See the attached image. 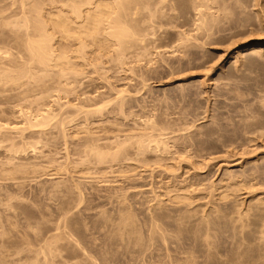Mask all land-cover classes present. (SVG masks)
Listing matches in <instances>:
<instances>
[{"label":"bare ground","instance_id":"6f19581e","mask_svg":"<svg viewBox=\"0 0 264 264\" xmlns=\"http://www.w3.org/2000/svg\"><path fill=\"white\" fill-rule=\"evenodd\" d=\"M215 1V2H214ZM220 1V0H219ZM221 1H223L224 2V0H221ZM228 1V0H227ZM230 1H233L232 3H234V4H232L231 2H227L228 4H232L231 6H232V8H233V5L234 6H236L238 3L239 4H242V5H239L241 8H243V12H244V14H245V16H244V14L242 13V11H241V8H239V6H237L238 7V9H240V10H237V8H234L235 10H237V12H241V14L244 16V17H246V16H251L250 14H252L253 12V16H251L250 18H252L251 20L252 21H256L257 23V25L258 24H261L260 26H261V29H263V31H264V0H230ZM237 1V3H235ZM210 2H211V4H210ZM215 3V5L217 6V4H216V2H217V0H0V46H1V48H0V122L2 123V121H5L6 119H7V114H9L10 112H11V108H10V111H9V113H8V111H5V110H7V108L6 107H8L9 108V106L10 105H13L12 107H14V104H15V106H16V108H17V106L18 105H16V103L17 104H20V103H18L19 101H17L16 100V102L14 101L13 103L14 104H9V102H11L12 101V99H22L23 98V101H24V99L26 100V99H28L29 97H28V95H30V94H32L30 97H31V99L34 97H38L40 94H39V92L38 91H40L41 90V94L43 95V97H44V95H45V92L47 91V92H49L48 91V87L50 86V88H51V90L53 89V91H57V89L59 88V90L60 91H62V92H66L67 93V95L70 93V92H72V88H73V91L75 92V90H76V88H77V90H79L78 89V87H80V84H79V86L78 87H76V88H74L73 87V83L75 84L76 82H78L79 83V81H80V79L82 80L83 78H80L79 79V77L83 74L84 76H85V73L84 72H86V70L84 71L83 69V67H85L86 69H87V67H91L90 69H93V68H95V70L93 69V71H95L94 73H97V72H99L100 74H101V72H103V71H107L105 68V70L103 69V68H101L102 66H103V61H102V58L104 57V58H111V57H109V56H112V53L110 54V53H108L110 50H113V51H115L114 52V57L113 58H111V59H115V58H117L116 56H118V60L120 59V63H122L123 61H125V56H126V54L129 52H132V53H134V54H136V56H139V55H141V54H143V57L146 55V57L150 54L149 52H148V55H147V48H149L148 49V51L150 50V48L153 46V45H151V44H153L154 42V44H157L158 46H160V48H162L163 49V35L161 34V35H159V33H160V31H162V29H163V26H165V23L164 22H166V23H171L175 18L177 19V17H178V19L177 20H175V21H173L174 23H172L173 25H169V24H166V25H168V26H165L166 28L168 27H170V26H173L172 27V29L174 28V25H177V24H175V22L176 21H179V19H180V17L182 18V16L181 15H183L184 13H186V14H188L189 12H191L192 13V11L195 13V16L197 17L196 18V20H194L193 19V17H192V15L193 14H191L190 13V15H191V17H190V15L188 16H184L185 18H183V19H185L184 21L181 19V21H183V22H187V20H186V18L188 19L189 18V23H186V24H191L193 21L192 20H194L195 21V23L196 24H200V26H197L195 23H192V24H194L195 26H196V28L197 27H199L200 28V30H198L199 28H197V30H198V33H197V37L198 38H200L199 36L200 35H198L199 34V32L201 31V29L202 30H204L205 29V33H204V35H207L209 32H210V30H211V28L213 29V26L216 24L215 22L217 21V20H219V21H217V24L218 23H220L221 22V24H220V26L221 25H224V26H227L226 24L227 23H229L230 24V26H227V27H232L231 26V23L230 22H232V21H229L228 19L232 16L233 18H234V16H237V17H235V19H232V17L230 18V20L232 19L233 21L234 20H236V23H234L233 22V27L232 28H235L236 26H239L240 28L241 27H244L243 28V31L245 32V31H247V30H245V28H248L247 26L245 27L244 26V24L241 22V20H240V22H237V18H238V16L240 15V14H238V13H235V14H231V12L229 11H225L224 9H227L226 7L224 8V9H222V8H220V9H222V11L220 10V9H218L219 7H217V9L218 10H220L219 12H220V14H221V12L222 13H227V15H231L230 17L228 16V18L227 17H225L224 15L225 14H223L221 17L223 18V16L225 17V18H227V20L226 21H228V22H225L224 20L225 19H219V13H217L218 12V10H217V14L216 15H218V17H216V15L214 14V16H213V12L215 13V11L216 10H214V9H211V7L213 6V7H215V5H213V3ZM218 3V2H217ZM225 3H226V1H225ZM211 5V6H210ZM224 5V4H223ZM227 6H229V5H227ZM212 7V8H213ZM216 8V7H215ZM229 8H230V6H229ZM209 9L211 10V13H208V12H210L209 11ZM173 10H174V12H173ZM212 10H213V12H212ZM228 10V9H227ZM229 10H231V9H229ZM235 10H234V12H235ZM251 10L253 11L252 13H251ZM167 11H169L168 13H167ZM180 11H181V13H180ZM225 11V12H224ZM170 12H173V14L174 13H176V12H179V13H176V14H178V15H172ZM180 14V15H179ZM212 14V15H211ZM236 14H238V15H236ZM176 16V17H175ZM243 16H241V17H243ZM256 18H255V17ZM216 19H214V18ZM240 17V16H239ZM253 18H255L254 20H253ZM190 19H191V23H190ZM243 19V18H242ZM257 19V20H256ZM220 20H223V21H220ZM248 20H249V18H248ZM248 20H246V23H248L247 21ZM167 21H169V22H167ZM197 21V22H196ZM200 22V23H199ZM211 22V23H210ZM224 22V24H222ZM251 22V21H250ZM177 23V22H176ZM179 24H181V22L179 21L178 22ZM210 23V24H209ZM213 23V24H212ZM239 23V24H238ZM245 23V24H246ZM254 22H252V23H250V24H253ZM178 24V25H179ZM186 24H183V25H181V28H183V27H187L188 25H186ZM191 24V25H192ZM211 24L213 25V26H211ZM216 24V25H217ZM228 24V25H229ZM235 24H236V26H235ZM240 24H241V26H240ZM242 24H243V26H242ZM256 24H254V26H256L255 27V30H257L258 31V29L260 30V27H259V25L257 26ZM178 25L176 26V27H178ZM185 25V26H184ZM205 25H208L209 26V29L207 28L208 26H205ZM183 26V27H182ZM193 26V25H192ZM207 28H205V27ZM248 26H249V23H248ZM251 26H253V25H250V28H248V30L250 31V32H252V31H255V30H253L252 29V27ZM253 26V27H254ZM164 27V31L162 32V33H164V32H166V28ZM180 27V26H179ZM189 27V26H188ZM204 29H203V28ZM215 27V26H214ZM217 27V26H216ZM216 27L213 29V31H214V35L215 36H217V37H219L218 35H216V34H218L219 32V30L218 29H216ZM222 27V28H221ZM221 27H219L220 29H221V31H222V29H223V26H221ZM227 27H225V30H223L224 32H229V29L227 28ZM257 27H259V28H257ZM263 27V28H262ZM171 28V27H170ZM169 28V29H170ZM194 28V27H193ZM192 28V29H193ZM196 28H194V29H196ZM218 28V27H217ZM231 28V29H232ZM257 28V29H256ZM171 29V30H172ZM190 30H191V28H189ZM226 29H228V31L226 30ZM230 29V30H231ZM235 29H237V27L235 28ZM252 29V30H251ZM175 30H177V29H174V31L173 32H175ZM179 30V29H178ZM188 30V29H187ZM190 30H189V32H190ZM196 30V31H197ZM216 30H217V32H216ZM233 30V29H232ZM242 30V29H241ZM238 31L239 33H241V35H239V36H244V35H242L244 32L243 31ZM192 31H194V30H192ZM196 31H194L195 33H196ZM212 31V30H211ZM212 31V32H213ZM236 31V30H235ZM234 30H233V33H231L232 35H228V36H238V32L236 33V34H234V32H235ZM249 31L247 32L248 34H249ZM261 32V33H263L262 35H261V33H260V39L258 40V42L256 41V45H250V44H248L249 46H247L246 47V49H245V53L246 54H248V55H246V56H249V55H251V54H253V55H255L256 53H260V51H263V54H264V32ZM181 32V31H180ZM216 32V33H215ZM256 32V31H255ZM253 32L254 34H256V38H257V36L259 37V35H257L260 31H258V33L256 32ZM56 34V35H59V40H60V42L62 41V43L60 44V42L57 44L58 45V47H57V49L59 48V46L60 45H63L62 47H60V52L61 53H59L58 54V52L59 51H56L55 50V45H53V42L56 40V36L54 37L53 35L54 34ZM158 33V35H159V39H160V36H161V45L157 42L156 43V41H158V37H156V36H153V35H156ZM167 33V35H168V32H166ZM177 33V32H176ZM179 33V32H178ZM188 32H186V34H187ZM200 33H202V31L200 32ZM246 33V32H245ZM244 33V34H245ZM246 33V34H247ZM179 34H181V33H179ZM190 34V33H189ZM193 34V33H192ZM212 35H213V33H211ZM210 33L208 34V37L207 36H204L203 34H201L202 36H204V38L205 37H207V39H205V41H206V43L208 42V38H209V43H210V41H211V44H213V42L215 43H217L218 41L217 40H215L214 41V39L216 38L214 35L212 36ZM219 34H222V32L221 33H219ZM227 34V33H226ZM229 34H230V32H229ZM247 34V35H248ZM152 35V37H150ZM178 35V34H177ZM210 35L212 36V37H210ZM247 35H245L246 36V38L248 37H250V35L249 36H247ZM181 36H183L181 39L182 40H184L183 42H184V48L185 49H187V47H185V45H187L188 47H189V43H191L192 41V39H190V40H188L189 38H187V41L189 42H187L185 39V37H187L188 36V34H187V36H185V34L183 35V34H181ZM196 36V35H195ZM237 36H236V38H237ZM244 36V37H245ZM61 37V38H60ZM150 37V38H149ZM155 37V38H154ZM164 37H167V36H164ZM174 37L175 36H173V37H171L173 40H174ZM189 37H191V36H189ZM226 37V36H225ZM243 37V38H244ZM254 37V39H255V36L253 35L252 37H251V39ZM53 38H54V40H53ZM151 38H154V39H157V40H152ZM170 38V37H169ZM168 38V39H169ZM177 38V37H176ZM198 38H194V40H196L197 41V39ZM202 39H204L203 37H201ZM211 38V39H210ZM239 38V37H238ZM242 38V39H243ZM201 39V40H202ZM219 39H221V38H219ZM218 39V40H219ZM223 39V38H222ZM229 39V38H228ZM227 39V40H228ZM233 39V38H232ZM245 39V38H244ZM250 39V38H249ZM160 40H159V42H160ZM167 40V38H165V42L166 43H169V42H167L166 41ZM181 40V41H182ZM200 40V41H201ZM224 40H226V39H224ZM226 40V41H227ZM238 40V39H237ZM239 40H240V38H239ZM247 40V39H246ZM175 41V40H174ZM176 41H177V39H176ZM178 41H180V40H178ZM186 41V42H185ZM195 41V42H196ZM203 41V40H202ZM204 41V42H205ZM223 41V40H222ZM225 41V42H226ZM240 41H242V40H240ZM153 42V43H152ZM164 42V43H165ZM227 42H229V40L227 41ZM234 42H235V39H234ZM233 42V43H234ZM238 42V41H237ZM176 43V42H175ZM180 43V42H179ZM182 43V42H181ZM180 43V47H182L183 45ZM194 43V42H193ZM208 43V44H209ZM224 42H222L221 44H223ZM54 44H55V42H54ZM75 44H78L77 46L75 45ZM172 44V43H171ZM189 44V45H188ZM203 43L201 42V45H202ZM220 44V45H221ZM225 44V43H224ZM151 45V46H150ZM168 46H169V44H167ZM191 45H194V44H191ZM198 45V44H197ZM201 45H199V47H197V48H200L201 47ZM206 45V44H205ZM210 45V44H209ZM236 45V44H235ZM72 46H75V47H73L74 49L75 48H77V50H75L76 52H72V51H69L70 49L69 48H71V50H73L72 49ZM157 46V47H158ZM162 46V47H161ZM165 46V45H164ZM176 46V45H175ZM175 46H173V47H175ZM211 46V45H210ZM215 46V45H214ZM217 46V45H216ZM234 46V45H233ZM232 46V44H231V46H227V48L228 47H233ZM241 46V45H240ZM243 46V45H242ZM89 47H91V48H89ZM153 47H155V45L153 46ZM156 47V48H157ZM167 47V46H166ZM180 47H179V50H180ZM213 47V46H212ZM244 47V46H243ZM2 48H5V49H3V50H1ZM61 48H64V49H61ZM88 48L90 49V51H88ZM159 48V47H158ZM168 48V47H167ZM172 48V47H171ZM211 48V47H210ZM217 48V47H216ZM218 48H221V47H218ZM226 48V49H227ZM239 48V47H238ZM162 49H160V50H162ZM175 49V48H174ZM177 49V48H176ZM136 50V51H135ZM137 50H138V52L140 51V50H142L143 51V53H139L138 54V52H137ZM151 50H154V49H151ZM170 50V49H169ZM168 50V51H169ZM172 50H173V48H172ZM182 50H183V47H182ZM181 50V51H182ZM188 50V49H187ZM190 50H191V48H190ZM190 50H188V52L190 51ZM195 50V49H194ZM201 50H203V48L201 49ZM228 50H229V48H228ZM239 50H240V48H239ZM238 50V51H239ZM244 50V49H243ZM242 50V51H243ZM135 51V52H134ZM157 51H158V49H157ZM156 51V49H155V52H157ZM167 51V52H168ZM196 51H199V50H196ZM71 52V53H70ZM117 52V53H116ZM127 52V53H126ZM154 52V51H153ZM159 53L161 52V51H158ZM176 52V51H175ZM179 52V51H178ZM187 52V51H186ZM185 52V53H186ZM205 52V51H204ZM204 52L202 51L201 53H203V55H204ZM236 52V51H235ZM107 53L109 54L108 56H107ZM166 53V52H165ZM181 53V52H180ZM184 53V52H183ZM194 52L192 51V54H193ZM196 54H198L197 52H195ZM195 53H194V55H195ZM206 53H208V52H206ZM240 53V52H239ZM239 53H237L238 54V56H239ZM243 54H244V52H242ZM106 54V56H104ZM116 54H118V55H116ZM125 54V55H124ZM131 54V53H130ZM133 54V55H134ZM163 54V53H162ZM162 54H161V56H162ZM172 54V53H171ZM171 54H170V56H171ZM174 54V53H173ZM173 54H172V57H176V56H173ZM213 54V53H212ZM242 54V55H243ZM116 55V56H115ZM153 55V54H152ZM151 55V56H152ZM168 55V54H167ZM175 55V54H174ZM179 56H180V54H178ZM181 55H182V53H181ZM187 55V54H186ZM185 54H184V58H185V56H186ZM190 55V54H189ZM189 55H187V60H188V57H190ZM199 56L201 55L202 56V54H198ZM206 55V54H205ZM204 55V56H205ZM234 55H236V54H234ZM233 55V56H234ZM241 55V54H240ZM245 55V54H244ZM243 55V56H244ZM90 56H92V58L90 57ZM127 56H129V54H127ZM126 56V57H127ZM135 56V55H134ZM157 56V55H156ZM160 56V55H159ZM179 56H178V58H179ZM195 56H197V55H195ZM207 56H210V54L208 53L207 55H206V57ZM212 56V55H211ZM217 56V55H216ZM219 56V55H218ZM243 56H239V60H241V62L243 61V63H244V58H245V56H244V58H243ZM124 57V58H123ZM140 57V56H139ZM143 57H142V59H143ZM146 57L144 58L145 60H147L146 59ZM163 57V56H162ZM194 57V56H193ZM192 56H191V60H192V62H193V59H195V57L193 58ZM220 57V56H219ZM258 57V58H257ZM264 57V56H263ZM262 57V58H263ZM104 59V61H106L105 63L106 64H108L109 62H108V59ZM130 58V57H129ZM128 57H127V63H129L130 62V60H129V62H128V59H129ZM131 58H132V56H131ZM136 58H138V57H136ZM156 57H154L153 59H155ZM169 58V57H168ZM181 58H182V56H181ZM181 58H180V60H181ZM193 58V59H192ZM204 58V57H203ZM208 58V61H209V58L210 57H207ZM206 58V59H207ZM212 58V57H211ZM210 58V60H212ZM216 58V57H215ZM235 58H236V56H235ZM240 58H242V59H240ZM254 58H257V60L259 59V56H257V54H256V56L254 57ZM253 57L251 58V60L253 61V60H255ZM111 59H109V60H111ZM122 59H124L123 61H122ZM139 59V58H138ZM148 59H150V58H148ZM166 59V58H165ZM177 59V58H176ZM185 59V60H186ZM136 60V59H135ZM141 60V59H140ZM162 60H164L163 58H162ZM161 60V61H162ZM168 60H170V59H168ZM174 60V59H173ZM191 60H190V63H191ZM201 60H203V59H201ZM201 60H200V64H201ZM218 60V59H217ZM260 60V59H259ZM262 60V59H261ZM116 61V60H115ZM122 61V62H121ZM125 61V62H126ZM150 61H151V59H150ZM152 61H154V60H152ZM158 61V60H157ZM157 61L155 62V63H157ZM167 61V60H166ZM170 61H172V60H170ZM169 61V62H170ZM178 61H179V59H178ZM182 61H183V59H182ZM195 61V60H194ZM203 61H207V60H203ZM238 62V60H237V58H236V60H235V62ZM252 61H250V63L252 62ZM124 62V63H125ZM138 62V61H137ZM136 62V63H137ZM162 62H164V63H166L165 61H162ZM168 62V63H169ZM175 62V61H174ZM188 63H189V61H187ZM186 62V63H187ZM198 62H199V60H198ZM219 62V61H218ZM234 62V64L232 65V66H234V70L233 71H235L236 72V70L237 69H235V66H236V64L237 63H235ZM256 62V61H255ZM258 62V61H257ZM261 62V61H260ZM263 62H264V60H263ZM263 62H261V63H263ZM104 63V64H105ZM111 63H112V61H111ZM118 63H119V61H118ZM117 63V64H118ZM119 63V64H120ZM123 63V64H124ZM131 63H132V61H131ZM131 63H129V66H130V64ZM135 63V62H134ZM140 63H141V61H140ZM160 63V62H159ZM177 64H178V62H176ZM187 63V64H188ZM193 63H195V62H193ZM206 63V62H205ZM209 63V62H208ZM214 63H216V59H215V61L213 60V64ZM243 63H241V64H243ZM246 63V62H245ZM250 63H247V64H250ZM254 63V62H253ZM253 63H252V65H253ZM260 63V64H261ZM116 64V62H115V65H117ZM119 64H118V66H119ZM123 64H121V65H123ZM142 64V63H141ZM141 64H139V65H141ZM146 64H150V63H146ZM152 64V63H151ZM161 64V63H160ZM169 64H171V63H169ZM172 64H173V62H172ZM182 64H184V63H182ZM198 64V63H197ZM211 64V63H210ZM238 64H240V62L238 63ZM247 64H246V66H247ZM256 64L257 63H254V65L256 66ZM110 65V64H109ZM108 65V66H109ZM112 65V64H111ZM121 65H120V67H121ZM164 65V64H163ZM162 65V66H163ZM165 65H167V66H169L168 64H165ZM164 65V66H165ZM179 65V64H178ZM186 65V64H185ZM190 66H192L193 65V67H194V64H189ZM199 65V64H198ZM203 65V64H202ZM201 65V66H202ZM205 65H207V64H205ZM212 65V64H211ZM217 65V64H216ZM251 65V64H250ZM264 65V64H263ZM87 66V67H86ZM107 66V65H106ZM114 66V65H113ZM128 66V67H129ZM143 66H144V64H143ZM147 66V65H146ZM154 66V65H153ZM156 66V65H155ZM159 66V65H158ZM161 66V65H160ZM159 66V67H160ZM161 66V67H162ZM173 66V65H172ZM175 66H176V64H175ZM179 66H181V65H179ZM209 66V65H208ZM212 66H215V65H212ZM232 66H230V67H232ZM242 66V65H241ZM261 66V65H260ZM93 67V68H92ZM103 67H105V65L103 66ZM116 67V66H115ZM138 67V66H137ZM142 67V66H141ZM170 68H171V66H169ZM168 67V68H169ZM181 67H184L185 68V66H181ZM197 67V66H196ZM199 67V66H198ZM210 67V66H209ZM244 67V66H243ZM250 67H252V66H250ZM254 67V66H253ZM262 67V66H261ZM260 67V68H261ZM57 68V69H56ZM100 68H101V70H103V71H101L100 70ZM111 68H113V67H111ZM122 68H123V66H122ZM132 68V67H131ZM153 68V67H152ZM177 68H179V67H176V69ZM188 68V67H187ZM211 69H212V67H210ZM226 68V67H225ZM228 68V67H227ZM237 68V67H236ZM40 69H41V71H43V70H45L44 71V73L46 72V74H45V76H44V73L42 74L43 75V77H41L40 76V74L38 75L40 78H37L38 76L37 75H35V74H37V72L38 71H40ZM56 71H55V70ZM99 71H98V70ZM117 69H119V68H117ZM127 69V68H126ZM135 69V68H134ZM139 69V68H138ZM141 69H145V67L144 68H141ZM149 69V68H148ZM154 69H155V67H154ZM153 69V70H154ZM164 69V68H163ZM162 69V70H163ZM186 69V68H185ZM199 69H201V68H199ZM204 69H206L205 67H204ZM203 69V70H204ZM231 69V68H230ZM232 69H233V67H232ZM239 69H240V67H239ZM238 69V70H239ZM254 69V68H253ZM259 68H257V70H258ZM261 69H264L263 67L261 68ZM261 69H259V70H261ZM35 70H36V72H35ZM38 70V71H37ZM111 70V69H110ZM114 70H115V68H114ZM131 70V69H130ZM136 70V69H135ZM134 70V71H135ZM156 71L157 70H159V69H155ZM167 70V69H166ZM172 69H170V71H171ZM173 70H175V69H173ZM180 70H181V68H180ZM193 70V69H192ZM198 70V69H197ZM210 70V69H209ZM208 70V72H210ZM228 70H229V68H228ZM256 70V69H255ZM256 70V71H257ZM258 70V71H259ZM84 71V72H83ZM90 71V70H89ZM89 71L86 73V74H88L89 73ZM112 71V70H111ZM123 71V70H122ZM137 71H139V70H136L135 72H137ZM141 71H143V70H141ZM145 71V70H144ZM152 71V70H151ZM150 71V72H151ZM155 71V72H156ZM169 71V72H170ZM182 72H183V70H181ZM186 71V70H185ZM184 71V73L183 74H185V73H187V75H188V73L189 72H185ZM190 71V70H189ZM202 71V70H201ZM241 71V70H240ZM242 71H243V73H244V70L242 69ZM241 71V72H242ZM247 70H245V72H246ZM249 71H250V68H249ZM251 71H252V68H251ZM255 71V72H256ZM264 71V70H263ZM263 71H261L262 73H264ZM91 72V71H90ZM108 72V71H107ZM107 72H103V73H107ZM114 72V71H113ZM118 72V71H117ZM120 72V71H119ZM133 72V68H132V70H131V73ZM134 72V73H135ZM146 72H147V70H146ZM161 72V71H160ZM176 72V74L175 75H177L178 73V71L176 70L175 71ZM192 72V71H191ZM205 74H206V72L205 71H203ZM212 72V71H211ZM224 72V71H223ZM232 72V71H231ZM230 72V73H231ZM235 72H233V73H235ZM239 72V71H238ZM240 72V73H241ZM260 72V71H259ZM39 73V72H38ZM93 73V72H92ZM102 73V74H103ZM110 73V72H109ZM112 73V72H111ZM130 73V71H128V74ZM141 73H143V72H141ZM154 73V72H153ZM156 73H158V72H156ZM161 73H163V72H161ZM166 73H167V71H166ZM192 73H194L195 74V72H194V70H193V72ZM247 73V72H246ZM252 73V72H251ZM251 73H250V75H251ZM262 73H260V75L262 74ZM100 74H96V75H99L100 77H103L104 75H100ZM137 74H138V72H137ZM145 73H143V74H138V75H144ZM147 74V73H146ZM149 74V73H148ZM152 74V73H151ZM165 73H163L162 74V78H163V75H164ZM182 74V73H181ZM182 74V75H183ZM193 74V75H194ZM199 74V73H198ZM197 74V75H198ZM202 74V73H201ZM208 74H210V73H208ZM228 74H229V72H228ZM239 73H237V75H234V76H237V77H239V75H238ZM253 74H254V71H253ZM91 75H93V74H91ZM90 75V76H91ZM107 75L109 76V74L107 73ZM106 75V76H107ZM115 75V74H114ZM117 75V74H116ZM122 75H123V73H122ZM131 75V74H130ZM156 75H158V74H156ZM156 75L154 76V77H156ZM169 75H171L170 73H169ZM178 75H180V74H178ZM177 75V76H178ZM191 75V74H190ZM244 75V74H243ZM246 75H248V74H246ZM256 75V74H255ZM263 75V74H262ZM261 75V76H262ZM36 76V77H35ZM94 76H95V74H94ZM105 76V77H106ZM132 76V75H131ZM133 76H136L135 74L133 75ZM147 76V75H146ZM167 76H168V73H167ZM174 76V75H173ZM173 76H171V77H173ZM186 76V75H185ZM184 76V77H185ZM220 76V75H219ZM226 76V75H225ZM224 76V77H225ZM229 75H227V77H228ZM233 76V74H232V77H234ZM242 76V75H241ZM249 76V75H248ZM257 76H258V74H257ZM82 77V76H81ZM86 77V76H85ZM93 77V76H92ZM98 77V76H97ZM137 77V76H136ZM144 77H145V75L142 77L143 79H144ZM166 77V76H165ZM164 77V78H165ZM170 77V78H171ZM204 77V76H203ZM244 77V76H243ZM242 77V78H243ZM251 77V76H250ZM250 77H248V78H250ZM253 77V76H252ZM260 77V76H259ZM107 78V77H106ZM124 78V77H123ZM146 78V77H145ZM148 78H150V77H148ZM147 78V79H148ZM158 78V77H157ZM156 78V79H157ZM183 78V77H182ZM205 78V77H204ZM258 78V77H257ZM263 78H264V76H263ZM65 81V86L63 87V89L64 90H61V88H62V84L63 83H61V81H63V80ZM99 79V78H98ZM104 80H103V83H105L104 81H107V80H105V78H103ZM110 79V78H109ZM136 79H138L139 80V78H136ZM143 79H141V80H143ZM147 79L145 80V82L147 81ZM154 80H155V78H153ZM166 79H167V77H166ZM177 79V78H176ZM179 79H180V77H179ZM228 79V78H227ZM236 79H238V78H236ZM247 79V78H246ZM259 79H261L260 81H258ZM259 79H256L258 82H254L255 84H254V87L256 86V88H257V84L256 83H258L259 84V87H260V89H262L263 87H264V81L262 80V78L260 77ZM86 80H88V79H86ZM97 80V79H96ZM115 80V79H114ZM119 80V79H118ZM129 80H131V79H129ZM134 80H135V77H134ZM150 80V79H149ZM148 80V81H149ZM158 80H162V79H159L158 78ZM172 80V79H171ZM174 80V79H173ZM201 80H203V79H201ZM200 80V81H201ZM241 80V79H240ZM243 80V79H242ZM245 80V79H244ZM243 80V82H245ZM36 81H37V83H36ZM39 81H41L40 82V84H39V86H37V84L39 83ZM52 83H51V82ZM54 81H56L55 83L56 84H53L54 83ZM59 81H60V83H61V88L60 87H57V89L56 88H52V86H54V87H56L57 86V84L59 83ZM83 82H88V81H85V79L84 80H82ZM81 81V82H82ZM91 81H92V79H91ZM100 81H102V80H100ZM113 81V80H112ZM137 81V80H136ZM147 81V82H148ZM167 81H168V79H167ZM170 81V80H169ZM194 81H196V80H194ZM234 81V83H235V86H237V84H238V86L239 87H241L240 86V83H236V81L235 80H233ZM251 81V80H250ZM47 82H48V84H47ZM83 82H82V86H84V84H83ZM95 83H97L96 81H94ZM122 82V81H121ZM133 82H135V81H133ZM138 82H140V81H138ZM146 82V83H147ZM150 82H152L151 80H150ZM165 82V81H164ZM179 82V81H178ZM183 82V81H182ZM227 82L229 83V82H231V80L229 81V80H227ZM238 82H240V81H238ZM34 83V84H33ZM36 83V84H35ZM51 83V84H50ZM59 83V84H60ZM107 84H108V86H109V81L108 82H106ZM130 83V82H129ZM131 83H132V81H131ZM136 84H137V82H135ZM141 83V82H140ZM143 83H144V81H143ZM160 83V82H159ZM192 83V82H191ZM200 83V82H199ZM202 83V82H201ZM204 83V82H203ZM202 83V84H203ZM206 83V82H205ZM208 83V82H207ZM221 83V82H220ZM226 83V82H225ZM246 83H248V81L246 82ZM252 83V82H251ZM87 84H89V83H87ZM87 84H86V86H87ZM102 84V83H101ZM112 84V83H111ZM134 84V83H133ZM133 84H132V86H133ZM136 84H135V86H136ZM171 84V83H170ZM179 84V83H178ZM231 84V83H230ZM245 84V83H244ZM36 86V88L38 87L39 88V90L37 89L36 91L38 92V96L36 95V96H33V94L35 93L36 94V91H34V90H32V89H30V88H33L32 86ZM94 86H95V84H94ZM165 86H166V84H165ZM187 86H188V84H187ZM186 86V87H187ZM190 86H191V84H190ZM196 86H197V83H196ZM200 86H201V84H200ZM200 86L198 87V89L200 88ZM203 86H204V84H203ZM224 86H225V84H224ZM229 86V84H227V86L226 87H228ZM235 86H233V89H234V87ZM248 86H249V84H248ZM27 87V89L26 90H24L25 88ZM89 87V86H88ZM93 87V86H92ZM92 87H90V88H92ZM99 87V86H98ZM103 87V86H102ZM106 87V86H105ZM104 87V88H105ZM110 87V86H109ZM112 87V86H111ZM131 87V86H130ZM139 87V86H138ZM141 87V86H140ZM143 87V86H142ZM146 87V86H145ZM175 88H176V86H174ZM178 87V86H177ZM202 87V86H201ZM215 87H216V83H215ZM219 87V86H218ZM243 87V86H242ZM246 88H247V86H245ZM251 86H249V88H250ZM35 88V87H34ZM33 88V89H34ZM49 88V89H50ZM96 88V87H95ZM113 88H115L114 86L111 88V90L113 91ZM129 88V87H128ZM128 88H127V90H128ZM135 88V87H134ZM150 89H151V87H149ZM149 88H148V90H149ZM180 88V87H179ZM193 88V87H192ZM229 88H230V86H229ZM252 88V87H251ZM45 89V90H44ZM55 89V90H54ZM75 89V90H74ZM80 89H81V87H80ZM87 89V88H86ZM89 89V88H88ZM97 89V88H96ZM108 89V88H107ZM106 89V90H107ZM118 89V88H117ZM126 89V88H125ZM133 91H136V90H134L133 88H131ZM144 89V88H143ZM174 89V88H173ZM184 89H185V87H184ZM191 89V88H190ZM219 89H221L220 87H219ZM232 89V90H233ZM243 89H245V88H243ZM255 89V88H254ZM260 89H259V91H260ZM264 89V88H263ZM23 90V91H22ZM43 90V91H42ZM76 90V91H77ZM81 90H84V88H82ZM81 90H79L80 92H81ZM90 90V89H89ZM131 90V91H132ZM139 90H141L140 88H139ZM154 90V89H153ZM157 90V89H156ZM155 90V91H156ZM176 90V89H175ZM174 90V91H175ZM187 90V89H186ZM197 90V89H196ZM200 90V89H199ZM203 90V89H202ZM215 90V89H214ZM229 90V89H228ZM235 91L233 92V91H231L234 95H236L235 93L236 92H238V90H239V88H238V90L236 91V89H234ZM241 90V89H240ZM257 90V89H256ZM256 90H254V91H256ZM31 91H32V93H31ZM56 91H55V93H56ZM59 91V92H60ZM98 91V90H97ZM96 91V92H97ZM108 91V90H107ZM124 91V90H123ZM130 90H129V93L131 92ZM138 91V90H137ZM142 91V90H141ZM143 91H146V93L148 92L147 90H143ZM160 91V90H159ZM165 91V90H164ZM181 91V89L179 90V92ZM190 91V90H189ZM192 91V90H191ZM198 91V90H197ZM196 91V92H197ZM201 91V90H200ZM205 91V90H204ZM213 91V90H212ZM226 91H227V88H226ZM245 91V90H244ZM246 91H252V90H246ZM262 91H264V90H262ZM15 92V96H13L14 94L13 93ZM18 93V95H17V93ZM46 92V94H50V93H47ZM52 92V91H51ZM80 92H79V94H80ZM86 92V91H85ZM85 92H83L84 94H85ZM114 92V91H113ZM112 92V93H113ZM125 92H126V90H125ZM128 92V91H127ZM183 92V91H182ZM185 92H187V91H184V93ZM195 92V93H196ZM199 92V91H198ZM220 92V91H219ZM218 92V93H219ZM222 92V91H221ZM224 92V91H223ZM242 92V91H241ZM241 92H238V94L239 93H241ZM258 92V90L255 92V93H257ZM8 93L10 94V95H12V97L11 96H7L8 95ZM12 93V94H11ZM44 93V94H43ZM53 93V92H52ZM55 93H53V94H55ZM73 93V92H72ZM78 93V92H77ZM101 93H103V92H101ZM105 93V92H104ZM107 93V92H106ZM105 93V94H106ZM115 93H118V94H120L119 93V91H116ZM124 93V92H123ZM148 93H150V92H148ZM158 93V92H157ZM201 93V92H200ZM200 93H198V94H200ZM231 93V95H233ZM56 94H58V91H57V93ZM60 95H61V93H59ZM104 94V95H105ZM114 94V93H113ZM122 94V93H121ZM127 94V93H126ZM145 94V93H144ZM153 94H154V91H153ZM159 94V93H158ZM173 94V93H172ZM181 94V93H180ZM179 94V96H181ZM183 94V93H182ZM244 93L242 92V95L240 94V100L242 101L243 100V98L242 97H244L245 99L244 100H246V97H245V94H247V93H245L244 95H243ZM248 94H250V93H248ZM247 94V95H248ZM262 94V95H261ZM41 95V96H42ZM70 95H71V93H70ZM69 95V96H70ZM101 95V94H100ZM124 95V94H123ZM145 95H147V94H145ZM149 95V94H148ZM161 95V94H160ZM175 95V94H174ZM187 95H188V92H187ZM204 95V94H203ZM206 95V94H205ZM217 95H219V94H217ZM228 95V94H227ZM246 95V96H247ZM257 95H259V94H257ZM260 95L262 96H259V99H260V97H261V99L260 100H262L261 102L262 103H260V100L257 98V99H255L257 102H259L260 103V105L261 104H263L264 103V99H263V93H260ZM33 96V97H32ZM48 96H52V95H48ZM47 96V97H48ZM54 96V95H53ZM57 96V95H56ZM82 97H83V95H81ZM86 96H88V95H86ZM101 97V96H99V95H96V97ZM111 96V95H110ZM129 96V95H128ZM168 96V95H167ZM170 96V95H169ZM185 96V95H184ZM197 96V95H196ZM208 96V95H207ZM212 96V95H211ZM236 96H239V95H236ZM242 96V97H241ZM249 96H251V95H248V97ZM27 97V98H26ZM50 97L48 98V99H50ZM55 97V96H54ZM61 97V96H60ZM65 97H68V96H65ZM64 97V98H65ZM74 97V96H73ZM75 97H77L76 95H75ZM105 97V96H104ZM107 97V96H106ZM111 97H113V96H111ZM111 97H109V99L111 98ZM117 97V96H116ZM115 96H114V98H116ZM122 96L120 95L119 96V98H121ZM125 97H127V95L125 96ZM152 97V96H151ZM165 97V96H164ZM183 97V96H182ZM186 97H188V98H190L189 96H186ZM185 97V98H186ZM198 97H200L199 95H198ZM201 97L203 98V96L201 95ZM234 98H235V96H233ZM41 97H39V99H40ZM46 97H44L43 98V100H46L45 99ZM63 98V97H62ZM62 98H60V99H62ZM69 98V97H68ZM67 98V99H68ZM89 98V97H88ZM113 98V99H114ZM132 98H133V96H132ZM138 98V97H137ZM153 98V97H152ZM168 98V97H167ZM188 98H186V99H188ZM194 98H195V100L197 99L196 97H193V101H194ZM228 98V97H227ZM239 98H237L238 100H239ZM30 99V98H29ZM35 99H38V98H35ZM52 99V98H51ZM79 99V98H78ZM84 99V98H83ZM83 99H81V100H83ZM96 99V98H95ZM101 99H103L102 97H101ZM108 99V98H107ZM122 99H124V97H122ZM122 99H120V100H122ZM126 99V98H125ZM128 99H129V97H128ZM142 99V98H141ZM148 99V98H147ZM166 99V98H165ZM171 99V98H170ZM178 99H180V98H178ZM182 99V98H181ZM191 99H192V97H191ZM206 99H209V98H207L206 97ZM42 100V98L39 100L40 102H44V101H41ZM53 100V99H52ZM81 100H79V101H81ZM88 100V99H87ZM87 100H84V101H87ZM110 100H112V98L110 99ZM117 100V102H118V98L116 99ZM115 100V101H116ZM127 100V99H126ZM130 100H131V98H130ZM153 100H155V99H153ZM153 100L151 101V103H150V101H149V103L150 104H152V102H153ZM172 100H174L173 98H172ZM183 100V99H182ZM198 100V99H197ZM201 100V99H200ZM199 100V101H200ZM231 100H232V98H231ZM235 100V99H234ZM237 100V101H238ZM247 100H249V98L247 99ZM259 100V101H258ZM21 101V100H20ZM23 101H21V102H23ZM31 101V100H30ZM38 101V100H37ZM50 101V100H49ZM55 101V100H54ZM66 101V100H65ZM72 101H73V98H72ZM77 101V100H76ZM103 101V100H102ZM105 101V106H106V102H107V100H104ZM132 101L134 102V100L132 99ZM135 101H138V100H135ZM142 101H143V99H142ZM145 101L146 100H144V103H145ZM164 101H166V100H164ZM163 101V102H164ZM168 102H169V104L172 102H170L169 100H167ZM175 101H176V98H175ZM179 101V100H178ZM187 101V100H186ZM222 101V100H221ZM226 101V100H225ZM236 101V100H235ZM241 101H239V103L241 102ZM255 101V102H256ZM25 102V101H24ZM35 102V101H34ZM71 102V101H70ZM75 102V100L73 101V103ZM87 102H89V101H87ZM91 102V101H90ZM98 102H100V98H99V100H98ZM116 102V103H117ZM124 102V101H123ZM127 102V101H126ZM126 102H124L125 104H126ZM140 102V101H139ZM157 102V101H156ZM160 102V101H159ZM162 102V101H161ZM160 102V103H161ZM162 102V104H166V102L165 103H163ZM174 102V101H173ZM205 102V101H204ZM228 102V101H227ZM6 103H8L7 105H5V106H3L4 104H6ZM12 103V102H11ZM27 103V102H26ZM29 103V102H28ZM39 103V102H38ZM47 103V102H46ZM63 103V102H62ZM81 103H85V102H81ZM95 103H96V101H95ZM103 103V102H102ZM101 103V104H102ZM112 103V102H111ZM114 103V102H113ZM121 102H118V104H120ZM124 103L123 104H120L121 106L123 105L124 106ZM129 102H127V104H128ZM132 103V102H131ZM137 102H135V104H134V106L135 105H137L136 104ZM141 103V102H140ZM139 103V104H140ZM147 103H148V100H147ZM147 103H145V104H147ZM158 103V102H157ZM156 103V104H157ZM176 102H174V103H172V104H175ZM182 103H185V106H186V102H182ZM193 103V102H192ZM191 103V104H192ZM197 103H199V102H197ZM233 103H236V102H234L233 101ZM238 103V102H237ZM243 103V102H242ZM247 103V102H246ZM24 104V103H23ZM22 104V105H23ZM29 104H34V105H36V103H29ZM39 104H41V103H39ZM48 104H50V103H48ZM68 105H69V103H67ZM88 104V103H87ZM87 104H82V105H84V107L87 105ZM91 103H89L88 105H87V107L90 105ZM99 104V103H98ZM138 104V105H139ZM142 104V103H141ZM150 104H148V106L150 105ZM177 105L179 104V102H177L176 103ZM188 104H189V101H188ZM196 103H194V104H192L193 105V108H195L194 107V105H195ZM204 104V103H203ZM245 104V103H244ZM244 104H241L242 106H243V109H244V107H245V105ZM250 104H251V106H250ZM249 104V106L251 107V108H254V107H252V104H253V106H256V104H254V103H250ZM28 104H26L25 106L26 107H28L27 106ZM43 105V104H42ZM46 105V104H45ZM51 105V104H50ZM61 105V104H60ZM59 105V106H60ZM82 105H80V106H82ZM92 105V104H91ZM120 105H118V106H120ZM131 105V104H130ZM163 105V106H164ZM167 105V104H166ZM180 105V104H179ZM223 105V104H222ZM230 105H233L232 104V101H231V104ZM247 105H248V103H247ZM247 105H246V107H247ZM258 105L259 104H257V107L255 108L256 110H257V108H261L262 106H264V104L263 105H261V106H259L258 107ZM2 106L3 107H5V108H2ZM21 106V105H20ZM25 106H23V107H25ZM41 106V105H40ZM47 106H49V105H47ZM53 106H55V103H54V105ZM56 106H57V104H56ZM58 106V107H59ZM62 106H64V104L62 105ZM66 106V105H65ZM65 106H64V109H65ZM70 106V105H69ZM68 106V107H69ZM93 106H95V105H93ZM101 106V105H100ZM102 106H104V104H102ZM115 106V105H114ZM127 106V105H126ZM132 106H133V104H132ZM145 106V105H144ZM158 106V105H157ZM157 106H155L154 105V107H157ZM162 106V107H163ZM176 105H174V107H175ZM195 106H197V104L195 105ZM200 106V105H199ZM202 106V105H201ZM237 106V105H236ZM239 106H240V104H239ZM25 107V108H26ZM31 107H33L32 105H30V109H31ZM43 107H44V105H43ZM68 107H67V109H68ZM84 107H82V108H77V107H75V106H72V107H70L69 108V110H67L66 109V111H69V112H66L67 114H69V113H71L70 115H75V113H76V115L78 114V115H80V118L82 117V116H86L85 118H86V121L88 120V119H90V117L92 118L93 116L95 117L96 115H99L98 113H100L101 112V114L103 115L104 113L102 112V110H103V107H102V109H101V107L100 108H96V109H93V110H83V108ZM86 107V108H87ZM109 107V106H108ZM107 107V108H108ZM113 107V106H112ZM112 107H110V108H112ZM131 107V106H130ZM138 107V106H137ZM146 107H147V105H146ZM145 107V108H146ZM152 107H153V105H152ZM162 107H160V104H159V108H162ZM169 107V106H168ZM168 107H166V109L168 108ZM172 107V106H171ZM178 108H180L179 106H177ZM177 107H176V112H179V111H177ZM181 107H183V105L181 106ZM198 107V106H197ZM205 107H207V106H205ZM224 107V106H223ZM222 107V108H223ZM250 107H247L246 109H247V111H248V108H250ZM29 108V107H28ZM46 108H48V107H46ZM45 108V109H46ZM56 108V107H55ZM71 108H72V110H75L76 109V111H71ZM85 108V109H86ZM92 108V107H91ZM105 108V107H104ZM107 108H105V110H106V113H107ZM120 108V107H119ZM119 108H117V110L119 111ZM122 108V107H121ZM124 108V107H123ZM158 108V107H157ZM185 108V107H184ZM190 108H191V105H190ZM189 108V109H190ZM208 108V107H207ZM218 108V107H217ZM225 108V107H224ZM228 108V107H227ZM242 108V107H241ZM263 108L264 107H262V109H260L259 111L257 110L256 112H255V109H253L252 111H251V109L249 110L251 113L253 112L254 114H253V116H251L250 117V115H252V114H246L247 113V111L245 110V111H243V109H242V112L244 113L245 112V114H243V115H245L246 117H248L247 115H249V118H250V121H249V118L248 119H246L245 117V119H246V121H245V119L244 120H241L240 119V121L238 122L237 120L239 119L238 117V119L237 120H235V122L237 121L238 122V124H236V125H241L244 121L246 122L245 124V126L244 127H242V129L240 130V131H235V129L233 128V131L231 132V133H229L228 134V136H227V143L225 144L226 146H228V147H226L225 145V147L226 148H229L230 147V149H232V147L234 146V148L235 149H237V148H241L242 150L243 149H245L244 147H246V146H248V144L249 143H251V144H249V147L250 146H252L253 144H254V142L255 143H257V145H255L256 146V148L254 149H252L251 150V148L253 147H251L250 148V150L247 148V149H245V150H241L242 152H247L248 150L250 151V152H252V151H254V150H256L257 151V156L255 157V153H250L249 151V154L252 156V155H254V159L253 160H251V161H247L246 163H247V165H248V167L249 166H253L252 168H247L246 166H245V168L244 167H241V170H239L240 172H235V171H231L230 169H225L224 170V176H222L223 178H222V180L223 179H225L223 182L222 181H220L219 183H220V186L223 184L224 185V183L226 184L223 188H222V186H221V188L219 187V185H217L219 188H220V190H218L217 189V187H215L216 186V184L214 185L213 183H211L212 185H210L209 183H207V184H209L210 185V187L209 188H206V184H205V176H202L200 179L198 178V174L196 175V176H194L195 178L193 179L194 181H190V180H185V179H183L184 178V174L182 175L183 176V178L181 179V181H179L180 180V177H179V175H178V179L177 178H175V177H173L174 179H170V178H172V177H169V179L166 181L167 183H169V181L171 182V183H173V184H167V183H163L164 184V186L167 184L168 186H166V187H164V188H166V193L165 192H163V193H165L164 194V196H166V197H164V198H167L166 199V201L164 200V198L161 196V194H160V196L163 198V200H162V198L160 197V200L159 199H156L157 197V195L155 196V199H156V202L157 201H159L158 203H157V207L155 206V204H154V206L156 207V209H157V211H158V209L159 208H161V209H159L160 211L157 213V211H156V209H155V211L153 212V211H151V212H153L154 213V215L152 214V213H150L151 214V216L149 217L148 216V220H150V221H147V220H145V221H147L146 222V224L148 223V222H151V223H149V224H147L148 226H149V228H150V230L148 229V227H146V228H144V231L143 230H141V229H139V231H138V228L137 227H134V225H133V223L136 221L137 222V218H136V220L135 221H132L131 219L130 220H128L130 217L128 216H125V214H124V217H127L128 219V221L129 222H125V224L122 226V228L125 226V228H124V230L122 231V228L121 227H117V225L118 226H121V225H119L118 223H116L117 225H115L117 228H115V230L116 229H118V230H120V228H121V230H120V233H118V231H116L115 233L113 232V235H112V232L111 231H109V233H108V237H111V235L113 236V237H111V239L112 238H114L115 240H114V242L113 241H111L110 240V238L108 239V237H107V234H106V236L105 237H107V239H108V241L110 240V242L109 243H105V242H103V243H105V245H108L109 247H111V248H109L108 246H106L107 247V249L109 248V249H113V246H114V249L116 248V253H117V255H112V253L110 252V254L112 255V256H110L109 255V251H111V250H105L106 249V247L104 246V247H102L101 246V249L102 250H100V251H103V249L107 252L108 251V253H106L105 252V254L103 253V255L106 257V259L109 257H111L112 258V261L110 260V263L112 262L113 264L117 261L118 263H120L121 262V259L123 260V257H125L126 255L127 256H130V258H135V256H132V255H130L131 253H132V249L131 248H129V246L131 247V245L130 244H128V248L129 249H131V250H128V252H131L130 254L126 251L127 249L125 248V246H123L125 243L124 242H126V236L127 237H129L130 238V240H132L133 239V237H131V236H139V237H141V238H139V239H143V236H145V235H147V233H146V231H147V229L149 230V234H150V236H149V234L147 235V236H145V239H143V240H141V241H139V239L138 240H136L135 238H134V247H136L137 246V248H133L134 250H133V252H137L138 251V248L140 249H142V253H143V251H144V249L146 250L147 249V245L149 246V244L150 243H152L150 246L151 247H153L154 246V244L156 243H159L158 245H161V246H154L153 247V249L152 248H150V247H148V249L147 250H149L148 251V253H149V255H148V253H144L145 255L147 254L149 257H150V260L149 259H147V261L149 260L150 261V263H151V256H150V254H152L151 252H157V251H154V250H157L158 248L157 247H160L162 250H158V252L160 251L161 253H160V255H163L164 253H162V251L164 250V248H165V250L167 249V252H169V254L167 253V255H165L164 254V256L163 257H161V258H164L163 260L162 259H159V254L157 253V254H155L156 256H157V260L159 259L160 260V264L162 263V264H164V262H167L166 264H168V262L169 263H173V264H264V190H262V188L264 189V111H261V110H263ZM5 109V110H4ZM18 109H19V107H18ZM17 109V110H18ZM21 109V108H20ZM36 109V108H35ZM43 109V108H42ZM41 109V110H42ZM60 109H61V106H60ZM60 109L58 108V110L60 111ZM126 109H127V107H126ZM133 109H135V108H132V110ZM146 109H148V108H146ZM154 109V108H153ZM153 109H152V111H153ZM156 109V108H155ZM165 109V108H164ZM170 109V108H169ZM173 110H174V108H172ZM186 109V108H185ZM185 109H184V111H185ZM192 109V108H191ZM197 109V108H196ZM195 109V110H196ZM200 109V108H199ZM202 109H203V106H202ZM238 109V108H237ZM240 109V108H239ZM15 110V109H14ZM26 110V109H25ZM28 110V109H27ZM47 110H49V109H47ZM57 110V109H56ZM109 110H111V109H109ZM115 110H116V107H115ZM128 110L130 111L131 109L129 108V105H128ZM128 110H127V112H128ZM157 110V109H156ZM156 110H154V111H156ZM160 110V109H159ZM171 110V109H170ZM188 110V109H187ZM194 110V111H195ZM40 111V110H39ZM55 111V110H54ZM62 111H63V109H62ZM65 111V110H64ZM104 111V110H103ZM117 111V112H118ZM143 111V110H142ZM145 111V110H144ZM144 111H143V113H144ZM150 111V110H149ZM162 111H164V110H162ZM172 111V110H171ZM181 111H183V110H181ZM207 111V110H206ZM219 111V110H218ZM222 111V110H221ZM225 111V110H224ZM248 111V112H249ZM4 112H6L5 114H6V118H5V114H3ZM12 112H13V110H12ZM17 112V111H16ZM15 112V113H16ZM32 112V111H31ZM43 112V111H42ZM46 112V111H45ZM48 112V111H47ZM73 112V113H72ZM109 112V111H108ZM122 114L124 113L123 112V110L122 111H120ZM120 112H119V114H120ZM127 112H125V113H127ZM131 112V111H130ZM134 112V111H133ZM151 112V111H150ZM175 112V113H176ZM188 112V111H187ZM190 112V114H191V111H189ZM189 112H188V114H189ZM197 112H200V111H197ZM202 112V111H201ZM201 112L199 113V114H201ZM204 112V111H203ZM226 112V111H225ZM236 113H237V110L235 111ZM234 112V113H235ZM238 112L240 113L241 112V110H238ZM241 112V113H242ZM14 113V112H13ZM12 113V114H13ZM36 113H37V109H36ZM49 113V112H48ZM60 113H62L61 111H60ZM65 113V114H66ZM106 113H105V115L104 116H106L107 117V115H106ZM112 114L111 115H113V112H111ZM124 113V115H126ZM132 113V112H131ZM158 113V112H157ZM161 113V112H160ZM169 113H171V112H169ZM174 113V112H173ZM172 113V114H173ZM193 113V112H192ZM195 113H196V111H195ZM208 113H209V111H208ZM226 113H228V112H226ZM236 113L234 114V115H236ZM2 114H3V117L5 118V120H4V118H3V120H2ZM11 114V113H10ZM9 114V115H10ZM20 114V113H19ZM23 114H25V113H23ZM32 114V113H31ZM51 114H52V111H51ZM66 114V115H67ZM81 114H84V115H81ZM101 114H100V116H101ZM109 116H110V114L109 113H107ZM116 115H117V113H115ZM135 114H137V113H135ZM134 114V115H135ZM150 114V113H149ZM153 114V113H152ZM161 114H163V112L161 113ZM181 114H183V113H181ZM187 114V113H186ZM194 114V113H193ZM198 113H197V115H199ZM16 115V114H15ZM20 115H22V114H20ZM27 115V114H26ZM29 115H30V113H29ZM29 115H27V116H29ZM33 115V114H32ZM46 115V114H45ZM48 115V114H47ZM55 115V114H54ZM58 115V114H57ZM62 115H64V114H62ZM134 115L132 114V116L134 117ZM147 116H148V118H149V116L150 115H148V114H146ZM146 115H144L145 117H146ZM154 115V114H153ZM165 115H167V112H166V114ZM170 115V114H169ZM168 115V118L170 117ZM174 115H176V114H174ZM173 115V116H174ZM179 115V114H178ZM192 115V114H191ZM195 115V114H194ZM193 115V116H194ZM197 115H195L196 117H197ZM201 115H203V114H201ZM200 115V116H201ZM204 115H205V113H204ZM203 115V116H204ZM228 115V114H227ZM233 115V114H232ZM240 115H242V114H239V115H237V116H240ZM10 116H12V115H10ZM9 116V117H10ZM23 116V115H22ZM25 116V115H24ZM35 116V115H34ZM42 116V115H41ZM53 116V115H52ZM61 115H58V116H54L55 118L56 117H60ZM89 116V118H87ZM114 116V115H113ZM119 116H121V114L119 115ZM138 116V115H137ZM156 115H154V117H155ZM158 116V115H157ZM162 116H164V115H162ZM187 116V115H186ZM206 116H207V114H206ZM231 116V115H230ZM33 117V116H32ZM46 117V116H45ZM49 118H50V116H48ZM53 117V118H54ZM62 117V116H61ZM65 117V116H64ZM64 117H62V119L64 118ZM69 117H71V116H69ZM73 117V116H72ZM72 117H71V119H72ZM75 117V116H74ZM77 117V116H76ZM93 117V118H94ZM97 117V116H96ZM105 117V118H106ZM122 117V116H121ZM129 117H130V115H129ZM153 117V116H152ZM159 117H161V115L159 116ZM165 117V116H164ZM181 117L183 118V116L181 115V116H178V118H180L181 119ZM185 117V116H184ZM188 117V116H187ZM189 117H191V116H189ZM188 117V118H189ZM208 117V116H207ZM206 117V118H207ZM211 117V116H210ZM209 117V118H210ZM226 117V116H225ZM224 117V118H225ZM234 117V116H233ZM14 118H17V117H14ZM21 118V117H20ZM25 118L27 119V117L25 116ZM29 118V121H27V123H29V122H31V120H30V118L31 117H28ZM54 118V119H55ZM67 118H68V116H67ZM85 118H84V120H85ZM102 118H104V117H102ZM113 118V117H112ZM124 118H125V116H124ZM137 118V117H136ZM158 118V117H157ZM165 118H167V117H165ZM175 118V117H174ZM188 118H183L184 119V121H186L187 122V120L186 119H188ZM198 118V117H197ZM232 118V117H231ZM241 118V117H240ZM12 119V118H11ZM18 119V118H17ZM35 119V118H34ZM37 119V118H36ZM40 119V118H39ZM43 119H44V117H43ZM50 119H52V118H50ZM50 119H48V120H50ZM61 119V120H62ZM66 118H64V120H65ZM75 119V118H74ZM82 119V118H81ZM108 119V118H107ZM118 119H120L119 117H118ZM144 119V118H143ZM146 119V118H145ZM144 119V120H145ZM153 119V118H152ZM189 119H191L192 120V118H189ZM193 119H195L196 120V118L194 117ZM204 119V118H203ZM214 119V118H213ZM235 119H236V117H235ZM23 120H24V118H23ZM22 120V121H23ZM28 120V119H27ZM47 120V118H45L44 120H39L40 122L39 123H41L40 124V127L41 128H39V129H43V131H44V127H42V125H45V126H47L48 124V121ZM60 120V119H59ZM63 120V121H64ZM69 121H70V119H68ZM68 120H66L65 121V123L67 124L69 121ZM111 120V119H110ZM132 120H134V119H132ZM142 120V119H141ZM143 120V121H144ZM149 120V119H148ZM148 120H146V123H147V121ZM156 120V121H155ZM159 120H160V118H159ZM159 120L158 119H154V122H159ZM163 120V121H162ZM164 120L165 121H167L166 119H163V117H162V119H161V122H162V124H160V122H159V124H160V126H157L158 124L157 123H154V125L155 124H157V125H155V126H157V127H155V126H153V124L151 125V127H150V125H149V129H151L152 127H154V128H156V131H155V129L153 130V129H151V131L149 130V129H147L148 131L145 133L144 132V128H143V132L144 133H142L143 135L142 136H140V137H142L141 139H143L140 143L139 142H137V144L135 143L136 141V139H134L133 140V136L135 135H133L132 137H130V139H129V136L128 137H125V138H128L129 139V141H131V140H133V141H135L134 143V145L136 146V148H138V149H136V148H134L135 150H133V148L132 147H134V146H132L131 144L132 143H130L129 145L131 146H127L126 144L128 143V140L126 139V141H127V143L126 144H124V145H126L127 147V149L122 145V143L120 144H118V145H122V147H119V148H117V147H115V148H117L116 149V151H114L115 153L113 154V153H109L110 155H111V157H110V159H112V162H114L113 160H115L116 161V159H117V161L119 162V161H121L122 160V162H123V160H124V157H125V159L126 158H128L129 157V153H132V150L133 151H135V152H137V151H139V154L138 153H136V156H137V154H138V158H139V156H141V158H140V160H144V158H145V160H146V154H144V153H146V152H154L155 151V147H157L159 150H157L156 152H158V151H160V149L162 150L166 145H167V138H166V142L165 141H163V137L161 136V134H160V132L161 133H163L159 128L160 127H164ZM170 120H172V119H170ZM200 120H202V118L200 119ZM200 120L199 119H197L196 121H199L200 122ZM229 121H227V122H230V119H228ZM232 120V119H231ZM7 121H9V118L7 119ZM6 121V122H7ZM21 121V120H20ZM34 121V120H33ZM36 121H38V120H36ZM43 121V122H42ZM51 121V120H50ZM73 121H75V120H73ZM90 121H91V119H90ZM95 121H97V119L95 120ZM100 121V120H99ZM98 121V122H99ZM102 121V120H101ZM153 121V120H152ZM169 121V120H168ZM178 121V120H177ZM180 121H183L182 119L180 120ZM183 121V122H184ZM193 121V120H192ZM195 121V122H196ZM207 121V120H206ZM217 121V120H216ZM216 121H213V123H212V125L214 124V122H216ZM243 121V122H242ZM6 122H5V124H6ZM11 122V121H10ZM10 122H8L9 123V125H10ZM13 122V121H12ZM44 122H46V123H44ZM54 122H55V120H54ZM58 121H56V123H57ZM72 122V121H71ZM82 122V121H81ZM84 122V121H83ZM104 122H106V121H104ZM109 122H113V121H109ZM115 122H117V121H115ZM119 122H120V120H119ZM118 122V125L121 123H119ZM174 122V121H173ZM185 122V123H186ZM190 122V121H189ZM188 122V123H189ZM195 122H193V123H195ZM203 122V121H202ZM232 122H233V120H232ZM242 122V123H241ZM4 123V122H3ZM2 123V124H3ZM24 123H26V122H24ZM34 123V122H33ZM52 123H53V121H52ZM51 123V124H52ZM56 123H54V124H56ZM62 123V121L60 122V124ZM70 123V122H69ZM73 123V122H72ZM76 124H78L77 123V120H76V122H75ZM75 123H73V124H75ZM86 123V122H85ZM87 123H89L88 121H87ZM86 123V124H87ZM93 123V122H92ZM102 123V122H101ZM123 123V122H122ZM121 123V124H122ZM130 123V122H129ZM134 123V122H133ZM137 123V122H136ZM135 123V124H136ZM143 123H145V121L143 122ZM146 123H145V125H146ZM150 123V122H149ZM148 123V124H149ZM168 122H165V125L167 124ZM176 123V122H175ZM178 123V122H177ZM176 123V124H177ZM224 123H225V121H224ZM234 123V122H233ZM233 123H232V125H233ZM240 123V124H239ZM4 124V125H5ZM15 124H16V122H15ZM31 124V123H30ZM53 124V125H54ZM66 124H64L63 123V125L65 126ZM75 124V125H76ZM81 124V123H80ZM109 124V123H108ZM114 124V126H115V124L116 123H113ZM140 124H142V123H140ZM168 124H170V121H169V123ZM172 124V123H171ZM184 124V123H183ZM187 124V123H186ZM196 124V123H195ZM199 124V123H198ZM209 124V123H208ZM228 125H230L231 126V128L233 127L232 125H231V123L229 124V123H227ZM8 125V124H7ZM6 125V126H7ZM12 125V124H11ZM33 125H37L38 126V124H33ZM68 125V124H67ZM71 125V126H70ZM70 125H69V127H72V124L70 123ZM79 125V124H78ZM82 125V124H81ZM88 125V124H87ZM94 125V124H93ZM92 125V127H94ZM95 125L96 126H99L100 124H96L95 123ZM117 125V124H116ZM129 125V124H128ZM134 125V124H133ZM162 125V126H161ZM180 125H182V124H180ZM188 125V124H187ZM186 125V126H187ZM197 125V124H196ZM204 125V124H203ZM217 125H218V123H217ZM13 126V125H12ZM15 126V125H14ZM26 126H28V131L29 130H31V126L30 125H28V124H26ZM52 126V125H51ZM55 126V125H54ZM61 125H59V123H58V127L59 128H61L60 127ZM90 126V125H89ZM103 127H104V124L102 125ZM107 126H111V124H109V125H107ZM141 126V125H140ZM147 126V125H146ZM175 126V125H174ZM179 126V125H178ZM177 126V127H178ZM209 126V125H208ZM213 126H215V124L213 125ZM212 126V127H213ZM226 126V125H225ZM243 126V125H242ZM1 127V126H0ZM10 127V126H9ZM53 127V126H52ZM56 127V129H57V125L55 126ZM63 127V126H62ZM65 127H67V126H65ZM85 127V125L83 126V128ZM91 127V126H90ZM101 127V126H100ZM99 127V128H100ZM120 127V126H119ZM139 127V126H138ZM166 127V126H165ZM171 126H169V128H170ZM183 127V126H182ZM189 127V126H188ZM205 127V126H204ZM210 127H211V125H210ZM216 127V126H215ZM3 128H6V127H3ZM2 128V129H3ZM13 127H10V130L12 129ZM24 127H22V129H23ZM27 128V127H26ZM30 128V129H29ZM36 128V127H35ZM50 128V127H49ZM68 128V127H67ZM74 128H75V126H74ZM78 128V127H77ZM82 128V126L80 127V129ZM86 128V127H85ZM89 128V127H88ZM109 129H110V132H112L111 131V129L114 131V127H108ZM114 128V129H113ZM124 128H127V126H125ZM129 128H131V126L129 127ZM134 128V127H133ZM133 128H131V129H133ZM141 128V127H140ZM168 130H170L168 127H166ZM166 128H164V129H166ZM174 128V127H173ZM172 128V129H173ZM184 128V131H185V127H183ZM192 128H194L193 127V125H192V127H191V129ZM200 128H202V127H200ZM199 128V129H200ZM214 128V127H213ZM224 128V127H223ZM226 128V127H225ZM228 128H230V127H228ZM236 128V127H235ZM17 128H13L12 130H16ZM20 129V128H19ZM34 128H32V130H33ZM38 128L37 129H34L35 131L36 130H39ZM73 128H71V130H72ZM79 129V130H80ZM91 129V128H90ZM89 129V130H90ZM96 129V130H95ZM95 129H92L93 131H89V130H87L86 132L85 131H83L82 130V132L84 133L85 132V134H87L86 136H88L87 138H86V136L84 135V134H82L81 136H85L84 137V142L86 143V144H88V142L90 143L91 142V140L92 141H94V142H91V144L93 143V144H95V145H98V147H99V144H96L95 142H97L98 140H96V139H98V137H96L95 135V131H97V129L98 128H95ZM102 129V128H101ZM118 129V128H117ZM122 128H119L118 130L120 131ZM128 129V128H127ZM136 129V128H135ZM158 129V130H157ZM162 129V128H161ZM178 129V128H177ZM180 129H181V127H180ZM188 129H190V128H188ZM219 129V128H218ZM220 129H222V128H220ZM227 129V128H226ZM1 130V129H0ZM21 130V129H20ZM20 130H16V132H18L19 133V131ZM24 130H26L25 128H24ZM51 130V129H50ZM54 130V129H53ZM58 130H60V129H58ZM63 130V129H62ZM77 130V129H76ZM84 130H86V129H84ZM99 130V129H98ZM104 130L106 131V130H108V129H105L104 128ZM117 130V131H118ZM124 130V129H123ZM160 130V131H159ZM168 130H165V132H167ZM214 130H217V129H214ZM258 130H261V131H263L262 133H260V131H258ZM6 131V130H5ZM40 131V130H39ZM57 131V130H56ZM61 131V130H60ZM68 131V130H67ZM66 131V132H67ZM70 131V130H69ZM75 131V130H74ZM103 131V130H102ZM104 131V132H105ZM122 131V130H121ZM126 131V130H125ZM128 131V130H127ZM138 131V130H137ZM149 131H150V133L152 134V136H151V134H150V136H149V141H147L148 143L150 142V140H151V138L150 137H156V138H154V139H157L158 138V134H155V133H157V131H158V133H159V137H160V139L158 138V140H154L153 138V140H154V142L156 141V145L153 147L154 148V150L153 151H151L150 150V148L152 147L151 146V144H148V143H146L145 142V140L146 139H144V138H147L148 139V135H146L145 136V134H147V133H149ZM164 131V130H163ZM171 131H173V130H171ZM181 131V130H180ZM192 131V130H191ZM197 131H198V129H197ZM211 131H213V129L211 130ZM217 131H219V130H217ZM216 131V132H217ZM222 131H224V130H222ZM256 131H258V133L256 132ZM3 132V131H2ZM7 132H8V134L10 133H13V132H10V131H8L7 130ZM20 132H22V131H20ZM31 132V131H30ZM47 132V131H46ZM55 132V131H54ZM65 132V131H64ZM71 132V131H70ZM69 132V133H70ZM73 132V131H72ZM71 132V133H72ZM80 132V133H79ZM75 131V133H76V135L78 134L79 136H80V134L82 133L81 132V130L80 131ZM93 134H95V135H93ZM95 132V133H94ZM98 132V131H97ZM107 132V131H106ZM130 132H132V131H130ZM129 132V133H130ZM178 132H179V130H178ZM181 132H183V129H182V131ZM187 132V131H186ZM214 132V131H213ZM228 132V131H227ZM15 133V132H14ZM17 133V134H18ZM22 133H26L27 134V132H22ZM39 133V132H38ZM37 133V134H38ZM41 133H42V131H41ZM51 133V132H50ZM63 133V132H62ZM69 133H67L68 134V136L69 137H73V136H70L69 135ZM101 133V132H100ZM115 133H117V132H115ZM126 133V132H125ZM134 133H136L135 132V130H134ZM138 134H140L141 132H137ZM168 133V132H167ZM167 133H165L166 135H167ZM170 133V132H169ZM168 133V134H169ZM185 133V132H184ZM189 133H190V131H189ZM219 135H220V131L219 132H217ZM226 133V132H225ZM256 133H257V136H255L256 135ZM5 134V133H4ZM7 134V133H6ZM20 134V133H19ZM36 133L34 134V136L35 135H37ZM44 134H45V132H44ZM53 134H55V133H53ZM52 134V135H53ZM58 134L59 133H57V135L56 136H58ZM110 134V133H109ZM127 134V133H126ZM125 134V135H126ZM132 134H133V132H132ZM137 134V135H138ZM156 135V136H153V135ZM164 134V133H163ZM174 134V133H173ZM172 134V135H173ZM176 134V133H175ZM175 134L173 135L174 137H175ZM209 134V133H208ZM212 134V133H211ZM210 134V135H211ZM218 134L216 135V137L218 136ZM259 134V135H258ZM0 135H3L2 133L0 134ZM12 135V134H11ZM10 135V137H12ZM13 135H15V134H13ZM21 135H23V134H20V136ZM31 135H33V134H31ZM63 135V134H62ZM66 135V134H65ZM73 135V134H72ZM92 135L96 138H94V140H93V138H92ZM100 135H102V134H100ZM103 135H105V134H103ZM106 135H108V133L106 134ZM112 135V134H111ZM115 135H117V134H115ZM118 135H120V134H118ZM122 135V134H121ZM177 135V134H176ZM182 135V134H181ZM223 135V134H222ZM249 135H253V136H250L249 137ZM5 136V135H4ZM2 137V139H4L5 140V138L7 137V135H6V137ZM19 136V135H18ZM19 136V137H20ZM27 136H28V134H27ZM30 136V135H29ZM46 136H47V134H46ZM48 136L49 137H46V139H49L50 138V135L48 134ZM113 136H114V134H113ZM145 136V137H144ZM164 136V135H163ZM183 136V135H182ZM186 136H188L187 134H186ZM193 136V135H192ZM200 136V135H199ZM204 136V135H203ZM207 136V139H208V137L209 138H211V140H212V138L214 137V138H216L215 137V134L213 135V137H212V135H211V137L210 136H208V135H206ZM224 136H226V135H224ZM223 136V137H224ZM22 138H23V136H21ZM25 137V136H24ZM31 137V136H30ZM33 137V136H32ZM36 137V136H35ZM37 137H40L39 135L37 136ZM42 137V136H41ZM61 137V136H60ZM74 137H76V136H74ZM83 137L81 138V139H83ZM89 137H90V139H89ZM114 137H116V136H114ZM139 136H138V138H140ZM163 139H162V138ZM165 137V136H164ZM168 138H169V136H167ZM195 137V136H194ZM17 138V140L18 139H21V138H18V137H16ZM27 138H29V137H27ZM34 138V137H33ZM43 138V137H42ZM45 138V137H44ZM65 138V137H64ZM85 138L88 140H90V141H87V140H85ZM105 138V137H104ZM104 138H102V139H104ZM111 138V137H110ZM117 138V137H116ZM121 138V137H120ZM124 138V137H123ZM123 138H121V139H123ZM132 138V139H131ZM135 138V137H134ZM136 138H137V136H136ZM172 138V137H171ZM176 141H178V137L176 136ZM186 137H184V139H185ZM190 138V137H189ZM219 137H217V139H218ZM226 138V137H225ZM7 139V138H6ZM31 139V138H30ZM52 139V138H51ZM59 139V138H58ZM66 140H68V138L66 137L65 138ZM100 139V138H99ZM113 139V138H112ZM111 139V140H112ZM120 139V140H121ZM175 139V138H174ZM181 139V138H180ZM192 139V138H191ZM198 139H200V138H198ZM203 139V138H202ZM216 139V140H217ZM1 140V139H0ZM3 140V142H5ZM17 140H16V142H17ZM25 140V139H24ZM45 140V139H44ZM61 140H62V137H61ZM101 140V139H100ZM105 140H106V138H105ZM105 140L104 141H102L103 143L105 142ZM125 140V139H124ZM123 140V141H124ZM137 140H140V139H137ZM169 140V139H168ZM187 140V139H186ZM194 141H196L195 139H193ZM214 140V139H213ZM219 140H221L222 141V139H221V136H220V139ZM2 141V140H1ZM12 141H14V143L16 144V145H19L18 147H20V143H22L23 145H24V143L25 142H27V141H22V142H20V143H16L15 142V140L13 139ZM11 141V139L9 140V142L11 143L12 142ZM74 141V140H73ZM82 141V142H83ZM108 141V140H107ZM113 141H116V140H113ZM112 141V142H113ZM125 141V142H126ZM170 141V140H169ZM175 140H173V142H174ZM176 141L174 142L175 144H177V145H175V146H178V143H176ZM181 141V140H180ZM184 141L185 140H183V141H181L182 143H184ZM205 141V140H204ZM220 141V142H221ZM8 142V143H9ZM24 142V143H23ZM33 142V141H32ZM44 142V141H43ZM42 142V143H43ZM47 143H48V141H46ZM61 142V141H60ZM62 142H64V140L62 141ZM68 142V141H67ZM70 142H72V141H70ZM77 142H79V141H77ZM109 142V141H108ZM119 142V139L117 140V142H114V143H118ZM144 142H145V144L147 145H144ZM151 142H153L152 140H151ZM166 143V145H165V143ZM171 142V141H170ZM169 142V143H170ZM200 142H202L203 143V141H199V143ZM213 142H215V140L213 141ZM216 142H218V140L216 141ZM220 142H218V143H220ZM10 143H9V145H10ZM13 143V142H12ZM41 143V142H40ZM46 143V144H47ZM65 143H66V141H65ZM97 143H99V142H97ZM101 143V142H100ZM110 143V142H109ZM108 143V144H109ZM124 143V142H123ZM172 143V142H171ZM190 143H192V142H190ZM194 143V142H193ZM192 143V144H193ZM209 143V142H208ZM207 143V144H208ZM225 143V142H224ZM223 143V144H224ZM2 145H4V144H7V142H5L4 144L3 143H1ZM14 144V145H15ZM31 144H33V143H31ZM31 144L29 143L28 145L32 148V146H31ZM67 144H70V143H67ZM76 144V143H75ZM107 144V143H106ZM107 144V145H108ZM144 146H143V145ZM188 144V143H187ZM186 144V145H187ZM195 144V143H194ZM201 144V143H200ZM215 144V143H214ZM217 144V143H216ZM11 145H13V144H11ZM22 145V146H23ZM25 145H27V144H25ZM36 145H38L37 143H36ZM35 145V146H36ZM48 145V144H47ZM77 145V144H76ZM76 145H74V146H76ZM81 145V144H80ZM79 145V146H80ZM100 145H103V144H100ZM112 145V144H111ZM110 145V146H111ZM116 145V144H115ZM114 145V146H115ZM165 145V146H164ZM185 145V144H184ZM183 145V146H184ZM190 145V144H189ZM199 145V144H198ZM206 145V144H205ZM209 145V144H208ZM35 146H33L34 148H35V150H36V147ZM49 146V145H48ZM47 146V147H48ZM66 146V145H65ZM68 146V145H67ZM81 146H84L83 144L81 145ZM87 146V145H86ZM88 146L90 147V149H92V150H90L89 148V152H90V156H91V159L90 160H93V159H96V160H94V161H97V159L99 160V161H101L102 160V162L103 161H105V160H107L109 157H107V156H109L108 154H107V156H103V155H106L104 152L103 153H100L99 154V151H100V149H98V147L96 146H94L93 145V148L88 144ZM168 146H169V144H168ZM180 146H181V144H180ZM200 146V147H199ZM198 147H199V150L201 149V145H199ZM216 146V145H215ZM221 146V145H220ZM254 146V147H255ZM5 147H7V151H8V148L9 149H11L10 150V152L13 150L12 148H10V147H8V146H5ZM24 147H26V149H27V151H28V148H27V146H24ZM29 147V148H30ZM59 147V146H58ZM70 147H71V145H70ZM70 147L68 146V148L70 149ZM101 147H104V146H101ZM107 146L105 145V148H106ZM109 147V146H108ZM112 148H113V145L111 146ZM111 147H110V149H111ZM171 147V146H170ZM191 147V146H190ZM195 147V146H194ZM209 147V146H208ZM222 147V146H221ZM243 147V148H242ZM16 148V146L14 147V149ZM34 148H32L33 150H34ZM52 148V147H51ZM104 148V149H105ZM130 148H132V149H130ZM172 148H173V146H172ZM176 148V147H175ZM185 148V147H184ZM207 148V147H206ZM50 149V148H49ZM78 149V148H77ZM83 149V148H82ZM81 148H80V150H82ZM85 149H86V147H85ZM103 148H102V151L104 150ZM108 149V148H107ZM149 149V150H148ZM170 149V148H169ZM191 149V148H190ZM195 149V148H194ZM193 149V150H194ZM203 149V148H202ZM213 149V148H212ZM223 149V148H222ZM3 151H4V149H2ZM18 150V149H17ZM51 150V149H50ZM106 150V149H105ZM112 150V149H111ZM113 150H115V149H113ZM131 150V151H130ZM137 150V151H136ZM164 150H166V151H168L167 150V148L165 149L164 148ZM176 150V149H175ZM174 150V151H175ZM183 150V149H182ZM193 150H191V151H193ZM199 150H197V151H199ZM217 150V149H216ZM224 150H226V149H224ZM223 150V151H224ZM233 150V149H232ZM238 150H240V149H238ZM238 150H234V151H231V152H234L235 154H237L236 153V151L238 152ZM21 151H24V150H22L21 149ZM26 151V150H25ZM31 151V150H30ZM38 151V150H37ZM68 151V150H67ZM86 151V150H85ZM106 151H108V150H106ZM110 151V150H109ZM108 151V152H109ZM166 151H164V153L166 152ZM170 151V150H169ZM191 151H188V152H191ZM195 151H196V149H195ZM196 151V152H197ZM201 151V150H200ZM210 151H211V149H210ZM218 151V150H217ZM228 151H229V149H228ZM5 152V151H4ZM9 152V153H10ZM14 152V151H13ZM19 152V151H18ZM18 152H16V149H15V154H16V156L18 155ZM29 152V151H28ZM34 153H35V151H33ZM32 152V153H33ZM41 152V151H40ZM75 152H76V150H75ZM89 152H87V153H85V154H88ZM112 152V151H111ZM134 152V153H135ZM162 152V154H164L163 153V151H161ZM171 152H173V151H171ZM176 152V151H175ZM202 152V151H201ZM200 152V153H201ZM204 152V151H203ZM206 152V151H205ZM209 152V151H208ZM218 152H220V151H218ZM241 152V153H242ZM247 152V153H248ZM255 152V151H254ZM12 153V152H11ZM14 153H12V155H14L15 156V154ZM21 153V152H20ZM24 153V152H23ZM58 153V152H57ZM63 153V152H62ZM68 153V152H67ZM81 153V152H80ZM133 153V154H134ZM141 153L142 154H144V155H141ZM149 153H147L148 155H149ZM169 153V152H168ZM195 153V152H194ZM199 153V152H198ZM199 153V154H200ZM210 153V152H209ZM213 153V152H212ZM227 153V152H226ZM247 153H244V154H242V155H240L239 154V156L242 158V157H244V155H246ZM25 154H26V152H25ZM24 154V155H25ZM37 154H39V152L37 153ZM42 154V153H41ZM40 154V155H41ZM56 154V153H55ZM76 154V153H75ZM83 154V153H82ZM93 154H94V157H93ZM152 154V153H151ZM154 154V153H153ZM158 154H161V153H158ZM173 154H174V152H173ZM184 155H186L185 153H183ZM197 154V153H196ZM203 154H205V155H207L206 153H203ZM43 155V154H42ZM50 155V154H49ZM64 155V154H63ZM70 155V154H69ZM79 155V154H78ZM81 155V154H80ZM114 155V156H113ZM126 155H128V157L126 156ZM132 155V154H131ZM135 155V154H134ZM147 155V156H148ZM175 155V154H174ZM201 156H203L202 154H200ZM199 155V156H200ZM213 155H215L214 153H213ZM249 155V156H250ZM7 156V155H6ZM9 156H10V154H9ZM8 156V157H9ZM19 156H20V154H19ZM33 156V155H32ZM38 157H39V155H37ZM55 156V155H54ZM60 156V155H59ZM76 156V155H75ZM83 156H84V154H83ZM101 156H103L104 157V160H103V157H101ZM143 156H144V158H143ZM151 156V155H150ZM153 156H157V155H153ZM161 156V155H160ZM168 156V155H167ZM209 156H211V154L209 155ZM228 156H231V155H228ZM235 156V155H234ZM237 156V155H236ZM239 156H237V158L239 157ZM12 157V156H11ZM28 157V156H27ZM27 157H26V159H27ZM41 157V156H40ZM42 157H44V156H42ZM96 157V158H95ZM105 157H107L106 159H105ZM131 157V156H130ZM133 157V156H132ZM149 157V156H148ZM158 157H159V155H158ZM161 157H163V156H161ZM169 157H171V156H169ZM177 157H179V159H180V154H179V156L177 155ZM193 157H194V154H193ZM192 157V158H193ZM196 157V156H195ZM220 157V156H219ZM223 157V156H222ZM224 157H226V155L224 156ZM233 157V156H232ZM246 157H248L247 155L244 157V158H242V159H248V158H246ZM1 158V157H0ZM19 158V157H18ZM29 158V157H28ZM33 158V157H32ZM37 158V157H36ZM79 158V157H78ZM82 158V157H81ZM84 158H86V157H84ZM90 158V157H89ZM88 158V159H89ZM136 159H137V157H135ZM155 158H157V157H155ZM173 158V157H172ZM185 158V157H184ZM190 158V157H189ZM189 158H187L188 160H189ZM192 158H190V159H192ZM250 158H253V156L252 157H250ZM11 159V158H10ZM9 158H8V160H10ZM13 159V158H12ZM16 159H17V157H16ZM20 159H22V158H20ZM25 159V158H24ZM38 159V158H37ZM41 159H43V158H40L39 160H41ZM46 159V157L44 158V160ZM48 159V158H47ZM49 159L50 160H52V158L49 156ZM83 159V158H82ZM110 159L108 160V162L110 161ZM121 159V160H120ZM130 159V158H129ZM136 159L134 160V161H136ZM165 159H167V158H165ZM165 159H163V160H165ZM175 158H173V160H174ZM186 159V158H185ZM194 159V158H193ZM193 159H192V161H193ZM201 159H202V157H201ZM201 159L199 160V161H201ZM207 159V158H206ZM208 159H210L209 157H208ZM213 159V158H212ZM212 159H210V160H212ZM218 159V158H217ZM219 159H221V158H219ZM7 160V161H8ZM18 160V159H17ZM17 160H16V162H17ZM23 160V159H22ZM39 160H38V162H39ZM84 161L83 162H85V159H83ZM89 160V161H90ZM128 160V159H127ZM139 160V159H138ZM154 160L155 159H153V161H150V159H149V161L150 162H153L154 163ZM158 160V159H157ZM156 160V161H157ZM235 160V159H234ZM13 161H14V159H13ZM19 162H22V161H20V160H18ZM30 161V160H29ZM32 161V160H31ZM41 161H43V160H41ZM49 161V160H48ZM69 161V160H68ZM67 161V162H68ZM82 161V160H81ZM129 162H131L130 160H128ZM134 161H133V163H134ZM147 161V160H146ZM179 161H182V159L181 160H179ZM220 161V160H219ZM231 161V160H230ZM10 162V161H9ZM34 162H37V161H34ZM44 162V161H43ZM118 162H116V163H118ZM129 162H127V163H129ZM160 162H161V158H160ZM166 162V161H165ZM165 162H162V163H165ZM169 162V161H168ZM176 162V161H175ZM178 162V161H177ZM176 162V163H177ZM185 162V161H184ZM184 162H182V164L184 163ZM205 162H208V161H205ZM243 162V161H242ZM241 162V163H242ZM251 162V163H250ZM25 163H26V161H25ZM24 163V164H25ZM90 163V162H89ZM95 163V162H94ZM98 163V162H97ZM97 163H95L96 165H97ZM106 164H107V162H105ZM104 163V164H105ZM114 164L113 166H115V165H117V164ZM124 163V162H123ZM125 163H126V160H125ZM132 163V162H131ZM131 163H129V164H131ZM138 163V165L137 166H139V162H137ZM143 163V162H142ZM156 163V162H155ZM155 163H154V165H155ZM158 163V162H157ZM170 163V162H169ZM168 163V164H169ZM176 163H175V165H176ZM189 163H190V161H189ZM193 163V162H192ZM203 163V162H202ZM208 163H210V162H208ZM208 163H206V164H208ZM213 163V162H212ZM222 163V162H221ZM244 163V162H243ZM246 163H245V165H246ZM11 164V163H10ZM10 164H8V165H10ZM71 164V163H70ZM87 164H88V162H87ZM92 164H93V162H92ZM100 164V163H99ZM112 164V163H111ZM111 164H109L108 163V165H111ZM129 164H128V166H129ZM135 164V163H134ZM148 164H149V162H148ZM166 164V163H165ZM173 164H174V162H173ZM178 164H179V162H178ZM186 164V163H185ZM188 164V163H187ZM194 164H195V162H194ZM205 164V163H204ZM239 164H240V162H239ZM13 165H14V163H13ZM22 166V163L21 164H19V166ZM26 165V164H25ZM24 165V167H22L24 170H25V167H29V166H25ZM35 165H36V163H35ZM38 165V164H37ZM66 165V164H65ZM89 165V164H88ZM101 165V164H100ZM122 165V164H121ZM120 164H119V166H121ZM142 165V164H141ZM157 165V164H156ZM197 165V164H196ZM203 165V164H202ZM210 165V164H209ZM238 165V164H237ZM0 166H1V164H0ZM3 166H5V165H3ZM3 166H1V167H3ZM7 166V165H6ZM10 166H12V165H10ZM15 166H18V164L17 165H15ZM18 166V168L17 169H19L20 167ZM41 166V167H40ZM39 167L40 168H42V164L40 165ZM55 166V165H54ZM79 166V165H78ZM93 166H95V165H93ZM97 166H99V165H97ZM97 166H95V167H97ZM143 166V165H142ZM146 166V165H145ZM157 166H160V164L159 165H157ZM165 166V165H164ZM169 166V165H168ZM179 166V165H178ZM195 166V165H194ZM193 166V169L195 168ZM198 166V165H197ZM204 166V165H203ZM207 166V165H206ZM212 166V165H211ZM234 166V165H233ZM238 166H241V165H238ZM13 167V166H12ZM11 167V168H12ZM36 167V166H35ZM67 167V166H66ZM85 167V166H84ZM87 167V166H86ZM89 167H92V165H90ZM102 167H104V165L102 166ZM101 167V168H102ZM111 167V166H110ZM118 167V166H117ZM124 166H122V168H123ZM130 167V166H129ZM134 167V166H133ZM150 167V166H149ZM160 167H162V166H160ZM173 167H175V166H173ZM190 167V166H189ZM198 167H200V166H198ZM209 167V166H208ZM207 167V168H208ZM231 167V166H230ZM6 168H8V167H6ZM16 168V167H15ZM30 168V167H29ZM34 168V167H33ZM69 168V167H68ZM99 168V167H98ZM107 168V167H106ZM152 168V167H151ZM164 168V167H163ZM180 168V167H179ZM178 168V169H179ZM190 168H192V165H191V167ZM205 168V167H204ZM229 168V167H228ZM233 168V167H232ZM237 168H239V167H237ZM244 168V169H243ZM10 169V168H9ZM16 169V170H17ZM27 169V168H26ZM71 169V168H70ZM73 169V168H72ZM76 169V168H75ZM81 169V168H80ZM87 169V168H86ZM89 169V168H88ZM92 169V168H91ZM95 169V168H94ZM127 169H128V167H127ZM131 169V168H130ZM133 170L135 169V167L134 168H132ZM143 169V168H142ZM147 169V168H146ZM155 169V168H154ZM159 169V168H158ZM170 169V168H169ZM175 169V168H174ZM196 169H197V167H196ZM2 170V169H1ZM3 170H5V169H3ZM20 170H22L21 168L19 169V173L20 172H22V171H24V170H22V171H20ZM28 170V169H27ZM36 170H38V169H36ZM35 170V171H36ZM52 170V169H51ZM57 170V169H56ZM62 170H63V168H62ZM65 170V169H64ZM77 170H79V168L77 167ZM76 170V171H77ZM104 170V169H103ZM121 170V169H120ZM138 170V169H137ZM137 170H136V172H137ZM141 170V169H140ZM143 170H145V169H143ZM148 170H150V168L148 169ZM157 170V169H156ZM163 170V169H162ZM180 170V169H179ZM179 170H174L175 172H177V171H179ZM189 168L186 170L187 172H185L184 171V173L186 174L187 173V175H188V173H189V171H191V170H189ZM202 170V169H201ZM236 171H238V169H235ZM10 171V170H9ZM8 171V172H9ZM32 171H33V169H32ZM35 171H33V173L35 172ZM44 172L45 171H47L46 169L45 170H43ZM75 171V170H74ZM82 171H83V169H82ZM125 171H126V169H125ZM130 171V170H129ZM139 171V170H138ZM163 171H166V170H163ZM170 171V170H169ZM171 171H173L172 170V168H171ZM173 171V172H174ZM198 171V170H197ZM196 170H195V172H197ZM200 171V170H199ZM203 171H204V169H203ZM12 172H14V174H18V171L16 172V171H12ZM12 172L10 173V175L12 174ZM25 173H29V171H24ZM24 172H22L21 174H24ZM41 172V171H40ZM50 172V171H49ZM58 172V171H57ZM59 172H61V171H59ZM72 172V171H71ZM79 172V171H78ZM95 172V171H94ZM102 172H104V171H102ZM111 172V171H110ZM202 172V171H201ZM201 172H200V174H201ZM7 173V171L4 173L5 175H7V176H9L8 174H6ZM43 173V172H42ZM47 173V172H46ZM53 173V172H52ZM73 173H75V172H73ZM81 173V172H80ZM84 173V172H83ZM123 173H124V171H123ZM129 173V172H128ZM127 173V174H128ZM133 173V172H132ZM159 173V172H158ZM157 173V174H158ZM180 173V172H179ZM183 173V172H182ZM191 173H193V172H191ZM218 173V172H217ZM21 174L20 175H18V176H21ZM36 173H34V174H32L33 175V177H34V175H35ZM37 174H39V172H37ZM44 174V173H43ZM53 174H57L56 172L55 173H53ZM64 175H66L65 174V171H64V173H63ZM62 174V175H63ZM117 174V173H116ZM125 174V173H124ZM126 174V175H127ZM145 174V173H144ZM163 174V173H162ZM203 174H204V172H203ZM0 175H2L1 173H0ZM13 175V174H12ZM27 176H28V174H26ZM50 175V174H49ZM60 175H61V173H60ZM72 175V174H71ZM74 175H76V174H74ZM109 175V174H108ZM112 175V174H111ZM121 175V174H120ZM123 175V174H122ZM133 175H134V173H133ZM152 175V174H151ZM156 175V174H155ZM155 175H154V177H155ZM159 175V174H158ZM170 175V174H169ZM173 175V174H172ZM3 176V175H2ZM1 176V178H5V176H3L2 177ZM16 176V175H15ZM30 176H31V174H30ZM44 176H46V174L44 175ZM113 176V175H112ZM118 176V175H117ZM132 176V175H131ZM165 176H166V174H165ZM171 176V175H170ZM176 176V175H175ZM181 176V177H182ZM210 176H212V175H210ZM11 177V176H10ZM24 178H25V174H24V176H23ZM32 177V178H33ZM39 177V176H38ZM58 177V176H57ZM86 177V176H85ZM115 177V176H114ZM150 177V176H149ZM152 177V176H151ZM159 177H161V175H159ZM0 178V179H1ZM17 178V177H16ZM42 178V177H41ZM59 178V177H58ZM65 178V177H64ZM91 178V177H90ZM98 178V177H97ZM128 178V177H127ZM140 178V177H139ZM158 178V177H157ZM166 178H167V176H166ZM186 178H187V176H186ZM204 178V179H203ZM7 179V178H6ZM12 179H14V181H12V182H10V183H16L17 181L15 180V178L13 177ZM19 179H21L22 180V178H18V180ZM27 179H28V177H27ZM26 179V180H27ZM135 179H137V178H135ZM141 179V178H140ZM152 179H153V177H152ZM160 179V178H159ZM178 180V182H177V180ZM219 179V178H218ZM1 180H3V179H1ZM8 180H11V178H9ZM25 180V179H24ZM33 180H34V178H33ZM71 180H72V178H71ZM96 180V179H95ZM131 180V179H130ZM156 180V179H155ZM154 180V181H155ZM161 180V179H160ZM164 180H166V179H164ZM172 180V181H171ZM175 180V181H174ZM211 180V179H210ZM16 181V182H15ZM23 181V180H22ZM29 181V180H28ZM127 181V180H126ZM129 181V180H128ZM159 181V180H158ZM174 181V182H173ZM207 181V180H206ZM212 181V180H211ZM214 181V180H213ZM9 182H7L8 184H9ZM73 182H75V181H73ZM72 182V183H73ZM108 182V181H107ZM152 182V181H151ZM150 182V183H151ZM209 182V181H208ZM215 182V181H214ZM2 183V182H1ZM4 183V182H3ZM12 184V185H15V184ZM22 183V182H21ZM20 183V184H21ZM94 183H95V181H94ZM125 183V182H124ZM148 183V182H147ZM156 183H158V182H156ZM160 183H161V181H160ZM218 183V184H219ZM17 184V183H16ZM74 184V183H73ZM79 184V183H78ZM78 184H76L75 183V185H78ZM97 184V183H96ZM152 184V183H151ZM162 184V185H163ZM4 185V184H3ZM23 184H21V186H22ZM81 185V184H80ZM79 185V186H80ZM98 185V184H97ZM96 185V186H97ZM100 185V184H99ZM123 185V184H122ZM158 185H159V183H158ZM6 186V185H5ZM8 186V185H7ZM6 186V187H7ZM10 186V185H9ZM18 186H19V183H18ZM83 186V185H82ZM86 185H84V187H85ZM93 186H95V185H93ZM95 186V187H96ZM106 186H107V184H106ZM115 186V185H114ZM117 186V185H116ZM205 186V187H204ZM4 187V186H3ZM11 187V186H10ZM13 187V186H12ZM11 187V188H12ZM16 187H17V185H16ZM15 187V188H16ZM72 187V186H71ZM77 187V186H76ZM83 187V188H84ZM203 187V188H202ZM208 187V186H207ZM261 189H260V188ZM5 188V187H4ZM17 188H19V187H17ZM69 188H70V186H69ZM75 188V187H74ZM80 188V187H79ZM87 188H88V186H87ZM86 188V189H87ZM92 188H94V187H92ZM91 188V189H92ZM145 188V187H144ZM151 188V187H150ZM255 188H257V191L255 192V194H257V193H260V194H257L256 196H254V198H252L251 196H253V194H254V192H253V194H250ZM2 189V188H1ZM5 189H8V188H5ZM4 189V190H5ZM72 189V188H71ZM78 189V188H77ZM140 189V188H139ZM157 189V188H156ZM262 190L261 192H258V191H260V190ZM60 190V189H59ZM68 190V189H67ZM79 190L80 189H78V192H79ZM147 190V189H146ZM149 190V189H148ZM151 190V189H150ZM252 190V191H251ZM69 191V190H68ZM73 191H76V189L75 190H73ZM81 191H82V189H81ZM137 191V190H136ZM135 191V192H136ZM143 191V190H142ZM163 191H165V190H163ZM219 191V192H218ZM243 192V191H245V194L244 193H242V194H244L245 196V198L243 197V196H241L238 192ZM251 191V192H250ZM1 192V191H0ZM141 192V191H140ZM155 192V191H154ZM160 192V191H159ZM204 192H205V195H204ZM215 192H217V193H215ZM2 193V192H1ZM4 193V192H3ZM69 193V192H68ZM71 193H73L72 191H71ZM77 193V192H76ZM81 193V192H80ZM79 193V194H80ZM129 193V192H128ZM142 193V192H141ZM162 193V192H161ZM203 193V194H202ZM214 193L216 194V195H214ZM238 193V194H237ZM13 194V193H12ZM136 194V193H135ZM143 194V193H142ZM237 194V195H236ZM69 195H70V193H69ZM74 195V193L72 194V195H70L71 197ZM144 195V194H143ZM147 195V194H146ZM238 195H240L241 197L240 198H244L243 200H242V203H241V201H240V205H239V202L238 201H236V199H239L240 200V198H237V197H239ZM249 195H251L250 197L252 198L249 202H248V200L249 199H247L248 197H249ZM2 195H0V197H1ZM3 196H5V194L3 195ZM2 196V197H3ZM75 196V195H74ZM79 196V195H78ZM82 196V195H81ZM125 196V195H124ZM145 196V195H144ZM159 196V195H158ZM127 197V196H126ZM126 197H125V199H126ZM137 197V196H136ZM143 197V196H142ZM148 196H146V198H147ZM13 198V197H12ZM70 198V197H69ZM114 198V197H113ZM124 198V197H123ZM154 198V197H153ZM3 199V198H2ZM1 199V200H2ZM88 199V198H87ZM142 199V198H141ZM140 199V200H141ZM150 199L151 198H149V204L148 205H150V203L152 202V201H150ZM4 200V199H3ZM2 200V201H3ZM111 200V199H110ZM113 200V199H112ZM123 200V199H122ZM127 200V199H126ZM126 200H124L125 202H127ZM152 200H154V199H152ZM164 202H167V203H162V201ZM204 200H206V203L204 202ZM2 201H0V202H2ZM11 201V200H10ZM70 201H71V199H70ZM118 201H120L119 199L117 200V205H118ZM132 201H133V199H132ZM134 201H136V200H134ZM143 202H144V204H145V200L143 199L142 200ZM148 201V200H147ZM203 202L204 204H203V206H199V208H200V210H202L203 209V207H204V209L202 210V211H198L199 210V208H198V205H197V207H195L194 209H196V210H194V209H192L193 207V205H195V204H198V203H195V202ZM14 202V201H13ZM18 202V201H17ZM68 201H66V203H67ZM111 202V201H110ZM116 202V201H115ZM141 202V201H140ZM142 202V203H143ZM155 202V203H156ZM199 202V203H200ZM236 202L238 203V205H239V209H240V211H236V208H237V205H236ZM65 203V202H64ZM65 203V204H66ZM69 203V202H68ZM70 203H72V202H70ZM131 203V202H130ZM135 203V202H134ZM147 203V202H146ZM159 203H162L163 205L165 204L166 206H164V209H163V207L162 206H160L161 204H159ZM195 203V204H194ZM74 204V202L71 204V205H73ZM112 204V203H111ZM125 204V203H124ZM136 204H139V202H136ZM151 204H153V203H151ZM158 204H159V206H158ZM11 205V204H10ZM122 205V204H121ZM128 205V204H127ZM135 205V204H134ZM142 205V204H141ZM202 205V204H201ZM236 205V206H235ZM12 206V205H11ZM70 206V205H69ZM69 206H67L68 207V209H69ZM79 206V205H78ZM120 206V205H119ZM119 206H118V208H119ZM124 205H122V207H123ZM168 206H170V208L168 207ZM235 206V207H234ZM121 207V208H122ZM129 207V206H128ZM128 207H126V208H128ZM133 207H136L137 209L139 208V207H137L136 205L135 206H133ZM141 207V206H140ZM144 207V206H143ZM142 207V208H143ZM145 207H146V204H145ZM153 207V206H152ZM166 207H168V208H166ZM174 209H173V208ZM235 209H234V208ZM242 208V210H241V208ZM24 209H25V207H23ZM65 208V207H64ZM72 208V207H71ZM80 208V207H79ZM117 208V207H116ZM117 208V209H118ZM121 208H120V210H121ZM147 208V207H146ZM154 208V207H153ZM166 208V209H165ZM238 208H237V210H238ZM65 209H67V208H65ZM115 209V208H114ZM130 209V208H129ZM128 209V210H129ZM132 209H134V208H132ZM141 209V208H140ZM171 209H173V210H171ZM192 209V210H191ZM30 210V209H29ZM32 210V209H31ZM72 210V209H71ZM122 210H124V209H122ZM121 210V211H122ZM139 210V209H138ZM145 210V209H144ZM148 210V209H147ZM167 210H170V211H168V213H167ZM21 211V210H20ZM27 211H28V208H27ZM68 211V210H67ZM80 211V210H79ZM117 211V210H116ZM119 211V210H118ZM131 210H129V212H130ZM139 211H142L143 212V210H139ZM139 211H137V212H139ZM166 211V212H165ZM24 212V211H23ZM36 212V214L35 215H37V211H35ZM63 212H66V211H64L63 210ZM112 212H113V210H112ZM115 212V211H114ZM132 212H133V210H132ZM202 212V213H201ZM77 213H79V212H77ZM116 213V212H115ZM140 213V212H139ZM156 213H157V215H156ZM22 214H24V213H22ZM29 214V213H28ZM31 214H32V212H31ZM82 214V213H81ZM80 214V215H81ZM104 214V215H103ZM110 214V213H109ZM114 214V213H113ZM117 214V213H116ZM122 214H123V212H122ZM128 214V212L126 213V215ZM131 214V213H130ZM130 214H128V215H130ZM143 214H145L144 212L142 213V215ZM148 214H149V212H148ZM235 214H236V216H235ZM71 215H73V213L71 214ZM101 215V214H100ZM102 217H106L107 216V214L105 215V213H102ZM120 215V214H119ZM132 215H133V213H132ZM136 215H138L139 216V214L138 213H136ZM135 215V217H137ZM141 215V214H140ZM146 215V214H145ZM198 215H200L201 217H199ZM15 216V215H14ZM17 216V218H18V216L19 215H16ZM16 216H15V218L14 219H16ZM23 217H24V215H22ZM28 215L26 214V221H27V219L28 218H30V216L29 217H27ZM81 216H85L84 214H82ZM98 216V215H97ZM110 216V215H109ZM12 217V216H11ZM32 217V216H31ZM99 217V216H98ZM97 217V218H98ZM101 217V218H102ZM111 217H112V215H111ZM110 217V218H111ZM124 217H120L122 220H123V218ZM133 217V216H132ZM135 217H134V219H135ZM140 217V216H139ZM142 217V216H141ZM140 217V218H141ZM10 218V217H9ZM33 218L34 217H32V219L31 220H33ZM70 218V217H69ZM68 218V219H69ZM71 218H78V215H77V217H76V214H75V216L74 217H71ZM80 218V217H79ZM85 218H86V216H85ZM85 218H83V219H85ZM113 218V217H112ZM146 218H147V216H146ZM153 218L154 220H152L151 221V219ZM83 219H81V220H83ZM86 219H88V218H86ZM107 219V218H106ZM118 219H119V217H118ZM117 219V220H118ZM125 219V218H124ZM142 220H144V218L142 217L141 218ZM141 219H138V220H140V223H141ZM18 220V219H17ZM30 222H33V221H35V220H33V221H31L30 219H28ZM40 220V219H39ZM65 220V219H64ZM64 220H62V221H64ZM74 219H72V221H73ZM79 220V219H78ZM105 219H103V222H104V224H105V222H106V220L104 221ZM110 220H112V219H110ZM109 220V221H110ZM120 220V219H119ZM122 220H120V222L122 221ZM126 220V219H125ZM156 220V221H155ZM60 221V220H59ZM69 221V220H68ZM68 221H67V223H68ZM96 220H94V222H95ZM101 221V220H100ZM108 221V222H109ZM115 221H116V219H115ZM144 221V222H145ZM12 222H14V221H12ZM75 221H73V223H74ZM81 222V221H80ZM79 222V223H80ZM84 222V221H83ZM93 222V221H92ZM93 222V224H95ZM119 222V223H120ZM123 222V223H124ZM133 222V223H132ZM144 222H142L143 224H144ZM15 223V222H14ZM29 223V222H28ZM61 223H63V222H61ZM69 223H70V221H69ZM78 223V224H79ZM84 223H86V224H88V223H90L91 225H92V223L91 222H84ZM83 223V224H84ZM110 223V222H109ZM112 223H113V220H112ZM122 223V224H123ZM138 223V222H137ZM141 223V224H142ZM13 224V223H12ZM12 224H11V226H12ZM29 224H31V223H29ZM41 224V223H40ZM65 224H66V221H65ZM71 225H72V223H70ZM77 224V223H76ZM86 224H84V225H86ZM90 224H89V227H90ZM100 224H101V222H100ZM104 224H102L103 226H104ZM135 224V223H134ZM142 224V225H143ZM27 225V224H26ZM34 225V224H33ZM32 225V229L35 227V226H33ZM37 225H39V224H37ZM44 226L46 225V224H43ZM55 226V224H52V226ZM58 225H60L59 223H58ZM74 225V224H73ZM105 225H107V224H105ZM137 224H135V226H136ZM138 225H140V224H138ZM42 226V225H41ZM53 226V227H54ZM62 226H64V225H62ZM78 226V225H77ZM81 226V225H80ZM98 226H99V223H98ZM114 226V227H115ZM132 226V227H131ZM144 226V225H143ZM13 227V226H12ZM38 227H40V225L38 226ZM46 227H47V225H46ZM46 227H45V230H47L46 229ZM48 227H49V225H48ZM53 227H52V229H53ZM58 226H56L55 228H57ZM69 227V226H68ZM72 226H70L68 229H70V230H72V228H71ZM73 227H76L75 225L73 226ZM82 227V226H81ZM99 227H101V226H99ZM109 227V226H108ZM107 227V228H108ZM112 227V226H111ZM111 227H109V228H111ZM127 227H130V230L131 231H129L128 229H127ZM0 228H1V226H0ZM36 228V227H35ZM42 228H43V226H42ZM51 228V227H50ZM49 228V229H50ZM54 228V229H55ZM65 228H67L66 227V225H65ZM78 228H79V226H78ZM77 228V229H78ZM84 228V227H83ZM88 228V227H87ZM93 229H94V227H92ZM92 228H91V230H92ZM103 227H101V231L103 230L102 229ZM106 228V229H107ZM143 228V227H142ZM13 228H11V229H9L10 231L12 230ZM15 229V228H14ZM29 229V228H28ZM39 229H41V228H39ZM38 229V230H39ZM51 229V230H52ZM59 229V228H58ZM62 229V228H61ZM74 229V228H73ZM77 229H74V231L73 232H76V230ZM85 229V228H84ZM95 229H96V231H98L97 230V228H96V225H95ZM16 230V229H15ZM30 230H31V227H30ZM29 230V231H30ZM45 230H42L41 229V231L43 232V231H45ZM64 228H63V231L62 232H64ZM69 230V232H70V235L72 234L73 235V233H71L72 231H70ZM80 230H81V228H80ZM89 230V229H88ZM111 230V229H110ZM113 230H114V228H113ZM112 230V231H113ZM146 230V231H145ZM222 230V231H221ZM28 231V230H27ZM28 231V232H29ZM54 232H57L56 231V229L55 230H53ZM52 231V232H53ZM59 231V230H58ZM67 230H65V232H66ZM85 231V230H84ZM83 231V232H84ZM95 231V230H94ZM103 231H105V230H103ZM107 232H108V230H106ZM106 231H105V233H106ZM126 231V232H125ZM129 232V234L131 233V232H133V233H131L132 235L131 236H129V234H127L126 235V233H128ZM224 231H225V233H224ZM2 232H3V230H2ZM1 232V233H2ZM34 232H36V231H34ZM39 232H40V230H39ZM47 232H49V231H47ZM46 232V233H47ZM51 232V233H52ZM53 232V233H54ZM59 232H61V231H59ZM59 232H57L58 234V236L61 234H59ZM65 232L63 233V234H65ZM68 231H67V235H69L68 233H69ZM82 231H80V233H74V234H78L77 236H79V234H81V233H83ZM87 232V234L89 233L88 231H86ZM92 232H93V230H92ZM110 232H111V235L109 236V234H110ZM125 232V233H124ZM143 232H145L144 233V235L142 234ZM222 232H223V235H222ZM1 233H0V235H1ZM8 233V232H7ZM13 233H15V232H13ZM22 233V232H21ZM24 233V232H23ZM22 233V234H23ZM25 233H26V231H25ZM24 233V234H25ZM30 233V232H29ZM37 233V232H36ZM45 233V234H46ZM53 233H52V237L51 236H48V237H50V247H49V245L48 244H45V246L46 245H48V247L49 248H47V250H46V248H45V250L44 249H42V250H44V252L45 251H47V253H49L52 257H53V259H52V257H50L51 259H50V262L51 263H53V264H56V261L55 260H58V259H60L61 258V256L59 255L60 254V251H61V253H63V251H64V253L65 252H67L68 251V248H69V250L70 249H72V250H74L75 249V253H76V249L78 248V246L77 245H75V248L71 245V243L72 242H75V241H72V240H69L70 238H72V236H68L69 237V241L67 240V238L65 237L66 236V234L65 235H60V237H58L55 233H54V236H53ZM91 233V232H90ZM96 234H99L100 233V235H102V233L101 232H95ZM220 233V235H222V236H220V235H218ZM10 234V233H9ZM9 234H7V236L9 235ZM12 234V233H11ZM17 234V236H18V234L20 235V233H16ZM21 234V235H22ZM27 235H28V233H26ZM40 234H41V232H40ZM44 233L42 234L43 236L45 235ZM49 234V233H48ZM85 235H87L86 233H84ZM96 234H95V236H96ZM103 234H104V232H103ZM143 236H142V235ZM228 234V235H227ZM2 235H4V233H2ZM20 235V236H21ZM32 235V234H31ZM34 235V234H33ZM36 235V234H35ZM38 235L39 234H37V236L36 237H38ZM42 235H41V239L40 240H42L43 241V239H44V237H43V239H42ZM89 235V234H88ZM94 235V234H93ZM105 235V234H104ZM114 235H116V236H114ZM124 235V236H123ZM227 235V236H226ZM6 236V235H5ZM6 236V237H7ZM12 236L13 235H11L10 236V238H12ZM16 236V235H15ZM25 236V235H24ZM29 236H30V234H29ZM40 236V235H39ZM56 236V238H54ZM75 236V235H74ZM81 236H84V235H81ZM81 236H80V239H82L81 238ZM92 236V235H91ZM148 236H149V238H148ZM220 236V237H219ZM0 237H2V236H0ZM22 237V236H21ZM20 237V238H21ZM35 237V236H34ZM58 237V238H57ZM63 237H65V238H63ZM94 236H92V238H93ZM96 237H98V236H96ZM96 237H94V238H96ZM101 237V236H100ZM103 237V236H102ZM105 237H103V239L105 238ZM224 237V238H223ZM4 238V237H3ZM2 238V239H3ZM9 238V237H8ZM8 238H6V239H8ZM9 238V239H10ZM30 238H32V236H30ZM53 238V241L51 240ZM77 238V237H76ZM76 238H74V240H77ZM85 238H87V236H85L84 237V239ZM88 238H91V237H88ZM129 238H127L128 239V242H130V243H132L130 240H129ZM146 238H148V239H146ZM1 239V240H2ZM5 239V238H4ZM13 239H14V237H13ZM33 239V238H32ZM37 239V238H36ZM38 239H39V237H38ZM99 239H102V238H99ZM103 239L101 240V242L103 241ZM106 239V238H105ZM104 239V240H105ZM21 240H22V238H21ZM35 240V239H34ZM34 240H32L33 242H37L36 240L34 241ZM40 240H38V241H40ZM60 240H63L62 242H60L59 243V241ZM64 240L65 241H67L66 243L64 242ZM86 240H88V239H86ZM90 240V239H89ZM97 240V239H96ZM95 240V241H96ZM113 240V239H112ZM145 240V241H144ZM148 240V241H147ZM5 241V240H4ZM16 241V240H15ZM18 241H19V239H18ZM28 241V240H27ZM47 241V240H46ZM91 241V240H90ZM95 241H92V243L94 242L95 243ZM98 241V240H97ZM106 241V240H105ZM107 241V242H108ZM142 241H143V243H142ZM146 241H147V244H146ZM8 240H7V245H9V244H12V243H9L8 244ZM11 242V241H10ZM20 242V241H19ZM22 242V241H21ZM23 242H24V240H23ZM22 242V243H23ZM47 242H49V240L47 241ZM51 242H52V245H51ZM69 242V243H68ZM79 242V241H78ZM77 241H76V243H78ZM81 242H82V240H81ZM111 242H113V243H111ZM144 242H145V244H144ZM149 242V243H148ZM154 242V243H153ZM5 243V242H4ZM18 243V242H17ZM30 243H32V242H30ZM39 243V242H38ZM38 243H36V245L38 244ZM44 243H46V242H44ZM65 243V244H64ZM103 243H100L101 245L103 244ZM111 243V244H110ZM122 243H124V244H121ZM139 243H141V244H139ZM1 244V243H0ZM13 244H14V242H13ZM16 244V243H15ZM15 244L14 245H12L11 246V248H12V252H13V254L15 255V253H16V256H14L13 254H11L10 252L11 251H9L8 249V253L7 252H5V248L7 247L8 248V246H6V244H5V248H4V252L1 250V247H3V246H0V250L2 251L1 253H0V264H38L41 260H39V262L36 260V262H34L35 261V256H38V255H34L33 253H31V252H26V253H24L23 251L22 252H16V250H20L21 248H23L22 246H21V248H19V249H17L16 247H17V245L19 246V244H16V246H15ZM24 244V243H23ZM25 244H27V243H25ZM35 243H32V245H34ZM57 244H60L58 247H57ZM62 244V245H61ZM80 244V243H79ZM82 244V243H81ZM84 244V243H83ZM100 244H97V245H100ZM114 244V245H113ZM116 244H119V246H118V248L116 247L117 245ZM127 244H125L126 246H127ZM21 245V244H20ZM30 245L31 244H29L28 245V247L30 248ZM31 245V246H32ZM95 245H96V243H95ZM110 245H113V246H110ZM153 245V246H152ZM14 246H15V248L16 249H13L14 248ZM27 246V245H26ZM25 246V247H26ZM43 246V245H42ZM82 246V245H81ZM81 246H79V252L81 251V249H82V247ZM84 246V245H83ZM93 246V245H92ZM121 246H123V248H125V250H122L123 248L121 247ZM140 246V247H139ZM162 246H164V247H162ZM172 246V247H171ZM85 247V246H84ZM83 247V248H84ZM96 246H94L93 248H95ZM98 248H100V246H97ZM189 247V248H188ZM192 247L193 248H195V249H192ZM197 247V248H196ZM32 248H33V251H34V247L32 246ZM90 248V247H89ZM122 248V249H121ZM144 248V249H143ZM10 249V248H9ZM25 249V248H24ZM85 249H88V247L86 248L85 247ZM117 249H119L120 251L122 250V251H126V253L124 252H120V251H118ZM137 251H136V250ZM6 250V251H7ZM11 250V249H10ZM14 250H15V252H14ZM26 250H28L27 248L25 249V251ZM35 250H36V248H35ZM41 250V249H40ZM67 250V251H66ZM83 250V249H82ZM91 250H92V252H91V254H96L95 252L93 253V251L94 250H96V249H92L91 248ZM98 251H99V249H97ZM151 250V251H150ZM165 250L163 251V252H165ZM28 251H31V250H28ZM37 251V250H36ZM38 251H39V248H38ZM71 251V250H70ZM70 251H68V252H70ZM77 251H78V249H77ZM118 251V252H117ZM35 252V251H34ZM44 252H41V254H39L40 253V251H39V255H43V253ZM72 252V251H71ZM87 252V251H86ZM90 252V251H89ZM88 252V253H89ZM115 252V250L113 251V253ZM119 252H120V254H119ZM139 252V255H140V253H141V250L140 251H138ZM6 253V254H5ZM10 253V254H9ZM37 253V252H36ZM63 253V254H64ZM82 253V258L84 259V261H82V260H77V258L79 259V253H77L76 255H77V258H76V260H75V263H71V264H76L78 261H82L81 262V264L83 263V264H97L96 262H93L92 261V257L91 256H89L90 258H88V259H85V257L87 258L88 257V255L85 253V251H83V252H80V254ZM101 253V252H100ZM100 253L98 252V255H100ZM102 253H101V255L100 256H97V258L99 257V258H101V260L98 262L99 264H100V262H101V264L102 263H105L106 261V259H104L105 257L104 256H102ZM123 253V254H122ZM129 255H128V254ZM141 253V254H142ZM20 254V255H19ZM21 254H23L24 256H26V255H28L29 257H32L31 258V260L29 261V259L27 258V257H23V255L21 256ZM26 254V255H25ZM30 254H33V256H31ZM46 254V253H45ZM67 254V253H66ZM65 254V256H67ZM71 254H73V253H70V255ZM84 254H86V255H84ZM108 254V255H107ZM125 255V256H123L122 257V255ZM172 254V255H171ZM174 254V255H173ZM49 255V256H50ZM62 255V254H61ZM73 255H75V254H73ZM118 255L120 256V257H118ZM133 255H135L134 253H133ZM143 255V254H142ZM153 255V254H152ZM155 255L154 256H152L153 257V259H154V257H155ZM159 255V256H158ZM199 255V256H198ZM46 256V255H45ZM57 256H60V258L58 257L57 258ZM64 256V257H65ZM115 256V257H114ZM126 256V257H127ZM132 256V257H131ZM168 258H167V257ZM171 256H174V259H173V257H171ZM202 257L201 259H204L205 258V260H203L202 262H201V260H200V258L199 257ZM203 256H204V258H203ZM95 257V256H94ZM93 257V260H95L96 261V259L97 258H94ZM102 257H104V258H102ZM113 257H114V259L117 257V259H116V261L114 260L113 261ZM139 258V256H138V253L136 254V259H138ZM140 257H141V255H140ZM148 257V258H149ZM166 257V258H165ZM172 259H171V258ZM34 258V261L32 260ZM47 259L49 258L48 257V255H47V257H46ZM45 258V259H46ZM65 258H67V257H65ZM70 258V257H69ZM118 258H121V259H118ZM170 258V259H169ZM42 259V258H41ZM46 259V260H47ZM64 259V258H63ZM70 259H73V258H70ZM66 260V259H64V260H62V259H60V261H59V264L61 263V260H62V262L64 261V262H66V261H69V262H71V260ZM89 259H91V260H89ZM103 259H104V261L105 262H102L103 261ZM127 259H128V257H127ZM126 259V260H127ZM136 259H133V262H132V260L130 261V262H132L133 264H135V260ZM146 259V258H145ZM145 259H143L142 258V261H143V263H144V260ZM168 261H167V260ZM49 260V259H48ZM138 260H140V258L138 259ZM138 260H137V262L136 263H138ZM156 260V261H157ZM158 260V261H159ZM165 260V261H164ZM171 260H173V261H171ZM200 260V261H199ZM33 261V262H32ZM73 261V260H72ZM107 261L109 262V259H107ZM120 261V262H119ZM129 261H127V263L129 264ZM142 261L140 262L141 264H143L142 263ZM155 260H153L152 261V263L151 264H155V262H154ZM162 261V262H161ZM171 261V262H170ZM44 262V261H43ZM49 262V261H48ZM47 261H46V263L47 264H49ZM64 262H63V264H64ZM80 262H78V263H80ZM105 263V264H110V263ZM116 262V263H117ZM146 262V261H145ZM42 263V262H41ZM45 263V264H46ZM77 263V264H78ZM127 263H125V264H127ZM159 263V262H158ZM171 263V264H172ZM43 264V263H42ZM58 264V263H57ZM67 264V263H66ZM68 264H70V263H68ZM123 264H124V262H123ZM139 264V263H138ZM145 264V263H144ZM147 264H149V262L147 263Z\"/></svg>","mask_w":264,"mask_h":264},{"label":"rangeland","instance_id":"374dc122","mask_svg":"<svg viewBox=\"0 0 264 264\" xmlns=\"http://www.w3.org/2000/svg\"><path fill=\"white\" fill-rule=\"evenodd\" d=\"M225 1H226V3H225ZM229 2H233V1H230V0H228ZM227 0H224V2L223 1H219V0H217V2H216V4H217V6L215 5V3H213V5H215V7H211V9H214V10H216L215 11V13L213 12V10H212V14H213V16H214V14L216 15L217 13H219V19H225L224 21L225 22H228V21H226L227 20V18H228V16L230 17L231 15L229 14V15H227V13L230 11L231 12V14L233 13V14H235V13H238V14H240L239 16H238V20H237V22H240V20H241V22L244 24V26L246 27H248V28H250V25H253L254 26V24H256L257 22L256 21H252L251 19L252 18H250L251 16H253L254 14V12L251 10V13L252 14H250L251 16H246V17H244L245 16V14H244V12H243V8H241L239 5H242V4H237L236 6H234L235 4L234 3H232V4H234L233 5V8H232V4H228L227 2H228ZM235 1V0H234ZM239 1V0H238ZM215 2V1H214ZM240 2V1H239ZM235 3H237V1L235 2ZM241 3V2H240ZM210 4H211V2H210ZM224 4V5H223ZM227 5H229L230 6V8H229V6H227ZM211 6V5H210ZM237 6H239V8H241V11H242V13L244 14V16L241 14V12L239 13V12H237V10H240V9H238V7ZM217 7H219L218 9H220V8H222V9H224L225 7L228 9H224L225 11H228L226 14L225 13H222L221 12V14H220V10L222 11V9H220V10H218L217 9ZM224 7V8H223ZM234 8H237V10H235ZM229 9H231V10H229ZM217 10H218V12H217ZM234 10H235V12H234ZM209 11L210 12H208V13H211V10L209 9ZM224 11V12H225ZM169 11H167V13H168ZM173 12H174V10H173ZM173 12H170L172 15H175L176 13H179V12H176V13H174L173 14ZM217 12V13H216ZM180 13H181V11H180ZM190 13L191 12H189L188 14H186V13H184L183 15L185 16H189L190 15ZM182 14V13H181ZM191 14H193L192 15V17H193V19L194 20H196V16H195V13L192 11V13ZM211 14V15H212ZM223 14H225L224 16L225 17H227V18H225L224 16H223V18L221 17ZM238 14H236V15H238ZM176 15H178V14H176ZM180 15V14H179ZM183 15H181L182 16V18L180 17V19H179V21L181 22V24H179L178 22L179 21H176L175 22V24H179L178 25V27H176L177 25H174V28L172 29V27L173 26H170L169 28L167 27H165V26H168V25H166V24H171V25H173L172 23H174L173 21H175V20H177L178 19V17H177V19L175 18L171 23L169 22V21H167V22H169V23H166V22H164L165 23V26H163V29H164V27L166 28V32H168V35H167V33L166 32H164V33H162L164 30L162 29V31H160V33H159V35H163L162 37V39H161V36H160V39L163 41L162 43V45H163V49L162 48H160V46H158L157 44H154L153 42V44H151V45H155V47H151L150 48V50L148 51V49L149 48H147V55H148V52L150 53L147 57H146V55L143 57V54H141V53H143V51L142 50H140L139 52H138V50H137V52H138V54L140 53L141 55H139V56H136V54H134V53H132V52H126L127 54H129V56H127V54H126V56L129 58L128 59V62H129V60H130V62L129 63H131V61H132V63L130 64V66H129V63H127V57L125 56V61H123L124 59H122V63H120V59L118 60L117 58H118V56H116V55H118V54H116L115 56L117 57V58H115V59H111V58H113L114 57V52L115 51H113V50H110L108 53H112V56H109V57H111V58H109V59H111V60H109L107 57V59H108V64H106L105 62L106 61H104V59H106V58H102V61L105 63H103V66L105 65V67H101V68H105L107 71H103V70H101V68H100V70L101 71H103V72H107L108 74H109V76L107 75V73H103V72H101V74L99 73V72H97V73H94L95 71H93V69L95 70V68H93V69H90L91 67H87V69L85 68V67H83L84 69V71L86 70V72H84L85 73V76L82 74L80 77H79V79L80 78H83L82 80H84L85 79V81H88V82H83L81 79H80V81H79V83L78 82H76L75 84L73 83V87L74 88H76V87H78L79 86V84H80V87H81V89L82 88H84V90H81L80 89V87H78V89L79 90H81V92L79 91V90H77V88H76V90H75V92L73 91V88H72V92H70L71 93V95H70V93L67 95V93L65 92H62V91H60L59 90V88L57 89V87H60L61 86V83H63L62 84V88H61V90H64L63 89V87L66 85L65 84V79L63 80V81H61V83H60V81H59V83L57 84V86L56 87H54V86H52V88H56L57 89V91H58V94H56L57 93V91H56V93H55V91H53V89L51 90V88H50V86L48 87V91L49 92H47V93H50V94H46V92H45V95H44V97H46L45 99L46 100H43V95L41 94L42 92H41V90L40 91H38L39 92V94H38V92L36 91L37 89L39 90V88L37 87L36 88V86H32L33 88H30V89H32V90H34V91H36V94L34 93L33 94V96H38V97H35V98H38V99H35L33 96V98L31 99V95L32 94H30V95H28V97L30 98H28V99H24V101H23V98L22 99H12V103L11 102H9V104H14L13 102L15 101L16 102V100L17 101H19L18 103H20V104H17L16 103V105H18L17 106V108H16V106H15V104H14V107H12L13 105H10L9 106V108L8 107H6L7 108V110H5V111H8V113H9V111H10V108H11V114L10 115H12V116H10L9 114H7V119L9 118V121H7V119L5 120V118H6V112H4L3 114H5V118L3 117V114H2V120H3V118H4V120L5 121H2V123L0 122V134L2 133L3 135H0V139L2 140H0V164H1V166H3V165H5V166H3V167H1L0 166V173L3 175V176H5V178H1V176L2 175H0V178L1 179H3V180H1L0 179V191L2 192H0V195H4L5 194V196H1L0 197V201H2L3 199V201L2 202H0V226H1V228H0V233L2 232V230H3V232L2 233H4V235H2V233H1V235L0 236H2V237H0V246H5V244H6V246H8V248L6 247H1V250L4 252V248H5V252H7L8 253V250L9 251H11L10 253L11 254H13V250H12V248H11V246L12 245H14L15 243L16 244H19V246L17 245V249H19V248H21V246L23 247V248H21L20 250H16V252L18 251V252H24V253H26V252H31V253H33L34 255L36 254V255H38V256H35V261H34V258L32 259L34 262H36V260L39 262V260H41L38 264H45L46 263V261L48 262H50V257H52L49 253H47V248H49L50 247V237H48V236H51L52 237V233L54 232L53 230H55L56 229V231L57 232H59V231H61V232H59V234L60 235H65L66 233H67V231L69 232V230L70 229H68L70 226H72L71 228H72V230H70V231H72L71 233H73V235L71 234L70 235V232L68 233L69 235H67L66 234V238H67V240L69 239V237L70 236H72V238H70L69 240H72V241H75V242H72L71 243V245L75 248V245H77L78 246V251H77V249H76V253L74 252L75 251V249L74 250H72V249H70L69 250V248H68V251H70V252H68L67 250V252H65L64 253V251H63V253H61V251H60V256H61V258H60V256H57V258L59 257L60 259H62V260H64V259H66V260H69L70 258H73V259H70L71 260V262H69V261H66V262H64V264H68V263H75V260H76V258H77V253H79V259L77 258V260H82L83 258H82V253L80 254V252H83V251H85V253L88 255V257L86 258L85 257V259H88V258H90L89 256H95L94 258H97V256H100L101 255V253L103 252L104 254H105V250H108L109 248H111V247H109L108 245H105V243L107 244V243H109L110 242V240L111 241H113L114 242V238H112L111 239V237H113L112 235H113V232L115 233L116 231H118V233H120V230H121V228H122V226L125 224V222L127 221V222H129L128 220H130L131 218V220L132 221H135L136 220V218H137V222L135 221L134 223L135 224H137L136 226H135V224L133 223V225H134V227H139L138 228V231H139V229H141V230H143L144 231V228H146V227H148V229L150 230V228H149V226L147 225V224H149V223H151V222H148L147 224H146V222L147 221H150V220H148L149 218H148V216L150 217L151 216V214L150 213H152L153 215H154V211H155V209H156V207H157V203L159 202V201H157L156 202V199H159L160 200V197L162 196H164V194L166 193V186H168L167 184H173V183H171L170 181H169V183H167L168 181V179H169V177H172V178H170V179H174L173 177H175V178H177L178 177V175H179V177H180V180L179 181H181V179L183 178V176H184V178L183 179H185V180H192V181H194L193 179L195 178L194 176H196L198 173V178L200 179L202 176H205L204 178H205V186H206V188H209L210 187V185H212L211 183H213L214 185L216 184V186L215 187H217V189L220 187L221 188V186L223 185H221L220 186V181H224L225 179H223L222 180V176H224V170L227 168V169H230L231 171H235V172H240L239 170H241V167H244L245 168V166L247 167V168H252L253 166H249L248 167V165H247V161H251V160H253L256 156H257V151L256 150H254V151H252V152H250L249 150H250V148H251V150L254 148H256V146L255 145H257V143H255L254 142V144L252 145V146H250L249 147V144H251V143H249L248 144V146H246V147H244L245 149H249L248 151L250 152V153H257L256 155H255V157H254V155H252L253 156V158H250V157H252L250 154H249V152L247 153V152H242L243 150H245V149H241L240 147L239 148H237V149H235L234 148V146L232 147V149H230V147L229 148H226V147H228V146H226L225 144L227 143V136H228V134L229 133H231L232 131H233V128L235 129V131H240L241 129H242V127H244L246 124V119H248L249 118V115H247L248 117H246L245 115H243V114H245V112L243 113L242 112V109H243V106L241 105V104H244L245 105V107H244V109H243V111H247V107H250L251 106V104L250 103H254V104H259L258 105V107L259 106H261V105H263V104H261L260 105V103H262L261 101L262 100H260L261 99V95H260V93H263V99H264V91H262V90H264L263 88L262 89H260V87H259V84L258 83H256L257 84V88H256V86L254 87V82H258V81H260L261 79H259L260 77L262 78V80L264 81V78H263V76H264V73H262L261 71H263L264 69H261L262 67L264 68V62H263V60H264V54H263V51H260V53H256L257 54V56H259V59L257 60V58H254L255 56H256V54L255 55H253V54H251V55H249V56H246V55H248V54H246L245 53V49H246V47L247 46H249L248 44H252V45H256V41L258 42V40L260 39V33L263 31V29H261V24H258L259 25V27H260V30L258 29V31H260L259 33H258V31L257 30H255V27L256 26H251L252 27V29L253 30H255L258 34L257 35H259V37L257 36V38H256V34H254L253 32H255V31H252V32H250L249 30H248V28H245V30H247V31H245L246 33L249 31V34L247 35L244 31H243V28L244 27H239V26H236V24H235V26L237 27V29H235V28H232L233 27V22L234 23H236V20H232V19H235V17H237V16H234V18L232 17V19L230 20V18L228 19L229 21H232V22H230L231 23V26L232 27H227V26H230V24L229 23H227L226 25L227 26H224V25H221V26H223V29H222V31H221V29L219 28V27H221L220 26V24H221V22L220 23H218L217 24V21H219V20H217L215 23L217 24H215L214 26L216 27V29H218L219 31V33H221L222 32V34H219L218 32H217V30H216V32L218 33V34H216V35H218L219 37H217V36H215L214 35V31H213V29L215 28L212 24H211V26H213V29L211 28V30L213 31H211L210 30V34L211 33H213V35L216 37L215 39H214V41L215 40H217L218 42L216 43H214L213 42V44H211V41H210V43H209V38H208V42L206 43V41H205V39H207V37H208V34L207 35H204V31H205V29L204 30H202L201 29V31H202V33H200L199 32V34L198 35H200L199 37L200 38H198L197 37V33H198V30H200V28L199 27H197V28H199L198 30H197V28H196V26L194 25V24H192V23H195V21L194 20H192L191 21V19H190V23L193 25H191V24H186V23H189V18L187 19L186 18V20H187V22L185 21V22H183L185 19H183V18H185ZM221 15V16H220ZM241 16H243V17H241ZM176 17V16H175ZM190 17H191V15H190ZM191 17V18H192ZM216 17H218V15H216ZM215 17V18H216ZM255 17V16H254ZM214 18V17H213ZM214 18V19H215ZM243 18V19H242ZM248 18H249V20H248ZM256 18V17H255ZM255 18H253V20L255 19ZM181 19L183 20V21H181ZM216 20V19H215ZM246 20H248L247 22L249 23V26H248V23H246ZM257 20V19H256ZM220 21H223V20H220ZM251 21V22H250ZM197 22V21H196ZM252 22H254L253 24H250V23H252ZM200 23V22H199ZM211 23V22H210ZM209 23V24H210ZM246 23V24H245ZM183 24H186V25H188L187 27L185 26V27H183V28H181V25H183ZM196 24V23H195ZM222 24H224V22L222 23ZM229 24V25H228ZM233 24V25H232ZM239 24V23H238ZM243 24H242V26H243ZM197 26H200V24H196ZM257 25V24H256ZM257 25V26H258ZM180 26V27H179ZM205 26H208V25H205ZM204 26V27H205ZM240 26H241V24H240ZM196 28V29H194V28ZM225 27H227L228 29H229V32H230V34H229V32H224L223 30H225ZM259 27H257V28H259ZM189 28H191V30L189 29ZM193 28V29H192ZM206 28V27H205ZM208 29H209V26L207 27ZM206 28V29H207ZM222 28V27H221ZM235 31L234 32V34H236L238 31H240L241 29V31H243L244 33L242 34V35H247V36H249L250 34V39L247 37L246 38V36L244 37V36H239V35H241V33H239L238 34V36H237V38H236V36L234 35V36H228V35H232L231 33H233V30ZM256 28V29H257ZM263 28V27H262ZM172 29V30H171ZM174 29H177V30H175V32H173L174 31ZM179 29V30H178ZM188 29V30H187ZM228 29H226L227 31H228ZM231 29V30H230ZM251 29V30H252ZM189 30H190V32H189ZM192 30H194V31H196V33L194 32V31H192ZM215 30V29H214ZM181 31V32H180ZM177 32V33H176ZM181 33V34H185V36H187V34H188V36L187 37H185L186 39V41H187V38H189L188 40H190V39H192L191 41V43H189L188 41V43L190 44H188L189 45V47L187 46V45H185V47H187V49L188 50H190V48H191V50L188 52V50L187 49H185L184 48V40H182L181 38L183 37V36H181V34H179V33ZM186 32H188L187 34H186ZM215 32V33H216ZM255 32V33H256ZM264 32V31H263ZM190 33V34H189ZM193 33V34H192ZM227 33V34H226ZM54 34V33H53ZM57 34V33H56ZM56 34H54L53 36L55 37L56 36V40L54 41L55 42V44H54V42H53V45H55V50L56 51H59L58 52V54L59 53H61L60 52V47H62L63 45H60L59 46V48L57 49V47H58V43L60 42V40H59V35H56ZM178 34V35H177ZM201 34H203L204 36H207V37H205L204 38V36H202ZM263 33H261V35H262ZM159 35H158V33L156 34V35H153V36H156V37H158V41H156V43L158 42L159 44L161 43V40L159 39ZM196 35V36H195ZM212 35V34H211ZM210 35V37H212ZM255 36V39H254V37L251 39V37L252 36ZM164 36H167V37H164ZM173 36H175L174 37V40L171 38V37H173ZM189 36H191V37H189ZM226 36V37H225ZM150 37H152V35L150 36ZM149 37V38H150ZM170 37V38H169ZM177 37V38H176ZM201 37H203L204 39H202ZM240 38V40H242V41H240L239 40V38ZM245 39H244V38ZM61 38V37H60ZM155 38V37H154ZM154 38H151L152 40H157V39H154ZM165 38H167V42H169V43H166L165 42ZM169 38V39H168ZM184 38V37H183ZM194 38H198L197 39V41L196 40H194ZM219 38H221V39H219ZM223 38V39H222ZM229 38V39H228ZM233 38V39H232ZM243 38V39H242ZM176 39H177V41H176ZM203 41H202V40ZM211 39V38H210ZM219 39V40H218ZM224 39H228L229 40V42H227L226 40H224ZM234 39H235V42H234ZM238 39V40H237ZM247 39V40H246ZM53 40H54V38H53ZM159 40H160V42H159ZM178 40H180V41H178ZM182 40V41H181ZM201 40V41H200ZM223 40V41H222ZM185 41V42H186ZM196 41V42H195ZM205 41V42H204ZM226 41V42H225ZM238 41V42H237ZM165 42V43H164ZM176 42V43H175ZM183 45L182 47H183V50H182V47H180V43ZM194 42V43H193ZM201 42L203 43L202 45H201ZM222 42H224L223 44H221ZM234 42V43H233ZM62 43V41L60 42V44ZM172 43V44H171ZM211 45H209V44ZM167 44H169V46L167 45ZM191 44H194V45H191ZM198 44V45H197ZM206 44V45H205ZM221 44V45H220ZM231 44H232V48L231 47H228L229 48V50H228V48H227V46H231ZM236 44V45H235ZM76 46L78 45V44H75ZM150 45V46H151ZM161 45V44H160ZM165 45V46H164ZM176 45V46H175ZM199 45H201V47L200 48H197V47H199ZM215 45V46H214ZM217 45V46H216ZM241 45V46H240ZM244 47H243V46ZM159 48H158V47ZM168 48H167V47ZM173 46H175V47H173ZM213 46V47H212ZM73 47H75V46H72V49L73 50H71V48H69L70 50L69 51H74V52H76L75 50H77V48H73ZM157 47V48H156ZM162 47V46H161ZM173 48V50H172V48ZM179 47H180V50H179ZM211 47V48H210ZM217 47V48H216ZM218 47H221V48H218ZM240 48V50H239V48ZM0 48H1V46H0ZM89 48H91V47H89ZM88 48V51H90V49ZM175 48V49H174ZM177 48V49H176ZM203 48V50H201ZM227 48V49H226ZM3 49H5V48H2L1 50H3ZM61 49H64V48H61ZM151 49H154V50H151ZM155 49H156V51H157V49H158V51H161L160 53L157 51V52H155ZM160 49H162V50H160ZM170 49V50H169ZM195 49V50H194ZM244 49V50H243ZM6 50V49H5ZM169 50V51H168ZM182 50V51H181ZM196 50H199V51H196ZM239 50V51H238ZM243 50V51H242ZM4 51V50H3ZM7 51V50H6ZM112 51V52H111ZM136 51V50H135ZM134 51V52H135ZM154 51V52H153ZM168 51V52H167ZM176 51V52H175ZM179 51V52H178ZM187 51V52H186ZM192 51L195 53V52H199L198 54H202V56L200 55H198V54H196L195 53V55H197V56H195L194 55V53L192 54ZM204 52V55L206 54H210V56H207V57H212L211 59L212 60H210V58H209V61H208V58L206 57V55L204 56L203 55V53H201V52ZM236 51V52H235ZM5 52V51H4ZM166 52V53H165ZM182 53V55H181V53ZM184 52V53H183ZM186 52V53H185ZM206 52H208V53H206ZM240 52V53H239ZM242 52H244V54L242 53ZM71 53V52H70ZM107 53V56L109 55ZM117 53V52H116ZM163 53V54H162ZM173 54V56H176V57H172V54ZM213 53V54H212ZM237 53H239V56L241 57V56H245V58H244V56H243V58H244V63H243V61L241 62V60H239V56H238V54ZM135 56H134V55ZM153 54V55H152ZM161 54H162V56H161ZM168 54V55H167ZM170 54H171V56H170ZM178 54H180V56L178 55ZM184 54L186 55H189L190 57H188V60L186 59L187 58V55L185 56V58H184ZM234 54H236V55H234ZM241 54V55H240ZM243 54V55H242ZM125 55V54H124ZM152 55V56H151ZM157 55V56H156ZM160 55V56H159ZM212 55V56H211ZM217 55V56H216ZM220 57H219V56ZM234 55V56H233ZM104 56H106V54L104 55ZM131 56H132V58H131ZM178 56H179V58H178ZM181 56H182V58H181ZM191 56L193 57H195V59H193V62H195V63H193L192 62V60H191ZM235 56H236V58H237V60H238V62L236 61L235 62V60H236V58H235ZM91 58H92V56H90ZM136 57H138V58H136ZM142 57H143V59H142ZM146 57V59L147 60H145L144 58ZM154 57H156L155 59H153ZM169 57V58H168ZM204 57V58H203ZM216 57V58H215ZM254 58L255 60H251V58ZM263 57V58H262ZM124 58V57H123ZM148 58H150L151 59V61H150V59H148ZM162 58L164 59V60H162ZM166 58V59H165ZM177 58V59H176ZM180 58H181V60H180ZM207 58V59H206ZM136 59V60H135ZM141 59V60H140ZM168 59H170V60H172V61H170V60H168ZM174 59V60H173ZM178 59H179V61H178ZM182 59H183V61H182ZM186 59V60H185ZM201 59H205V60H207V61H203V60H201ZM215 59H216V63H214L213 64V60L215 61ZM218 59V60H217ZM240 59H242V58H240ZM262 59V60H261ZM116 60V61H115ZM152 60H154V61H152ZM158 60V61H157ZM165 61L166 63H164V62H162V61ZM167 60V61H166ZM190 60H191V63H190ZM195 60V61H194ZM198 60H199V62H198ZM200 60H201V64H200ZM243 60V59H242ZM111 61H112V63H111ZM118 61H119V63H118ZM138 61V62H137ZM140 61H141V63H140ZM157 61V63H155ZM170 61V62H169ZM175 61V62H174ZM187 61H189V63L187 62ZM219 61V62H218ZM250 61H252L251 63H250ZM256 61V62H255ZM258 61V62H257ZM263 62V63H261V62ZM115 62H116V64L118 63L119 64V66H118V64L117 65H115ZM125 62V63H124ZM135 62V63H134ZM137 62V63H136ZM161 64H160V63ZM171 63V64H169V63ZM172 62H173V64H172ZM176 62H178V64L179 65H183V66H185V68L184 67H181V66H179ZM188 64H187V63ZM206 62V63H205ZM209 62V63H208ZM234 62L235 63H237L236 64V66H235V69H237L236 70V72L235 71H233L234 70V66H232L233 64H234ZM240 62V64H238ZM246 62V63H245ZM257 63L256 64V66L254 65V63ZM124 63V64H123ZM146 63H150V64H146ZM152 63V64H151ZM182 63H184V64H182ZM199 65H198V64ZM212 65H215V66H212ZM241 63H243V64H241ZM247 63H250V64H247ZM252 63H253V65H252ZM261 63V64H260ZM110 64V65H109ZM112 64V65H111ZM121 64H123V65H121ZM139 64H141V65H139ZM143 64H144V66H143ZM165 64H168L169 66H171V68L169 67V66H167V65H164ZM175 64H176V66H175ZM186 64V65H185ZM189 64H194V67H193V65L192 66H190ZM203 64V65H202ZM205 64H207V65H205ZM217 64V65H216ZM246 64H247V66H246ZM107 65V66H106ZM109 65V66H108ZM114 65V66H113ZM120 65H121V67H120ZM147 65V66H146ZM154 65V66H153ZM156 65V66H155ZM161 65H163L162 67L159 66ZM173 65V66H172ZM202 65V66H201ZM212 67V69L209 67ZM235 65V64H234ZM242 65V66H241ZM262 67H261V66ZM116 66V67H115ZM122 66H123V68H122ZM129 66V67H128ZM138 66V67H137ZM142 66V67H141ZM197 66V67H196ZM199 66V67H198ZM230 66H232L233 67V69H232V67H230ZM244 66V67H243ZM250 66H252V67H250ZM254 66V67H253ZM111 67H113V68H111ZM133 68V72L131 73V70H132V68ZM145 67V69H141V68H144ZM153 67V68H152ZM154 67H155V69H159V70H155L154 69ZM169 67V68H168ZM176 67H179V68H177L176 69ZM188 67V68H187ZM204 67L206 68V69H204ZM226 67V68H225ZM229 68V70H228V68ZM237 67V68H236ZM239 67H240V69H239ZM261 67V68H260ZM114 68H115V70H114ZM117 68H119V69H117ZM127 68V69H126ZM139 70V71H137L138 72V74H143V73H145L144 75H145V77H144V79L142 78L144 75H138L137 74V72H135L136 70ZM139 68V69H138ZM149 68V69H148ZM164 68V69H163ZM180 68H181V70H183V72L180 70ZM199 68H201V69H199ZM231 68V69H230ZM249 68H250V71H249ZM251 68H252V71H251ZM254 68V69H253ZM257 68H259V69H261V70H257ZM57 69V68H56ZM104 69V70H105ZM112 71H111V70ZM131 69V70H130ZM154 69V70H153ZM163 69V70H162ZM167 69V70H166ZM170 69H172L171 71H170ZM173 69H175V70H173ZM194 70V72H195V74L194 73H192L193 72V70ZM198 69V70H197ZM204 69V70H203ZM210 69V70H209ZM239 69V70H238ZM242 69L244 70V73H243V71H242ZM257 71H256V70ZM55 70V69H54ZM91 72H90V71ZM123 70V71H122ZM135 70V71H134ZM141 70H143V71H141ZM145 70V71H144ZM146 70H147V72H146ZM152 70V71H151ZM178 71L177 73L178 74H180V75H175L176 74V72L175 71ZM186 70V71H185ZM190 70V71H189ZM202 70V71H201ZM208 70L210 71V72H208ZM242 72H241V71ZM245 70H247L246 72H245ZM38 71V70H37ZM44 71L45 70H43V71H41V69H40V71H38L37 72V74H35V75H39L40 74V76L41 77H43V73H44ZM56 71V70H55ZM89 71V73L88 74H86L87 72ZM114 71V72H113ZM118 71V72H117ZM120 71V72H119ZM128 71H130V73L128 74ZM151 71V72H150ZM158 72V73H156V72ZM163 72V73H165L164 75H163V78L161 77L162 76V74L163 73H161V72ZM166 71H167V73H168V76H167V73H166ZM170 71V72H169ZM184 71L185 72H189L188 73V75H187V73H185V74H183L184 73ZM192 71V72H191ZM203 71H207L206 72V74L203 72ZM212 71V72H211ZM224 71V72H223ZM232 71V72H231ZM239 71V72H238ZM253 71H254V74H253ZM256 71V72H255ZM35 72H36V70H35ZM93 72V73H92ZM110 72V73H109ZM112 72V73H111ZM135 72V73H134ZM141 72H143V73H141ZM154 72V73H153ZM228 72H229V74H228ZM231 72V73H230ZM233 72H235V73H233ZM241 72V73H240ZM252 72V73H251ZM264 72V71H263ZM103 73V74H102ZM122 73H123V75H122ZM147 73V74H146ZM149 73V74H148ZM152 73V74H151ZM169 73L171 74V75H169ZM175 73V74H174ZM183 75H182V74ZM199 73V74H198ZM202 73V74H201ZM208 73H210V74H208ZM237 73H239L238 75H239V77H237V76H234V75H237ZM250 73H251V75H250ZM260 73H262L261 75H260ZM45 74H46V72L44 73V76H45ZM91 74H93V75H91ZM94 74H95V76H94ZM96 74H100L101 76L102 75H104L103 77H100L99 75H96ZM115 74V75H114ZM117 74V75H116ZM132 76H131V75ZM136 75V76H133V75ZM156 74H158V75H156ZM191 74V75H190ZM194 74V75H193ZM198 74V75H197ZM232 74H233V76L234 77H232ZM244 74V75H243ZM246 74H248V75H246ZM256 74V75H255ZM257 74H258V76H257ZM91 75V76H90ZM107 75V76H106ZM147 75V76H146ZM156 75V77H154ZM174 75V76H173ZM186 75V76H185ZM220 75V76H219ZM226 75V76H225ZM227 75H229L228 77H227ZM242 75V76H241ZM93 76V77H92ZM98 76V77H97ZM107 78H106V77ZM167 77V79H168V81H167V79H166V77ZM171 76H173V77H171ZM185 76V77H184ZM205 78H204V77ZM225 76V77H224ZM244 76V77H243ZM251 76V77H250ZM253 76V77H252ZM260 76V77H259ZM36 77V76H35ZM124 77V78H123ZM134 77H135V80H134ZM148 77H150V78H148ZM159 79H162V80H158V78ZM165 77V78H164ZM171 77V78H170ZM179 77H180V79H179ZM183 77V78H182ZM243 77V78H242ZM248 77H250V78H248ZM258 77V78H257ZM37 78H40L39 76L37 77ZM99 78V79H98ZM103 78H105V80H107V81H104L105 83H103ZM110 78V79H109ZM136 78H139V80L138 79H136ZM148 78V79H147ZM153 78H155V80L153 79ZM157 78V79H156ZM177 78V79H176ZM228 78V79H227ZM236 78H238V79H236ZM247 78V79H246ZM86 79H88V80H86ZM91 79H92V81H91ZM97 79V80H96ZM115 79V80H114ZM119 79V80H118ZM129 79H131V80H129ZM141 79H143V80H141ZM147 79V81L150 79L152 82H150V80L146 83L145 82V80ZM172 79V80H171ZM174 79V80H173ZM201 79H203V80H201ZM241 79V80H240ZM245 81V82H243V80ZM256 79H259L258 81L256 80ZM100 80H102V81H100ZM113 80V81H112ZM137 80V81H136ZM170 80V81H169ZM194 80H196V81H194ZM201 80V81H200ZM227 80H231V82H227ZM233 80H235L236 81V83H240V86L241 87H239L238 86V84H237V86H235V83H234V81ZM251 80V81H250ZM83 82V84H84V86H82V82ZM94 81H96L97 83H95ZM109 81V86H108V84L106 83V82H108ZM122 81V82H121ZM131 81H132V83H131ZM133 81H135V82H137V84L135 83V82H133ZM138 81H140V82H138ZM143 81H144V83H143ZM165 81V82H164ZM179 81V82H178ZM183 81V82H182ZM238 81H240V82H238ZM248 81V83H246ZM40 82L41 81H39V83L37 84V86H39V84H40ZM51 82V81H50ZM56 81H54V83L53 84H56L55 83ZM130 82V83H129ZM160 82V83H159ZM192 82V83H191ZM200 82V83H199ZM204 84V86H203V84ZM206 82V83H205ZM208 82V83H207ZM221 82V83H220ZM226 82V83H225ZM252 82V83H251ZM36 83H37V81H36ZM35 83V84H36ZM52 83V82H51ZM50 83V84H51ZM87 83H89V84H87ZM102 83V84H101ZM112 83V84H111ZM134 83V84H133ZM171 83V84H170ZM179 83V84H178ZM196 83H197V86L199 87L200 86V84H201V86H200V90L198 89V87L196 86ZM215 83H216V87H215ZM231 83V84H230ZM245 83V84H244ZM34 84V83H33ZM47 84H48V82H47ZM86 84H87V86H86ZM94 84H95V86H94ZM132 84H133V86H132ZM135 84H136V86H135ZM165 84H166V86H165ZM187 84H188V86H187ZM190 84H191V86H190ZM224 84H225V86H224ZM227 84H229V86H230V88H229V86L228 87H226L227 86ZM248 84H249V86H251L250 88H249V86H248ZM89 86V87H88ZM93 86V87H92ZM99 86V87H98ZM103 86V87H102ZM106 86V87H105ZM114 86L115 88H113V91L111 90V88ZM131 86V87H130ZM139 86V87H138ZM141 86V87H140ZM143 86V87H142ZM146 86V87H145ZM174 86H176V88L174 87ZM178 86V87H177ZM187 86V87H186ZM221 88V89H219V87ZM233 86H235L234 87V89H236V91L238 90V88H239V90H238V92H243L244 94L245 93H250V94H248V95H251V96H249L248 97V95L247 94H245V97H246V100H244L245 98L244 97H242L243 98V100L241 101L240 100V94L242 95V92L241 93H239L238 94V92H236L235 94L236 95H239V96H236V95H234L231 91H235L234 89H233ZM243 86V87H242ZM245 86H247V88L245 87ZM90 87H92V88H90ZM97 89H96V88ZM105 87V88H104ZM129 87V88H128ZM135 87V88H134ZM149 87H151V89L149 88ZM180 87V88H179ZM184 87H185V89H184ZM193 87V88H192ZM25 88V87H24ZM50 88V89H49ZM87 88V89H86ZM90 90H89V89ZM108 88V89H107ZM118 88V89H117ZM126 88V89H125ZM127 88H128V90H127ZM131 88H133L134 90H136V91H133ZM139 88L142 90H139ZM145 90H147L148 92H150V93H146V91H143L144 89ZM148 88H149V90H148ZM174 88V89H173ZM191 88V89H190ZM226 88H227V91H226ZM243 88H245V89H243ZM255 88V89H254ZM27 89V87L24 89V90H26ZM108 91H107V90ZM154 89V90H153ZM157 89V90H156ZM176 89V90H175ZM181 89V91L179 92V90ZM187 89V90H186ZM199 91H197V90ZM203 89V90H202ZM215 89V90H214ZM229 89V90H228ZM233 89V90H232ZM241 89V90H240ZM258 90V92L257 93H255L257 90ZM259 89H260V91H259ZM45 90V89H44ZM98 90V91H97ZM124 90V91H123ZM125 90H126V92H125ZM129 90L131 91L130 93H129ZM138 90V91H137ZM156 90V91H155ZM160 90V91H159ZM165 90V91H164ZM175 90V91H174ZM190 90V91H189ZM192 90V91H191ZM205 90V91H204ZM213 90V91H212ZM245 90V91H244ZM246 90H252L251 92L250 91H246ZM254 90H256V91H254ZM23 91V90H22ZM43 91V90H42ZM53 93H55V94H53ZM60 91V92H59ZM86 91V92H85ZM97 91V92H96ZM116 91H119V93L120 94H118V93H115ZM128 91V92H127ZM153 91H154V94H153ZM183 91V92H182ZM184 91H187L188 92V95H187V92H185L184 93ZM197 91V92H196ZM220 91V92H219ZM222 91V92H221ZM224 91V92H223ZM78 92V93H77ZM79 92H80V94H79ZM83 92H85V94L83 93ZM101 92H103V93H101ZM106 94H105V93ZM114 94H113V93ZM124 92V93H123ZM159 94H158V93ZM196 92V93H195ZM201 92V93H200ZM219 92V93H218ZM13 93V92H12ZM11 93V94H12ZM17 93V92H16ZM31 93H32V91H31ZM59 93H61V95L59 94ZM127 93V94H126ZM147 94V95H145V94ZM173 93V94H172ZM181 93V94H180ZM183 93V94H182ZM198 93H200V94H198ZM231 93L233 94V95H231ZM14 94V95H13ZM12 95L13 96H15V92L13 93ZM44 94V93H43ZM102 96H101V95ZM105 94V95H104ZM124 94V95H123ZM149 94V95H148ZM161 94V95H160ZM175 94V95H174ZM179 94L181 95V96H179ZM204 94V95H203ZM206 94V95H205ZM217 94H219V95H217ZM228 94V95H227ZM243 94V95H244ZM257 94H259V95H257ZM12 95H10L9 93H8V95L7 96H11L12 97ZM17 95H18V93H17ZM42 95V96H41ZM48 95H52L51 97L50 96H48ZM55 97H54V96ZM57 95V96H56ZM70 95V96H69ZM75 95L77 96V97H75ZM81 95H83V97L81 96ZM86 95H88V96H86ZM96 95H99V96H101L103 99H101V97H96ZM113 96V97H111V96ZM122 96V97H124V99H122V97L121 98H119V96ZM127 95V97H125ZM129 95V96H128ZM168 95V96H167ZM170 95V96H169ZM185 95V96H184ZM197 95V96H196ZM198 95L200 96V97H198ZM201 95L203 96V98L201 97ZM208 95V96H207ZM212 95V96H211ZM247 95V96H246ZM48 96V97H47ZM61 96V97H60ZM65 96H68V97H65ZM74 96V97H73ZM105 96V97H104ZM107 96V97H106ZM114 96L116 97V98H114ZM132 96H133V98H132ZM153 98H152V97ZM165 96V97H164ZM183 96V97H182ZM186 96H189L190 98H188V97H186ZM233 96H235V98L233 97ZM259 96H261L260 97V99H259ZM39 97H41L42 98V100L41 101H44L43 103L42 102H40L39 100L41 99H39ZM50 97V99H48ZM63 97V98H62ZM65 97V98H64ZM89 97V98H88ZM109 97H111L112 98V100H110L109 99ZM128 97H129V99H128ZM138 97V98H137ZM168 97V98H167ZM188 98V99H186V98ZM191 97H192V99H191ZM193 97H196L197 99L195 100V98H194V101H193ZM206 97L207 98H209V99H206ZM228 97V98H227ZM27 98V97H26ZM53 100H52V99ZM60 98H62V99H60ZM68 98V99H67ZM72 98H73V101L75 100V102L73 103V101H72ZM79 98V99H78ZM84 98V99H83ZM96 98V99H95ZM99 98H100V102H98V100H99ZM108 98V99H107ZM114 98V99H113ZM118 98V102H121L120 104H123L124 102H129L128 104H127V102H126V104L124 103V106L122 105H120V104H118V102H117V99ZM127 100H126V99ZM130 98H131V100H130ZM143 99V101H142V99ZM148 98V99H147ZM166 98V99H165ZM171 98V99H170ZM172 98L174 99V100H172ZM175 98H176V101H175ZM178 98H180V99H178ZM183 100H182V99ZM231 98H232V100H231ZM237 98H239V100L237 99ZM249 98V100H247ZM259 99L260 100V103L259 102H257L255 99ZM81 99H83V100H81ZM88 99V100H87ZM120 99H122V100H120ZM132 99L134 100V102L132 101ZM153 99H155V100H153ZM201 99V100H200ZM236 101H235V100ZM14 100V101H13ZM23 101V102H21V101ZM31 100V101H30ZM38 100V101H37ZM50 100V101H49ZM55 100V101H54ZM66 100V101H65ZM77 100V101H76ZM79 100H81V101H79ZM84 100H87V101H89V102H87V101H84ZM103 100V101H102ZM104 100H107V102H106V106H105V101ZM116 100V101H115ZM135 100H138V101H135ZM144 100H146L145 101V103H147V100H148V103L147 104H145L144 103ZM153 100V102H152V104H150L151 103V101ZM164 100H166V101H164ZM167 100H169L171 103L169 104V102L167 101ZM179 100V101H178ZM187 100V101H186ZM200 100V101H199ZM222 100V101H221ZM226 100V101H225ZM238 100V101H237ZM258 100V101H259ZM35 101V102H34ZM71 101V102H70ZM91 101V102H90ZM95 101H96V103H95ZM124 101V102H123ZM142 103H140V102ZM149 101H150V103H149ZM158 103H157V102ZM162 101H164L163 103H165L166 102V104L164 105V104H162V102L160 103V102ZM179 102V104L177 105L176 103L175 104H172V103H174V102ZM186 102V106H185V103H182V102ZM188 101H189V104H188ZM205 101V102H204ZM228 101V102H227ZM231 101H232V104L233 105H230L231 104ZM233 101L234 102H236V103H233ZM239 101H241L240 103H239ZM256 101V102H255ZM27 102V103H26ZM36 103V105H34V104H29V103ZM41 103V104H39V103ZM47 102V103H46ZM63 102V103H62ZM81 102H85V103H81ZM103 102V103H102ZM112 102V103H111ZM114 102V103H113ZM117 102V103H116ZM132 102V103H131ZM135 102H137L136 104L137 105H135L134 106V104H135ZM193 102V103H192ZM197 102H199V103H197ZM238 102V103H237ZM243 102V103H242ZM248 103V105H247V103ZM24 103V104H23ZM48 103H50V104H48ZM54 103H55V106H53L54 105ZM67 103H69V105L67 104ZM89 103H91L88 107H87V105ZM99 103V104H98ZM104 104V106H102V104ZM140 103V104H139ZM157 103V104H156ZM194 104V103H196L197 104V106H195L194 105V107L195 108H193V105L192 104ZM204 103V104H203ZM8 103H6V104H4L3 106H5V105H7ZM8 104V105H9ZM23 104V105H22ZM26 104H28L27 106L29 107H26L25 105ZM44 105V107H43V105ZM46 104V105H45ZM56 104H57V106H56ZM61 104V105H60ZM64 104V106H65V109H64V106H62ZM82 104H87L85 107H84V105H82ZM131 104V105H130ZM132 104H133V106H132ZM139 104V105H138ZM148 104H150L149 106H148ZM159 104H160V107H162L163 105V107L162 108H159ZM223 104V105H222ZM239 104H240V106H239ZM249 104H250V106H249ZM257 104H256V106H253V104H252V107H254V108H248V111L251 109V111L253 110V109H255L256 107H257ZM7 105V106H8ZM21 105V106H20ZM30 105H32L33 107H31V109H30ZM41 105V106H40ZM47 105H49V106H47ZM61 106V109H60V106ZM80 105H82V106H80ZM93 105H95V106H93ZM101 105V106H100ZM115 105V106H114ZM118 105H120V106H118ZM127 105V106H126ZM128 105H129V108L131 109L130 111L132 112H130L129 110H128ZM145 105V106H144ZM146 105H147V107H146ZM152 105H153V107H152ZM154 105L155 106H157V107H154ZM174 105H176L175 107H174ZM183 105V107H181ZM190 105H191V108H190ZM200 105V106H199ZM203 106V109H202V106ZM237 105V106H236ZM246 105H247V107H246ZM2 106V108H5V107H3ZM23 106H25V107H23ZM59 106V107H58ZM69 106V107H68ZM72 106H75V107H77V108H82V107H84L83 108V110H93V109H96V108H100L101 107V109H102V107H103V110H102V112L104 113L103 115L101 114V112L100 113H98L99 115H96L94 118L92 117H90V119H91V121H90V119H88L87 121L89 122V123H87V121H86V116L84 117V116H82L81 118H80V115H76V113H75V115H70L71 113H69V114H67L66 112H69V111H66V109H67V107H68V109L67 110H69V108L70 107H72ZM109 106V107H108ZM113 106V107H112ZM131 106V107H130ZM138 106V107H137ZM169 106V107H168ZM172 106V107H171ZM177 106H179L180 108H178ZM205 106H207V107H205ZM225 108H224V107ZM18 107H19V109H18ZM46 107H48V108H46ZM56 107V108H55ZM87 107V108H86ZM92 107V108H91ZM107 108V113H109L110 114V116L106 113V110H105V108ZM110 107H112V108H110ZM115 107H116V110H115ZM120 107V108H119ZM122 107V108H121ZM124 107V108H123ZM126 107H127V109H126ZM148 108V109H146V108ZM166 107H168L167 109H166ZM176 107H177V111H179V112H176ZM186 109H185V108ZM218 107V108H217ZM223 107V108H222ZM228 107V108H227ZM242 107V108H241ZM262 107H264V106H262ZM262 107L260 108H257V110L259 111L260 109H262ZM21 108V109H20ZM37 109V113H36V109ZM43 108V109H42ZM46 108V109H45ZM58 108L60 109V111L62 112V113H60V111L58 110ZM86 108V109H85ZM117 108H119V111L117 110ZM132 108H135V109H133L132 110ZM154 108V109H153ZM157 110H156V109ZM165 108V109H164ZM172 110H170V109ZM172 108H174V110L172 109ZM190 108V109H189ZM197 108V109H196ZM200 108V109H199ZM238 108V109H237ZM240 108V109H239ZM15 109V110H14ZM18 109V110H17ZM26 109V110H25ZM28 109V110H27ZM42 109V110H41ZM47 109H49V110H47ZM57 109V110H56ZM62 109H63V111H62ZM109 109H111V110H109ZM152 109H153V111H152ZM160 109V110H159ZM184 109H185V111H184ZM188 109V110H187ZM196 109V110H195ZM12 110H13V112H12ZM40 110V111H39ZM55 110V111H54ZM65 110V111H64ZM123 110V112L125 113V112H127V110H128V112L127 113H125L126 115H124V113L122 114L120 111H122ZM144 111V113H143V111ZM151 112H150V111ZM154 110H156V111H154ZM162 110H164V111H162ZM181 110H183V111H181ZM196 111V113H195V111ZM207 110V111H206ZM219 110V111H218ZM222 110V111H221ZM226 112H228V113H226ZM237 110V113L235 112ZM238 110H241V112L239 113L238 112ZM256 109H255V112L257 111ZM17 111V112H16ZM32 111V112H31ZM43 111V112H42ZM46 111V112H45ZM49 113H48V112ZM51 111H52V114H51ZM71 111H76V109L75 110H72V108H71ZM109 111V112H108ZM118 111V112H117ZM134 111V112H133ZM189 111H191V114H190V112H189V114H188V112ZM197 111H202L201 112V114H203L204 115V113H205V115L203 116V115H201V114H199L200 112H197ZM204 111V112H203ZM208 111H209V113H208ZM247 111V113L246 114H252V115H250V117L251 116H253V112L251 113L250 111L248 112ZM261 111H264V108H263V110H261ZM16 112V113H15ZM72 112V113H73ZM111 112H113V115H111L112 113ZM119 112H120V114H121V116H119L120 114H119ZM158 112V113H157ZM163 112V114H161V113ZM166 112H167V115H165L166 114ZM169 112H171V113H169ZM174 112V113H173ZM176 112V113H175ZM195 114V115H197V113L199 114V115H197V117L193 114V113ZM236 113V115H234L235 113ZM13 113V114H12ZM22 114V115H20V114ZM23 113H25V114H23ZM29 113H30V115H29ZM33 115H32V114ZM67 115H66V114ZM105 113H106V115H107V117L106 116H104L105 115ZM115 113H117V115L115 114ZM135 113H137V114H135ZM150 113V114H149ZM156 115L155 117H154V115ZM173 113V114H172ZM181 113H183V114H181ZM187 113V114H186ZM16 114V115H15ZM29 115V116H27V115ZM46 114V115H45ZM48 114V115H47ZM55 114V115H54ZM61 115L62 117H64V118H66L65 120H64V118L62 119V117L60 116L59 118L58 117H54V116H58V115ZM62 114H64V115H62ZM100 114H101V116H100ZM132 114L134 115V117L132 116ZM146 114H148V115H150L149 116V118H148V116L146 115ZM170 114V115H169ZM174 114H176V115H174ZM179 114V115H178ZM206 114H207V116H206ZM228 114V115H227ZM233 114V115H232ZM239 114H242V115H240V116H237V115H239ZM27 117V119L25 118V116ZM35 115V116H34ZM42 115V116H41ZM53 115V116H52ZM81 115H84V114H81ZM129 115H130V117H129ZM138 115V116H137ZM144 115H146V117L144 116ZM158 115V116H157ZM161 115V117H159ZM162 115H164L165 117H167V118H165L164 116H162ZM168 115L170 116L169 118H168ZM174 115V116H173ZM183 116V118L185 119V118H188L189 116H191V117H189V118H192V120L191 119H186L187 120V122L186 121H184V119L181 117V119L184 121H180L181 119L180 118H178V116ZM188 117H187V116ZM194 115V116H193ZM201 115V116H200ZM231 115V116H230ZM10 116V117H9ZM33 116V117H32ZM46 116V117H45ZM48 116H50V118H52V119H50ZM67 116H68V118H67ZM69 116H73L72 117V119H71V117H69ZM75 116V117H74ZM77 116V117H76ZM124 116H125V118H124ZM153 116V117H152ZM185 116V117H184ZM211 116V117H210ZM226 116V117H225ZM234 116V117H233ZM14 117H17V118H14ZM21 117V118H20ZM28 117H31L30 118V120H31V122H29V123H27V121H29V118ZM43 117H44V119L45 118H47V120L48 119H50V120H48L49 122L47 123L48 125L47 126H45V125H42V127H44V131H43V129H39V128H41L40 127V124L41 123H39L41 120H44L43 119ZM55 119H54V118ZM102 117H104V118H102ZM106 117V118H105ZM113 117V118H112ZM118 117L120 118V119H118ZM137 117V118H136ZM158 117V118H157ZM162 117H163V119H166L167 121H165L164 120V127L162 126V127H160L159 129L164 133H161L160 132V134H161V136L164 138H162L163 139V141H165L166 142V138H167V145H166V143H165V149L167 148V150L168 151H166V150H164V148L161 150L160 149V151H158V152H156L157 150H159L157 147H155V151L154 152H146V153H144V154H146V156L144 155V154H142L141 153V155H144L145 157H146V160H145V158H144V156H143V158H144V160L142 161V160H140V158H141V156H139V158H138V154H139V151H137V152H135V151H133V150H135L134 148H136V146L134 145L135 143L137 144V142H141L143 139H141L142 137H140V136H142L143 134L142 133H146L148 130L147 129H149L150 127H151V125L153 124V126H155V125H157V126H160V124H162V122H161V119H162ZM175 117V118H174ZM196 118V120L197 119H201L202 118V120H200V122L199 121H196L195 119H193V118ZM207 117V118H206ZM210 117V118H209ZM225 117V118H224ZM232 117V118H231ZM235 117H236V119H235ZM239 119H238V118ZM241 117V118H240ZM245 119V121L241 124V125H236V124H238V122L240 121V119L241 120H244L243 118ZM12 118V119H11ZM23 118H24V120H23ZM35 118V119H34ZM37 118V119H36ZM40 118V119H39ZM75 118V119H74ZM84 118H85V120H84ZM87 118H89V116L87 117ZM108 118V119H107ZM145 120H144V119ZM153 118V119H152ZM158 119L159 120V118H160V120H159V122H160V124H159V122L157 123V122H154V119ZM204 118V119H203ZM214 118V119H213ZM1 119V118H0ZM60 119V120H59ZM62 119V120H61ZM68 119H70V121L68 120ZM97 119V121H95ZM111 119V120H110ZM132 119H134V120H132ZM142 119V120H141ZM149 119V120H148ZM170 119H172V120H170ZM228 119H230V122H227V121H229ZM233 120V122H232V120ZM238 119V120H237ZM21 120V121H20ZM23 120V121H22ZM34 120V121H33ZM36 120H38V121H36ZM40 120V121H39ZM54 120H55V122H54ZM64 120V121H63ZM66 120H68L71 124H72V127H69V125H70V123L68 122L67 124L65 123V121ZM73 120H75V121H73ZM76 120H77V123L79 124H76L75 122H76ZM100 120V121H99ZM102 120V121H101ZM119 120H120V122L122 123H120L119 122ZM145 121V123H146V120H148L147 121V123H146V125H145V123H143L144 121ZM153 120V121H152ZM170 121V124H168L169 123V121ZM178 120V121H177ZM207 120V121H206ZM217 120V121H216ZM227 120V121H226ZM235 120H237L236 122H235ZM1 121V120H0ZM7 121V122H6ZM11 121V122H10ZM13 121V122H12ZM52 121H53V123H52ZM56 121H58L57 123H56ZM62 121V123L60 124V122ZM73 123H75V124H73ZM82 121V122H81ZM84 121V122H83ZM99 121V122H98ZM104 121H106V122H104ZM109 121H113V122H109ZM115 121H117V122H115ZM156 121V120H155ZM163 121V120H162ZM174 121V122H173ZM190 121V122H189ZM196 121V122H195ZM203 121V122H202ZM213 123V121H216V122H214V124H215V126H213L212 125V123ZM224 121H225V123H224ZM249 121H250V118H249ZM5 122H6V124H5ZM8 122H10V125H9V123ZM15 122H16V124H15ZM24 122H26V123H24ZM34 122V123H33ZM43 122V121H42ZM67 122V121H66ZM88 124H86V123ZM93 122V123H92ZM102 122V123H101ZM118 122L120 123L119 125H118ZM130 122V123H129ZM134 122V123H133ZM137 122V123H136ZM150 122V123H149ZM157 123V124H155L154 125V123ZM165 122H168L166 125H165ZM177 124H176V123ZM188 124H186V123ZM189 122V123H188ZM193 122H195V123H193ZM31 123V124H30ZM38 124V126L36 125H33V124ZM44 123H46V122H44ZM52 123V124H51ZM54 123H56V124H54ZM58 123H59V125H61L60 127L61 128H59L58 127ZM63 123L64 124H66L65 126H67V127H65L64 125H63ZM82 125H81V124ZM95 123L98 125V124H100L99 126H96L95 125ZM111 124V126H107V125H109V124ZM113 123H116L115 124V126H114V124ZM136 123V124H135ZM140 123H142V124H140ZM149 123V124H148ZM152 123V124H151ZM172 123V124H171ZM184 123V124H183ZM199 123V124H198ZM209 123V124H208ZM217 123H218V125H217ZM227 123H231V125H232V123H233V127L231 128V126L230 125H228ZM5 124V125H4ZM8 124V125H7ZM13 126H12V125ZM26 124H28V125H30L31 127V130H29L28 131V126H26ZM56 126L57 125V129H56V127L54 126V125ZM94 124V125H93ZM104 124V127L102 126ZM129 124V125H128ZM134 124V125H133ZM151 124V125H150ZM180 124H182V125H180ZM204 124V125H203ZM240 124V123H239ZM7 125V126H6ZM15 125V126H14ZM53 127H52V126ZM85 125V127L83 128V126ZM91 127H90V126ZM92 125L94 126V127H92ZM141 125V126H140ZM149 125H150V127H149ZM175 125V126H174ZM179 125V126H178ZM187 125V126H186ZM192 125H193V127L194 128H192L191 129V127H192ZM209 125V126H208ZM210 125H211V127H210ZM226 125V126H225ZM243 125V126H242ZM15 127V128H17L16 130L18 131V130H20V131H22V132H27V134H28V136H27V134L26 133H22V132H20L19 131V133L20 134H23V135H21V136H23V138L20 136V134L18 133V132H16V130H10V127ZM63 126V127H62ZM71 126V125H70ZM74 126H75V128H74ZM82 126V128L80 129V127ZM101 126V127H100ZM120 126V127H119ZM125 126H127V128H124ZM131 126V128H133V129H131V128H129ZM139 126V127H138ZM157 126H155V127H157ZM168 127L169 128V126H171L169 129L170 130H168L166 127ZM178 126V127H177ZM185 127V131H184V128L183 127ZM189 126V127H188ZM205 126V127H204ZM214 128H213V127ZM3 127H6V128H3ZM22 127H24L26 130H24V128L22 129ZM27 127V128H26ZM36 127V128H35ZM50 127V128H49ZM78 127V128H77ZM89 127V128H88ZM100 127V128H99ZM108 127H114L113 129H114V131L111 129V131L112 132H110V129L108 128ZM141 127V128H140ZM148 127V128H147ZM174 127V128H173ZM180 127H181V129H180ZM200 127H202V128H200ZM224 127V128H223ZM227 129H226V128ZM228 127H230V128H228ZM236 127V128H235ZM3 128V129H2ZM20 128V129H19ZM29 128V129H30ZM32 128H34V129H39V130H32ZM71 128H73L72 130H71ZM91 128V129H90ZM95 128H98L97 129V131H95L94 133L96 134H93L92 132V134L93 135H95L96 137H98V139H96L93 135H92V138H93V140H94V138L96 139V140H98L97 142H99V143H97V142H95L96 144H99V147H98V145H95V144H91V142H94V141H92L91 140V142L89 143L88 142V144L93 148V145L96 147H98V149H100V151H99V154L100 153H105L106 155H103V156H107V154L109 155V156H107V157H109L107 160H105V161H103L102 162V160L101 161H99L98 159H97V161H94V160H96V159H93V160H90L91 159V156L89 155L90 154V150H92V149H90V147L88 146V144H86L83 140H84V137L87 135V134H85V132L87 131V130H89V131H93L92 129H95ZM102 128V129H101ZM104 128L105 129H108V130H104ZM119 128H122L120 131L118 130ZM136 128V129H135ZM143 128H144V132H143ZM147 128V129H146ZM154 127H152L151 129H153ZM158 128V127H157ZM162 128V129H161ZM164 128H166V129H164ZM173 128V129H172ZM178 128V129H177ZM188 128H190V129H188ZM200 128V129H199ZM219 128V129H218ZM220 128H222V129H220ZM51 129V130H50ZM54 129V130H53ZM58 129H60V130H58ZM63 129V130H62ZM77 129V130H76ZM81 130V132H82V130L83 131H85L84 133L82 132L81 134H80V136L78 135L80 132V130ZM84 129H86V130H84ZM124 129V130H123ZM151 129H149L150 131H151ZM155 129V131H156V128H154ZM153 129V130H154ZM182 129H183V132H181L182 131ZM197 129H198V131H197ZM213 129V131H211ZM214 129H217V130H219L221 133H220V135L217 133V132H219V131H217V130H214ZM6 130V131H5ZM7 130L8 131H10V132H13V133H9L8 134V132H7ZM57 130V131H56ZM68 130V131H67ZM72 132H70V131ZM77 132H79L77 135H76V133H75V131ZM96 130V129H95ZM103 130V131H102ZM118 130V131H117ZM126 130V131H125ZM128 130V131H127ZM134 130H135V132L136 133H134ZM138 130V131H137ZM152 130V131H153ZM158 130V129H157ZM159 130V131H160ZM164 130V131H163ZM165 130H168L167 132L169 133H167V132H165ZM171 130H173V131H171ZM178 130H179V132H178ZM181 130V131H180ZM192 130V131H191ZM222 130H224V131H222ZM3 131V132H2ZM31 131V132H30ZM41 131H42V133H41ZM47 131V132H46ZM55 131V132H54ZM65 131V132H64ZM67 131V132H66ZM105 131V132H104ZM130 131H132L133 132V134H132V132H130ZM150 131H149V133H147V134H145V136L146 135H148V139L147 138H144V139H146L145 140V142L146 143H148L147 141H149V136H150ZM151 131V132H152ZM187 131V132H186ZM189 131H190V133H189ZM217 131V132H216ZM228 131V132H227ZM258 131H260V133H262L263 131H261V130H258ZM258 131H256L257 133H258ZM15 132V133H14ZM39 132V133H38ZM44 132H45V134H44ZM51 132V133H50ZM63 132V133H62ZM70 132V133H69ZM101 132V133H100ZM115 132H117V133H115ZM127 134H126V133ZM130 132V133H129ZM137 132H141L140 134H138ZM185 132V133H184ZM226 132V133H225ZM5 133V134H4ZM7 133V134H6ZM18 133V134H17ZM37 134V135H35L34 136V134ZM53 133H55L56 135H57V133H59L58 134V136H56L55 134H53ZM67 133H69V135L70 136H73V137H69L68 136V134ZM108 133V135H106ZM110 133V134H109ZM165 133H167V135L165 134ZM175 134V137L173 136L174 134ZM209 133V134H208ZM212 133V134H211ZM257 133H256V135L255 136H257ZM13 134H15V135H13ZM31 134H33V135H31ZM46 134H47V136H46ZM48 134L50 135V138L49 139H46V137H49L48 136ZM53 134V135H52ZM63 134V135H62ZM66 134V135H65ZM73 134V135H72ZM82 134H84L85 136L83 137V136H81ZM100 134H102V135H100ZM103 134H105V135H103ZM112 134V135H111ZM113 134H114V136H116V137H114L113 136ZM115 134H117V135H115ZM118 134H120V135H118ZM122 134V135H121ZM126 134V135H125ZM135 134V135H134ZM138 134V135H137ZM153 134V133H152ZM152 134H151V136H152ZM155 134H158V138L160 139V137H159V133H158V131H157V133H155ZM153 135V136H156V135ZM173 134V135H172ZM183 136H182V135ZM186 134L188 135V136H186ZM212 135V137H213V135L215 134V137H216V135L218 134V136L217 137H219L218 139H217V137L216 138H212V140H211V138H209L208 137V139H207V136L206 135H208V136H210L211 137V135ZM223 134V135H222ZM5 135V136H4ZM6 135H7V137H6ZM10 135L12 136V137H10ZM20 137H19V136ZM31 137H30V136ZM40 136V137H37V136ZM134 135V136H133ZM165 137H164V136ZM193 135V136H192ZM200 135V136H199ZM204 135V136H203ZM224 135H226V136H224ZM259 135V134H258ZM6 137L5 138V140L4 139H2V137ZM25 136V137H24ZM34 138H33V137ZM43 138H42V137ZM62 137V140H61V137ZM74 136H76V137H74ZM129 136V139H130V137H132L133 138V140L134 139H136L135 141H133V140H131V141H129V139L128 138H125V137H128ZM136 136H137V138H136ZM138 136L140 137V138H138ZM144 136V137H145ZM167 136H169V138L167 137ZM176 136L178 137V141H176ZM195 136V137H194ZM220 136H221V139H222V141L221 140H219L220 139ZM224 136V137H223ZM250 136H253V135H249V137ZM16 137H18V138H21V139H18L17 140V138ZM27 137H29V138H27ZM45 137V138H44ZM67 137L68 138V140H66L65 138ZM83 137V139H81V138ZM88 136H86V138H87ZM106 138V140H105V138ZM111 137V138H110ZM123 138V139H121V138ZM135 137V138H134ZM172 137V138H171ZM184 137H186L185 139H184ZM190 137V138H189ZM226 137V138H225ZM254 137V136H253ZM31 138V139H30ZM52 138V139H51ZM59 138V139H58ZM85 138V140H87ZM101 140H100V139ZM102 138H104V139H102ZM113 138V139H112ZM131 138V139H132ZM151 138V140L153 141V142H151V140H150V142L148 143V144H151V148H150V150L156 145L155 143H156V141L154 142V140H158V138L157 139H154V138H156V137H150ZM154 140H153V139ZM175 138V139H174ZM181 138V139H180ZM192 138V139H191ZM198 138H200V139H198ZM203 138V139H202ZM11 139V141L14 139L15 140V142H16V140H17V142L16 143H20V142H22V141H27V142H23L24 143V145L22 144V143H20L21 145H20V147H18L19 145H16L15 143H14V141H12L11 143L9 142V140ZM25 139V140H24ZM45 139V140H44ZM89 139H90V137H89ZM87 140V141H90V140ZM112 139V140H111ZM119 139V142L118 143H114V142H117V140ZM121 139V140H120ZM125 139V140H124ZM126 139L128 140V143H127V141H126ZM137 139H140V140H137ZM172 142H170L169 140ZM187 139V140H186ZM193 139H195L196 141H194ZM215 140V142H213L214 140ZM218 140V142H220V143H218V142H216L217 140ZM3 140L5 141V142H7V144H4L5 142H3ZM64 140V142H62ZM74 140V141H73ZM105 140V142L103 143L102 141H104ZM110 142H108V141ZM113 140H116V141H113ZM124 140V141H123ZM173 140H175L176 141V143H178V146H175V145H177V144H175L174 142H173ZM183 141V140H185L184 141V143H182L181 141ZM205 140V141H204ZM33 141V142H32ZM44 141V142H43ZM46 141H48V143L46 142ZM61 141V142H60ZM65 141H66V143H65ZM68 141V142H67ZM70 141H72V142H70ZM77 141H79V142H77ZM83 141V142H82ZM113 141V142H112ZM126 141V142H125ZM144 141V140H143ZM199 141H203V143L202 142H200L199 143ZM10 143V145H9V143ZM41 142V143H40ZM43 142V143H42ZM101 142V143H100ZM124 142V143H123ZM135 142V143H134ZM139 142V143H140ZM145 142H144V145H146L145 144ZM170 142V143H169ZM190 142H194L193 144L192 143H190ZM209 142V143H208ZM225 142V143H224ZM1 143H3L4 145H2ZM31 144V143H33V144H31V146L33 145V146H35L36 145V143L38 144V145H36L35 147H36V150H35V148L32 146V148H34V150L28 145V144ZM49 145H47V144ZM67 143H70V144H67ZM77 145H76V144ZM108 145H107V144ZM121 144L122 143V145L126 148L130 143H132L131 145L132 146H134V147H132L133 148V150H132V153H129V157H128V155H126L128 158H126L125 159V157H124V160H123V162H122V160L121 161H117V159H116V161L115 160H113L114 162H112V159H110V157H111V153H115L114 151H116V149L117 148H119V147H122V145H118V144ZM127 143V144H126ZM188 143V144H187ZM209 145H208V144ZM215 143V144H214ZM217 143V144H216ZM224 143V144H223ZM11 144H13V145H11ZM15 144V145H14ZM25 144H27V145H25ZM83 144L84 146H81V145ZM100 144H103V145H100ZM113 145V148L111 147L112 145ZM116 144V145H115ZM124 144H126V145H124ZM168 144H169V146H168ZM180 144H181V146H180ZM185 144V145H184ZM187 144V145H186ZM190 144V145H189ZM201 145V151L199 150V145ZM206 144V145H205ZM23 145V146H22ZM66 145V146H65ZM70 147V145H71V147H70V149L68 148V146ZM74 145H76V146H74ZM80 145V146H79ZM87 145V146H86ZM105 145L107 146L106 148H105ZM111 145V146H110ZM115 145V146H114ZM143 145V144H142ZM143 145V146H144ZM154 145V146H153ZM184 145V146H183ZM216 145V146H215ZM222 147H221V146ZM226 147H225V146ZM5 146H8V147H10V148H12L13 150L11 151L12 153H14L15 152V149H16V152H18V155L16 156V154H15V156L14 155H12V153L10 152V150L11 149H9L8 148V151L6 150L7 149V147H5ZM16 146V148L14 149V147ZM24 146H27V148H28V151H27V149H26V147H24ZM48 146V147H47ZM59 146V147H58ZM101 146H104V147H101ZM109 146V147H108ZM130 146V145H129ZM128 146V147H129ZM147 146V145H146ZM171 146V147H170ZM172 146H173V148H172ZM191 146V147H190ZM195 146V147H194ZM199 146V147H198ZM209 146V147H208ZM255 146V147H254ZM30 147V148H29ZM52 147V148H51ZM85 147H86V149H85ZM94 147V148H95ZM110 147H111V149H110ZM115 147H117V148H115ZM131 147V146H130ZM176 147V148H175ZM185 147V148H184ZM207 147V148H206ZM51 150H50V149ZM78 148V149H77ZM80 148L82 149V150H80ZM90 150H89V149ZM93 148V149H94ZM102 148L104 149H106V150H110L109 152L108 151H106L105 149L102 151ZM108 148V149H107ZM132 148H130V149H132ZM170 148V149H169ZM191 148V149H190ZM196 149V151L197 150H199V151H195V149ZM203 148V149H202ZM213 148V149H212ZM223 148V149H222ZM243 148V147H242ZM2 149H4V151L2 150ZM18 149V150H17ZM21 149L22 150H24V151H21ZM113 149H115V150H113ZM127 149V148H126ZM136 149H138V148H136ZM176 149V150H175ZM183 149V150H182ZM194 149V150H193ZM210 149H211V151H210ZM218 151H220V152H218ZM224 149H226V150H224ZM228 149H229V151H228ZM238 149H240V150H238ZM26 150V151H25ZM31 150V151H30ZM38 150V151H37ZM68 150V151H67ZM75 150H76V152H75ZM86 150V151H85ZM149 150V149H148ZM154 150V148L151 150V151H153ZM170 150V151H169ZM176 152H175V151ZM191 150H193V151H191ZM224 150V151H223ZM234 150H238V152L236 151V153L237 154H235L234 152H231V151H234ZM242 150V151H241ZM14 151V152H13ZM33 151H35V153L33 152ZM41 151V152H40ZM112 151V152H111ZM131 151V150H130ZM161 151H163V153H164V151H166L164 154H162V152ZM171 151H173L174 152V154H173V152H171ZM188 151H191V152H188ZM204 151V152H203ZM206 151V152H205ZM210 153H209V152ZM10 152V153H9ZM21 152V153H20ZM24 152V153H23ZM25 152H26V154H25ZM33 152V153H32ZM39 152V154H37ZM58 152V153H57ZM63 152V153H62ZM68 152V153H67ZM81 152V153H80ZM87 152H89L88 154H85V153H87ZM135 152V153H134ZM169 152V153H168ZM195 152V153H194ZM202 154L203 156H201L200 154ZM215 154V155H213V153ZM227 152V153H226ZM242 152V153H241ZM43 155H42V154ZM56 153V154H55ZM76 153V154H75ZM84 154V156H83V154ZM110 153V154H109ZM135 155H134V154ZM136 153H138L137 154V156H136ZM147 153H149V155L147 154ZM152 153V154H151ZM154 153V154H153ZM158 153H161V154H158ZM183 153H185L186 155H184ZM197 153V154H196ZM203 153H208L207 155H205V154H203ZM244 153H247L246 155L248 156V157H246V158H248V159H242V158H244L246 155H244V157H240L239 156V154L240 155H242V154H244ZM9 154H10V156H9ZM19 154H20V156H19ZM25 154V155H24ZM41 154V155H40ZM50 154V155H49ZM64 154V155H63ZM70 154V155H69ZM79 154V155H78ZM81 154V155H80ZM132 154V155H131ZM179 154H180V159H179V157H177V155L179 156ZM193 154H194V157H193ZM211 154V156H209ZM7 155V156H6ZM33 155V156H32ZM37 155H39V157L37 156ZM55 155V156H54ZM60 155V156H59ZM76 155V156H75ZM101 155V154H100ZM149 157H148V156ZM151 155V156H150ZM153 155H157V156H153ZM158 155H159V157H158ZM163 156V157H161V156ZM168 155V156H167ZM200 155V156H199ZM226 155V157H224ZM228 155H231V156H228ZM235 155V156H234ZM239 156L238 158H237V156ZM250 155V156H249ZM9 156V157H8ZM12 156V157H11ZM29 158H28V157ZM41 156V157H40ZM42 156H44V157H42ZM49 156L52 158V160H50L49 159ZM103 156H101V157H103ZM114 156V155H113ZM131 156V157H130ZM133 156V157H132ZM169 156H171V157H169ZM196 156V157H195ZM220 156V157H219ZM223 156V157H222ZM233 156V157H232ZM16 157H17V159L18 160H20V161H22V162H19L17 159H16ZM19 157V158H18ZM26 157H27V159H26ZM33 157V158H32ZM38 159H37V158ZM46 157V159L44 160V158ZM79 157V158H78ZM85 159V162H83L84 160L82 159ZM84 157H86V158H84ZM90 157V158H89ZM93 157H94V154H93ZM107 157H105V159L107 158ZM135 157H137V159L135 158ZM155 157H157V158H155ZM175 158L174 160H173V158ZM186 159H185V158ZM192 158L193 159V161H192V159H190V158ZM201 157H202V159H201ZM208 157L210 158V159H212V160H210V159H208ZM8 158L10 159V160H8ZM14 159V161H13V159ZM20 158H22V159H20ZM25 158V159H24ZM40 158H43V159H41V160H43V161H41V160H39ZM48 158V159H47ZM89 158V159H88ZM96 158V157H95ZM130 158V159H129ZM160 158H161V162H160ZM165 158H167V159H165ZM187 158H189V160L187 159ZM207 158V159H206ZM218 158V159H217ZM219 158H221V159H219ZM110 159V161L108 162V160ZM130 160L131 162H129L128 160ZM136 159V161H134ZM139 159V160H138ZM142 159V158H141ZM149 159H150V161H153V159H155L154 160V163H155V165H154V163L153 162H150L149 161ZM158 159V160H157ZM163 159H165V160H163ZM182 159V161H179V160H181ZM201 159V161H199ZM235 159V160H234ZM8 160V161H7ZM16 160H17V162H16ZM30 160V161H29ZM32 160V161H31ZM38 160H39V162H38ZM49 160V161H48ZM69 160V161H68ZM82 160V161H81ZM90 160V161H89ZM103 160H104V157H103ZM125 160H126V163H125ZM157 160V161H156ZM220 160V161H219ZM231 160V161H230ZM10 161V162H9ZM25 161H26V163H25ZM34 161H37V162H34ZM68 161V162H67ZM133 161H134V163H133ZM166 161V162H165ZM170 163H169V162ZM178 161L179 162V164H178V162L176 163V162ZM185 161V162H184ZM189 161H190V163H189ZM205 161H208V162H210V163H208V162H205ZM244 163H243V162ZM87 162H88V164H87ZM90 162V163H89ZM92 162H93V164H92ZM97 163V165H99V166H97L95 163ZM105 162H107V164L105 163ZM116 162H118V163H116ZM127 162H129V163H131V164H129V163H127ZM137 162H139L140 164H139V166H137L138 165V163ZM143 162V163H142ZM148 162H149V164H148ZM158 162V163H157ZM162 162H165V163H162ZM173 162H174V164H173ZM182 162H184L183 164H182ZM193 162V163H192ZM194 162H195V164H194ZM203 162V163H202ZM213 162V163H212ZM222 162V163H221ZM239 162H240V164H239ZM242 162V163H241ZM11 163V164H10ZM13 163H14V165H13ZM22 163V166L20 165L19 166V164H21ZM26 165H25V164ZM35 163H36V165H35ZM71 163V164H70ZM101 165H100V164ZM105 163V164H104ZM108 163L109 164H111V165H108ZM116 163L117 165H115V166H113L114 164ZM169 163V164H168ZM175 163H176V165H175ZM186 163V164H185ZM188 163V164H187ZM205 163V164H204ZM206 163H208V164H206ZM245 163H246V165H245ZM251 163V162H250ZM8 164H10V165H12V166H10V165H8ZM18 164V166L22 169V170H24L22 167H24V165L25 166H29V167H25V170L26 171H29V173H25L24 171H22V170H20V171H22V172H24V174H25V178L23 177L24 176V174H21L22 172H20L19 173V169H17L18 168V166H15V165H17ZM38 164V165H37ZM42 164V168H40L41 165ZM66 164V165H65ZM119 164L121 165V166H119ZM128 164H129V166H128ZM143 166H142V165ZM159 165L160 164V166H162V167H160V166H157V165ZM198 166H200V167H198ZM204 166H203V165ZM210 164V165H209ZM241 165V166H238V165ZM7 165V166H6ZM55 165V166H54ZM79 165V166H78ZM90 165H92V167H89ZM93 165H95V166H97V167H95V166H93ZM104 165V167H102ZM146 165V166H145ZM165 165V166H164ZM169 165V166H168ZM179 165V166H178ZM191 165H192V168H190L191 167ZM195 165V166H194ZM207 165V166H206ZM212 165V166H211ZM234 165V166H233ZM36 166V167H35ZM40 166V167H39ZM67 166V167H66ZM85 166V167H84ZM87 166V167H86ZM111 166V167H110ZM118 166V167H117ZM122 166H124L123 168H122ZM135 167V169L133 170L132 168H134ZM150 166V167H149ZM173 166H175V167H173ZM190 166V167H189ZM193 166L195 167L194 169H193ZM209 166V167H208ZM231 166V167H230ZM6 167H8V168H6ZM12 167V168H11ZM16 167V168H15ZM34 167V168H33ZM69 167V168H68ZM77 167L79 168V170H77ZM99 167V168H98ZM102 167V168H101ZM107 167V168H106ZM127 167H128V169H127ZM152 167V168H151ZM164 167V168H163ZM180 167V168H179ZM196 167H197V169H196ZM205 167V168H204ZM208 167V168H207ZM229 167V168H228ZM233 167V168H232ZM237 167H239V168H237ZM10 168V169H9ZM28 170H27V169ZM62 168H63V170H62ZM71 168V169H70ZM73 168V169H72ZM76 168V169H75ZM81 168V169H80ZM87 168V169H86ZM89 168V169H88ZM92 168V169H91ZM95 168V169H94ZM131 168V169H130ZM145 169V170H143V169ZM147 168V169H146ZM150 168V170H148ZM155 168V169H154ZM159 168V169H158ZM170 168V169H169ZM171 168H172V170L174 171H176V170H179V171H177V172H173V171H171ZM175 168V169H174ZM179 168V169H178ZM189 168V170H191V171H189V173H188V175H187V173L185 174L184 173V171L185 172H187L186 170ZM243 168V169H244ZM2 169V170H1ZM3 169H5V170H3ZM17 169V170H16ZM32 169H33V171H35L36 169H38V170H36L34 173H36L35 175H34V177H33V175L32 174H34L33 173V171H32ZM47 170V171H43V170ZM52 169V170H51ZM57 169V170H56ZM65 169V170H64ZM82 169H83V171H82ZM104 169V170H103ZM121 169V170H120ZM125 169H126V171H125ZM139 171H138V170ZM141 169V170H140ZM157 169V170H156ZM166 170V171H163V170ZM202 169V170H201ZM203 169H204V171H203ZM235 169H238V171H236ZM10 170V171H9ZM75 170V171H74ZM77 170V171H76ZM130 170V171H129ZM136 170H137V172H136ZM170 170V171H169ZM195 170L197 171V172H195ZM200 170V171H199ZM7 171V173L6 174H8L9 176H7V175H5L4 173ZM9 171V172H8ZM12 171H18V174L16 173V174H14V172H12ZM41 171V172H40ZM50 171V172H49ZM58 171V172H57ZM59 171H61V172H59ZM64 171H65V174L66 175H64L63 173H64ZM72 171V172H71ZM79 171V172H78ZM95 171V172H94ZM102 171H104V172H102ZM111 171V172H110ZM123 171H124V173H123ZM202 171V172H201ZM12 172V174L10 175V173ZM37 172H39V174H37ZM44 174H43V173ZM47 172V173H46ZM57 173V174H53V173ZM73 172H75V173H73ZM81 172V173H80ZM84 172V173H83ZM129 172V173H128ZM134 173V175H133V173ZM159 172V173H158ZM180 172V173H179ZM183 172V173H182ZM191 172H193V173H191ZM200 172H201V174H200ZM203 172H204V174H203ZM218 172V173H217ZM60 173H61V175H60ZM117 173V174H116ZM128 173V174H127ZM145 173V174H144ZM161 175V177H159V175ZM163 173V174H162ZM21 174V176H18V175H20ZM26 174H28V176L26 175ZM30 174H31V176H30ZM46 174V176H44ZM50 174V175H49ZM63 174V175H62ZM72 174V175H71ZM74 174H76V175H74ZM109 174V175H108ZM113 176H112V175ZM121 174V175H120ZM123 174V175H122ZM127 174V175H126ZM152 174V175H151ZM156 174V175H155ZM165 174H166V176H167V178H166V176H165ZM171 176H170V175ZM173 174V175H172ZM183 176H182V175ZM16 175V176H15ZM118 175V176H117ZM132 175V176H131ZM154 175H155V177H154ZM176 175V176H175ZM210 175H212V176H210ZM2 176V177H3ZM11 176V177H10ZM39 176V177H38ZM59 178H58V177ZM86 176V177H85ZM115 176V177H114ZM150 176V177H149ZM153 177V179H152V177ZM182 176V177H181ZM186 176H187V178H186ZM15 178V180L17 181H15L16 183H14L15 185H12L13 183H10V182H12V181H14V179H12V178ZM17 177V178H16ZM27 177H28V179H27ZM34 178V180H33V178ZM42 177V178H41ZM65 177V178H64ZM91 177V178H90ZM98 177V178H97ZM128 177V178H127ZM141 179H140V178ZM158 177V178H157ZM178 177V178H179ZM7 178V179H6ZM9 178H11V180H8ZM18 178H22V180L21 179H19L18 180ZM71 178H72V180H71ZM135 178H137V179H135ZM161 180H160V179ZM177 178V179H178ZM203 178V179H204ZM219 178V179H218ZM25 179V180H24ZM27 179V180H26ZM96 179V180H95ZM131 179V180H130ZM156 179V180H155ZM164 179H166V180H164ZM176 179V180H177ZM202 179V178H201ZM212 181H211V180ZM29 180V181H28ZM127 180V181H126ZM129 180V181H128ZM155 180V181H154ZM159 180V181H158ZM207 180V181H206ZM215 182H214V181ZM10 181V182H9ZM73 181H75V182H73ZM94 181H95V183H94ZM108 181V182H107ZM152 181V182H151ZM160 181H161V183H160ZM167 181V182H166ZM172 181V180H171ZM175 181V180H174ZM173 181V182H174ZM191 181V182H192ZM209 181V182H208ZM2 182V183H1ZM4 182V183H3ZM7 182H9V184L7 183ZM22 182V183H21ZM74 184H73V183ZM125 182V183H124ZM148 182V183H147ZM152 184H151V183ZM156 182H158L159 183V185H158V183H156ZM177 182H178V180H177ZM220 182V183H219ZM18 183H19V186H18ZM23 184L22 186H21V184ZM75 183L76 184H78V185H75ZM98 185H97V184ZM165 183H167L165 186H164V184ZM207 183H209V184H207ZM219 183V184H218ZM4 184V185H3ZM81 184V185H80ZM100 184V185H99ZM106 184H107V186H106ZM123 184V185H122ZM163 184V185H162ZM7 187H6V186ZM12 187H10V186ZM16 185H17V187H19V188H17L16 187ZM80 185V186H79ZM83 185V186H82ZM84 185H86L85 187H84ZM93 185H97L96 187L95 186H93ZM115 185V186H114ZM117 185V186H116ZM217 185H219V187L217 186ZM226 184L224 183V185L222 186V188L225 186ZM5 188H8V189H5ZM69 186H70V188H69ZM72 186V187H71ZM77 186V187H76ZM87 186H88V188H87ZM204 186V187H205ZM208 186V187H207ZM16 187V188H15ZM75 187V188H74ZM80 187V188H79ZM84 187V188H83ZM92 187H94V188H92ZM145 187V188H144ZM151 187V188H150ZM164 187H166V188H164ZM2 188V189H1ZM72 188V189H71ZM80 189L79 190V192H78V189ZM87 188V189H86ZM92 188V189H91ZM140 188V189H139ZM157 188V189H156ZM203 188V187H202ZM220 188L218 189V190H220ZM260 188V187H259ZM5 189V190H4ZM60 189V190H59ZM69 191H68V190ZM76 189V191H73V190H75ZM81 189H82V191H81ZM147 189V190H146ZM149 189V190H148ZM151 189V190H150ZM261 189V188H260ZM259 189V190H260ZM137 190V191H136ZM143 190V191H142ZM163 190H165V191H163ZM257 191V188H255L250 194H253V192H254V194H253V196H251V195H249V197L247 198V199H249L248 200V202L252 199V198H254V196H256L257 194H260V193H257V194H255V192ZM262 190H264L263 188H262ZM262 190H260V191H258V192H261ZM71 191L74 193V195L71 197L70 195H72L73 193H71ZM136 191V192H135ZM145 195H143L141 192ZM155 191V192H154ZM160 191V192H159ZM4 192V193H3ZM70 193V195H69V193ZM77 192V193H76ZM81 192V193H80ZM129 192V193H128ZM162 192V193H161ZM163 192H165V193H163ZM219 192V191H218ZM13 193V194H12ZM80 193V194H79ZM136 193V194H135ZM161 194V196H160V194ZM215 193H217V192H215ZM214 193V195H216ZM241 196H245L244 194H245V191H241V192H238ZM237 193V194H238ZM242 193H244V194H242ZM262 193V192H261ZM147 194V195H146ZM203 194V193H202ZM218 194V193H217ZM236 194V195H237ZM79 195V196H78ZM82 195V196H81ZM125 195V196H124ZM157 195V196H156ZM159 195V196H158ZM204 195H205V192H204ZM240 195H238L239 197H237V198H240L241 196ZM127 196V197H126ZM137 196V197H136ZM143 196V197H142ZM146 196H148L147 198H146ZM155 196L157 197L156 199H155ZM252 198H251V197ZM13 197V198H12ZM70 197V198H69ZM114 197V198H113ZM124 197V198H123ZM125 197H126V199L128 200H126L125 199ZM154 197V198H153ZM161 197V198H162ZM164 197H166V196H164ZM163 197V198H164ZM3 198V199H2ZM88 198V199H87ZM142 198V199H141ZM149 198H151L150 199V201H152L151 203H153V204H151L150 203V205H148L149 204ZM163 198H162V200H163ZM245 198V197H244ZM243 198V199H244ZM2 199V200H1ZM70 199H71V201H70ZM111 199V200H110ZM113 199V200H112ZM120 200V201H118V205H117V200ZM123 199V200H122ZM132 199H133V201H132ZM141 199V200H140ZM145 200L146 202H145V204H146V207H145V204H144V202L142 201V200ZM152 199H154V200H152ZM166 199L167 198H164V200L166 201ZM242 198H240V200L239 199H236V201H238L239 202V205H240V201H241V203H242V200H241ZM11 200V201H10ZM124 200H126L127 202H125ZM134 200H136V201H134ZM148 200V201H147ZM161 200V201H162ZM14 201V202H13ZM18 201V202H17ZM66 201H68L67 203H66ZM111 201V202H110ZM116 201V202H115ZM141 201V202H140ZM163 202L162 201V203H167V202ZM66 204H65V203ZM70 202H74V204L73 205H71L72 203H70ZM131 202V203H130ZM135 202V203H134ZM136 202H139V204H136ZM143 202V203H142ZM156 202V203H155ZM200 202V201H199ZM195 202V203H198V204H195V205H193L192 207V209H194L195 207H197V205H198V208H199V206L201 207V206H203V202ZM204 202L206 203V200H204ZM112 203V204H111ZM125 203V204H124ZM162 203H159V204H161L160 206H162L163 207V209H164V206H166L165 204L163 205ZM12 206H11V205ZM124 205L123 207H122V205ZM128 204V205H127ZM137 206V207H139L138 209L139 210H143V212L146 214H143L142 215V211H139L136 207H133V206H135V205ZM142 204V205H141ZM154 204H155V206H154ZM159 204H158V206H159ZM202 204V205H201ZM70 205V206H69ZM79 205V206H78ZM120 205V206H119ZM236 205H237V208L239 207V205H238V203L236 202ZM235 205V206H236ZM67 206H69V209H68V207ZM118 206H119V208H118ZM129 206V207H128ZM141 206V207H140ZM144 206V207H143ZM154 208H153V207ZM195 206V207H194ZM234 206V207H235ZM23 207H25V209L23 208ZM67 208V209H65V208ZM72 207V208H71ZM80 207V208H79ZM118 209H117V208ZM122 207V208H121ZM126 207H128V208H126ZM143 207V208H142ZM169 208H170V206H168ZM168 207H166V208H168ZM233 207V208H234ZM27 208H28V211H27ZM115 208V209H114ZM120 208H121V210L122 209H124V210H120ZM130 208V209H129ZM132 208H134V209H132ZM141 208V209H140ZM158 208V207H157ZM165 208V209H166ZM173 208V207H172ZM237 208H236V211L238 212V211H240V209L238 208V210H237ZM241 208V207H240ZM30 209V210H29ZM32 209V210H31ZM72 209V210H71ZM131 210L130 212H129V210ZM145 209V210H144ZM148 209V210H147ZM159 209H161V208H159ZM158 209V211H157V209H156V211H157V213L160 211ZM174 209V208H173ZM173 209H171V210H173ZM191 209V210H192ZM203 209H204V207H203ZM202 209V210H203ZM235 209V208H234ZM21 210V211H20ZM63 210L64 211H66V212H63ZM68 210V211H67ZM80 210V211H79ZM112 210H113V212H112ZM117 210V211H116ZM119 210V211H118ZM132 210H133V212H132ZM194 210H196V209H194ZM202 210H200V208H199V210L198 211H202ZM241 210H242V208H241ZM24 211V212H23ZM35 211H37L38 213H37V215H35L36 214V212ZM117 213H115V212ZM137 211H139V212H137ZM151 211H153V212H151ZM168 211H170V210H167V213H168ZM31 212H32V214H31ZM77 212H79V213H77ZM122 212H123V214H122ZM128 212V214H130V215H126V213ZM148 212H149V214H148ZM166 212V211H165ZM22 213H24V214H22ZM29 213V214H28ZM73 213V215H71ZM84 214L85 216H86V218H88V219H86L85 218V216H81L82 214ZM102 213H105V215L107 214V216L106 217H102L103 215H102ZM110 213V214H109ZM114 213V214H113ZM132 213H133V215H132ZM136 213H138L139 214V216L141 217H143L144 218V220H142L138 215H136ZM157 213H156V215H157ZM202 213V212H201ZM26 214L28 215L27 217H29L30 215L32 216V217H34L33 218V220H35V221H33V220H31L32 219V217L30 216V218H28V219H30L31 221H33V222H30L28 219H27V221H26ZM75 214H76V217H77V215H78V218H71V217H74L75 216ZM81 214V215H80ZM101 214V215H100ZM120 214V215H119ZM124 214H125V216H131L129 219L127 218V217H124ZM141 214V215H140ZM16 215H19L18 216V218H17V216H16V219H14L15 218V216ZM22 215H24V217L22 216ZM99 217H98V216ZM110 215V216H109ZM111 215H112V217H111ZM135 215L137 216V217H135ZM152 215V216H153ZM12 216V217H11ZM133 216V217H132ZM146 216H147V218H146ZM151 216V217H152ZM155 216V215H154ZM153 216V217H154ZM199 217H201L200 215H198ZM235 216H236V214H235ZM10 217V218H9ZM70 217V218H69ZM80 217V218H79ZM98 217V218H97ZM102 217V218H101ZM111 217V218H110ZM118 217H119V219L120 220H122L121 218L122 217H124L123 218V220L120 222V220L118 219ZM121 217V218H120ZM134 217H135V219H134ZM69 218V219H68ZM83 218H85V219H83ZM107 218V219H106ZM18 219V220H17ZM40 219V220H39ZM65 219V220H64ZM72 219H74L73 221H75L74 223H73V221H72ZM79 219V220H78ZM81 219H83V220H81ZM103 219H105L106 220V222H105V224H107V225H105L104 224V222H103ZM110 219H112L113 220V223H112V220H110ZM115 219H116V221H115ZM118 219V220H117ZM128 219V220H127ZM138 219H141V223L142 222H144L145 220H147V221H145L144 222V226L140 223V220H138ZM151 219V218H150ZM60 220V221H59ZM62 220H64V221H62ZM70 221V223H72V225L69 223V221ZM94 220H96L95 222H94ZM101 220V221H100ZM104 220V221H105ZM110 220V221H109ZM152 220H154L153 218L151 219V221ZM12 221H14V222H12ZM65 221H66V224H65ZM67 221H68V223H67ZM81 221V222H80ZM91 222L92 223V225L90 224V223H88V224H86V223H84V222ZM95 223V224H93V222ZM110 223H109V222ZM125 221V222H124ZM156 221V220H155ZM31 223V224H29V223ZM61 222H63V223H61ZM80 222V223H79ZM100 222H101V224H100ZM120 222V223H119ZM124 222V223H123ZM13 223V224H12ZM41 223V224H40ZM58 223L60 224V225H58ZM77 223V224H76ZM79 223V224H78ZM86 224V225H84V224ZM98 223H99V226H101V227H103L102 229L103 230H108V232L106 231V233H105V231H101L100 229H101V227H99L98 226ZM116 223H118L119 225H121V226H118ZM123 223V224H122ZM11 224H12V226H11ZM27 224V225H26ZM34 224V225H33ZM37 224H39L40 225V227H38L39 225H37ZM43 224H46L47 225V227H46V225L44 226ZM52 224H55V226L53 227L52 226ZM76 226V227H73L74 225ZM89 224H90V227H89ZM102 224H104V226L102 225ZM117 225V227H121L120 228V230H118V229H116L115 230V228H117L115 225ZM138 224H140V225H138ZM32 225L33 226H35L33 229H32ZM43 226V228H42V226ZM48 225H49V227H48ZM62 225H64V226H62ZM65 225H66V227L67 228H65ZM79 226V228H78V226ZM82 227H81V226ZM95 225H96V228H97V230L98 231H96V229H95ZM147 225V226H146ZM56 226H58L57 228H55ZM69 226V227H68ZM111 227V228H109V227ZM115 226V227H114ZM146 226V227H145ZM30 227H31V230H30ZM45 227H46V229L47 230H45ZM51 227V228H50ZM52 227H53V229H52ZM85 229H84V228ZM88 227V228H87ZM92 227H94V229L92 228ZM108 227V228H107ZM132 227V226H131ZM143 227V228H142ZM11 228H13L11 231L9 230V229H11ZM16 230H15V229ZM29 228V229H28ZM39 228H41L42 230H45V231H41V229H39ZM50 228V229H49ZM55 228V229H54ZM59 228V229H58ZM62 228V229H61ZM63 228L65 229V230H67L66 232H65V230H64V232H65V234H63L64 232H62L63 231ZM77 229L76 230V232L77 233H80V231H84L83 233H81V234H79V236H77L78 234H74V233H76V232H73L74 231V229ZM80 228H81V230H80ZM91 228H92V230H93V232H92V230H91ZM100 228V229H99ZM107 228V229H106ZM113 228H114V230H113ZM124 228H125V226L122 228V231L124 230ZM129 228V229H128ZM40 230V232H41V234H40V232H39V230ZM52 229V230H51ZM89 229V230H88ZM111 229V230H110ZM127 229L129 230V231H131L130 230V227H127ZM147 229V231H146V233H147V235L149 234L148 232H149V230ZM30 232H28V231ZM59 230V231H58ZM95 230V231H94ZM113 230V231H112ZM25 231H26V233H28V235L25 233ZM34 231H36V232H34ZM47 231H49V232H47ZM53 231V232H52ZM86 231H88L89 233V235L87 234V232ZM109 231H111L112 232V235H111V232H110V234H109V236L111 235V237H108V233H109ZM222 231V230H221ZM8 232V233H7ZM13 232H15V233H13ZM23 234H22V233ZM47 232V233H46ZM52 232V233H51ZM57 232H54L56 235L58 234ZM91 232V233H90ZM95 232H101L102 233V235H100V233L99 234H96ZM103 232H104V234H103ZM126 232V231H125ZM124 232V233H125ZM128 232V231H127ZM140 232V231H139ZM10 233V234H9ZM12 233V234H11ZM16 233H20V235L22 236H20L19 234H18V236H17V234ZM45 234L44 236L42 235V234ZM49 233V234H48ZM54 233H53V236H54ZM84 233H86L87 235H85ZM117 233V232H116ZM131 233H133V232H131ZM129 234V232L128 233H126V235L127 234H129V236H131L132 234ZM144 233L145 232H143L142 234L144 235ZM224 233H225V231H224ZM7 234H9L8 236H7ZM29 234H30V236H32V238H30V236H29ZM32 234V235H31ZM34 234V235H33ZM36 234V235H35ZM37 234H39L38 235V237H39V239H38V237H36L37 236ZM94 234V235H93ZM95 234H96V236H98V237H96L95 236ZM106 234H107V237H108V239L110 238V240L108 241V239H107V237H105L106 236ZM141 234V235H142ZM7 237H6V236ZM11 235H13L12 236V238H10V236ZM16 235V236H15ZM25 235V236H24ZM41 235H42V239H43V237H44V239H43V241L42 240H40L41 239ZM60 235L58 236V237H60ZM75 235V236H74ZM81 235H84V236H81ZM94 236V237H96V238H92V236ZM142 235V236H143ZM147 235H145V236H147ZM218 235H220V233L218 234ZM222 235H223V232H222ZM222 235H220V236H222ZM228 235V234H227ZM226 235V236H227ZM35 236V237H34ZM69 236V237H68ZM80 236H81V238L82 239H80ZM85 236H87V238H85L84 239V237ZM101 236V237H100ZM105 237L104 239L106 240H104L103 239V237ZM114 236H116V235H114ZM124 236V235H123ZM128 236V235H127ZM125 237L126 238V242H124L125 244H130L131 245V247L129 246V248H131V249H129L128 248V244H127V246L124 244V243H122V244H124L123 246H125V248L127 249L126 251L128 252V250H131L132 251V253L131 252H128L130 255H132V256H135V258H133V259H136V254L138 253V256H139V258H140V260H138V259H136L135 260V264H141L140 262L142 261V258L143 259H145L144 260V263L145 264H147L148 262H149V264H151L152 263V261L153 260H155L154 262H155V264H160V260L159 259H164V258H161V257H163L164 256V254L167 252V249L165 250V248H164V250H165V252H163L162 251V253H164L163 255H160V251L158 252V250L160 249V250H162L160 247H157L158 249L157 250H154V251H157V252H151L152 254H150V256H151V263H150V257L148 256L149 255V253H148V251L149 250H147L148 249V247H150V248H152L153 249V247L156 245H158L159 243H155L154 244V246L153 247H151L150 245L152 244V243H150L149 244V246L147 245V249L145 250L144 248V251H143V253H142V249L140 248H138V251H140L141 250V253L143 254H141L140 253V255H141V257H140V255H139V252L137 251L136 253L135 252H133V248H137V246L136 247H134L133 245V241H134V238L136 239V240H138L139 238H141V237H139V236H131V237H133V239L132 240H130V238L129 237ZM145 236H143V239H145ZM149 236H150V234H149ZM149 236H148V238H149ZM219 236V237H220ZM224 236V235H223ZM5 239H4V238ZM10 239H9V238ZM13 237H14V239H13ZM22 238V240H21V238ZM57 237V238H58ZM65 237H63V238H65ZM77 237V238H76ZM88 237H91V238H88ZM3 238V239H2ZM6 238H8V239H6ZM37 238V239H36ZM54 238H56V236L54 237ZM65 238V239H66ZM74 238H76L77 240H74ZM99 238H102L103 239V241L101 242V240L102 239H99ZM127 238H129V240L132 242V243H130V242H128V239ZM148 238H146V239H148ZM224 238V237H223ZM2 239V240H1ZM18 239H19V241H18ZM36 240L37 242H33L32 240ZM86 239H88V240H86ZM91 241H90V240ZM98 241H97V240ZM143 239H139V241H141V240H143ZM5 240V241H4ZM7 240L9 241L8 242V244L9 243H12V244H9V245H7ZM16 240V241H15ZM23 240H24V242H23ZM28 240V241H27ZM34 240V241H35ZM38 240H40V241H38ZM49 240V242H47V241ZM52 241H53V238L51 239ZM68 240V241H69ZM81 240H82V242H81ZM96 240V241H95ZM11 241V242H10ZM24 243H22V242ZM63 240H60L59 241V243L60 242H62ZM76 241L78 242V243H76ZM92 241H95V243H96V245H95V243L93 242L92 243ZM108 241V242H107ZM116 241V240H115ZM145 241V240H144ZM148 241V240H147ZM147 241H146V244H147ZM5 242V243H4ZM13 242H14V244H13ZM18 242V243H17ZM30 242H32V243H35L34 245H32V243H30ZM39 242V243H38ZM44 242H46V243H44ZM64 242L66 243L67 241H65L64 240ZM70 242V241H69ZM68 242V243H69ZM103 242H105V243H103ZM113 242H111V243H113ZM25 243H27V244H25ZM36 243H38L37 245H36ZM64 243V244H65ZM80 243V244H79ZM82 243V244H81ZM84 243V244H83ZM100 243H103L102 245L100 244ZM110 243V244H111ZM115 243V242H114ZM142 243H143V241H142ZM149 243V242H148ZM154 243V242H153ZM3 244V245H2ZM16 244H15V246H16ZM21 244V245H20ZM29 244H31L33 247H34V251H33V248H32V246L30 245V248L28 247V245ZM45 244H48L49 245V247H48V245H46L45 246ZM97 244H100V245H97ZM121 244V243H120ZM121 244V245H122ZM139 244H141V243H139ZM144 244H145V242H144ZM27 245V246H26ZM43 245V246H42ZM51 245H52V242H51ZM60 244H57V247L59 246ZM62 245V244H61ZM82 245V246H81ZM87 248L88 247V249H85V247ZM93 245V246H92ZM114 245V244H113ZM113 245H110V246H113ZM117 246V248H118V246H119V244H116ZM15 246H14V248L13 249H16L15 248ZM26 246V247H25ZM79 246H81L82 247V249H81V251L79 252ZM94 246H96L95 248H93ZM97 246H100V248H98ZM101 246L102 247H106V246H108L109 248L107 249V247H106V249L104 250L103 249V251H100V250H102L101 249ZM123 246H121L122 248H123ZM155 246V247H156ZM158 246H161V245H158ZM47 247V248H46ZM84 247V248H83ZM90 247V248H89ZM120 247V246H119ZM133 247V248H132ZM140 247V246H139ZM162 247H164V246H162ZM172 247V246H171ZM11 250H10V249ZM27 248L28 250H31V251H28V250H26L25 251V249ZM35 248H36V250H35ZM38 248H39V251H40V253H39V251H38ZM45 248H46V250L47 251H45L44 252V250H45ZM91 248L94 250V249H96V250H94L93 251V253L95 252L96 254H91V252H92V250H91ZM121 248V249H122ZM125 248H123L122 250H125ZM189 248V247H188ZM197 248V247H196ZM8 249V250H7ZM41 249V250H40ZM42 249H44V250H42ZM97 249H99V251L97 250ZM192 249H195V248H193L192 247ZM0 250V253L2 252ZM7 250V251H6ZM109 250H111V249H109ZM115 250V252L113 253V251ZM118 251H120L119 249H117ZM121 250V251H122ZM87 251V252H86ZM90 251V252H89ZM117 251V252H118ZM120 251V252H121ZM126 251H122L123 253L125 252L126 253ZM151 251V250H150ZM14 252H15V250H14ZM17 252V253H18ZM37 252V253H36ZM41 252H44L43 253V255L41 256V255H39V254H41ZM89 252V253H88ZM98 252L100 253V255H98ZM110 252L112 253V255H114L115 253H116V248L114 249V246H113V249L111 250V251H109V255L110 256H112L111 254H110ZM120 252H119V254H120ZM148 253V255L146 254H144V253ZM9 253V254H10ZM39 253V254H38ZM46 253V254H45ZM67 253V254H66ZM70 253H73V254H75V255H73V254H71L70 255ZM103 253H102V256H104L103 255ZM106 253H108V251L106 252ZM122 253V254H123ZM127 253V254H128ZM133 253L135 254V255H133ZM159 254L158 256H159V261L156 259L157 258V256L155 255V254ZM168 254H169V252H167ZM167 253L165 254V255H167ZM6 254V253H5ZM27 254V253H26ZM25 254V255H26ZM33 254H30L31 256H33ZM62 254V255H61ZM65 254L67 255V256H65ZM77 254V255H76ZM86 254H84V255H86ZM121 254V255H122ZM128 254V255H129ZM14 255V254H13ZM20 255V254H19ZM23 254H21V256H22ZM29 255V254H28ZM28 255H26V256H24L23 255V257H27L28 259H29V261L31 260V258L32 257H29ZM46 255V256H45ZM47 255H48V259L46 258L47 257ZM50 255V256H49ZM97 255V256H96ZM108 255V254H107ZM115 255H117V253L115 254ZM120 255V256H121ZM155 255V257H154V259H153V257L152 256H154ZM172 255V254H171ZM174 255V254H173ZM14 256H16V253H15V255ZM67 257V258H65V257ZM106 256V255H105ZM104 256V257H105ZM119 255H118V257H120ZM123 256H125V255H122V257ZM127 256V255H126ZM123 257V260L121 259V258H118V259H121V262L120 263H118L117 261H116V259H117V257L114 259V257H113V261L115 260L116 262L114 263V264H123V262H124V264L125 263H127V261H129L130 259L132 260V262H133V259L132 258H130V256H127L128 257V259H127V257ZM131 256V257H132ZM199 256V255H198ZM70 257V258H69ZM93 257L91 258L92 259V261L93 262H96L97 264H99L98 262L101 260V258H97L96 259V261L95 260H93ZM104 257H102V258H104ZM149 257V258H148ZM167 257V256H166ZM165 257V258H166ZM171 257H173V259H174V256H171ZM170 257V258H171ZM42 258V259H41ZM47 260H46V259ZM64 258V259H63ZM168 258V257H167ZM169 258V259H170ZM200 258V260H201V262L203 261V260H205V258H204V256H203V258L204 259H201L202 257L200 256L199 257ZM52 259H53V257H52ZM51 259V260H52ZM60 259H58V260H55L56 261V264L58 263L59 264V261H60ZM75 259V260H74ZM91 259H89V260H91ZM104 259H106V257L104 258ZM104 259H103V261L102 262H105V263H107L108 261H107V259H109V262L108 263H110V260L112 261V258L110 257H108L105 261H104ZM127 259V260H126ZM147 259H149L148 261H147ZM172 259V258H171ZM62 260H61V263L60 264H63V262H62ZM73 260V261H72ZM76 260V261H77ZM130 260V261H131ZM137 260H138V263H136L137 262ZM157 260V261H156ZM167 260V259H166ZM199 260V261H200ZM32 261V262H33ZM44 261V262H43ZM53 261V260H52ZM51 261V262H52ZM82 261H84V259L82 260ZM81 261V262H82ZM129 261V264H133L132 262H130ZM146 261V262H145ZM165 261V260H164ZM168 261V260H167ZM171 261H173V260H171ZM170 261V262H171ZM42 262V263H41ZM48 262V263H49ZM49 263V264H53V263ZM78 262H80V261H78ZM77 262V263H78ZM81 262L80 263H78V264H81ZM159 262V263H158ZM162 262V261H161ZM76 263V264H77ZM105 263H102V264H105ZM142 263H143V261H142ZM143 263V264H144ZM167 262H164V264H166ZM172 263V262H171ZM171 263H169L168 262V264H171ZM34 264V263H33ZM36 264V263H35ZM47 264V263H46ZM83 264V263H82ZM100 264H101V262H100ZM110 264H113L112 262L110 263ZM128 264V263H127ZM162 264V263H161ZM173 264V263H172Z\"/></svg>","mask_w":264,"mask_h":264}]
</instances>
